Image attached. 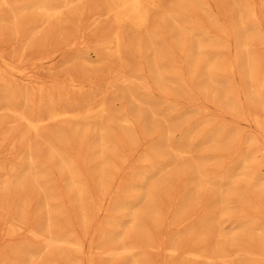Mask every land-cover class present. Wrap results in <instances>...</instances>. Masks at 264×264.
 <instances>
[{
  "label": "rangeland",
  "instance_id": "rangeland-1",
  "mask_svg": "<svg viewBox=\"0 0 264 264\" xmlns=\"http://www.w3.org/2000/svg\"><path fill=\"white\" fill-rule=\"evenodd\" d=\"M85 1H87V0H85ZM88 1H89V3L91 2V4H94V6H93V5H90V4H89V5H86V7L88 6V9H92V7H93V10H88V9H86V12H87V16H86V17H88V15H90V16L92 17V13H93V14H94V13L97 14V10H98V13L101 12V13H104V15H105V12H103L102 10H99V9H102V8H103V3L101 2V0H97V1L94 0V2H93V0H91V1L88 0ZM95 1H96V2H95ZM161 1H162V4L164 3V5H165V6H164V9H166V8H167V9H166V11L163 10L164 12H163V11H154V13H151V17H150V19L153 18V17H155V16L152 17V15H156V16H157V17H155L156 19L154 18V20H153V25H154V21H155V23L158 21V20H157V19H159L158 16L160 17V19H159V21H158L156 24H158V23H160V22L162 21V22H161V25H163V24H162V23H164V20H163V19L165 18V15L167 14V11H168V10L171 11L172 8H173L174 12H175V10H176V11L180 10L181 13L178 11V16L175 15V16H177V17H180V18H179V21H180V19H181V21H184V23L186 24V22H185L186 19H187L188 21H189V20L191 21V18H192L193 21H191V23H192L191 25H195V24L197 23V25H195V27L202 28V29L200 30V32H206V33L209 32V33H208V35H209V39L212 40V41H213V39L216 40V42L214 43V45L216 44V47H217V44H218L219 49H220V51L222 52V54H220L221 58H220V56H219V53H220L219 49H218V48L215 49L216 47H213L214 45H212V47H211L210 45H208V47H205V49H206V48H208V49H206V51H204V52H206V53H207L208 51H210V52H208L209 55H207V56H210V57L215 58V59H213V60H214V63H215V60H216V62L219 61L218 63H222V64H224V63H225L224 61H225L226 59L230 60L229 58H232L231 60L233 61V60H234L233 57H235V58H239V56H241V54H242L241 47L239 46V43L235 40V39H238V38H237V37H238V35H237V34H238V31L235 30V22L237 23V20H239V18H238L239 14L242 15V16L244 15V16L242 17L243 19L245 18L247 21L250 20V17L247 16L248 13H246V11H243V9H244V7H246V5L248 4V2H250L251 0H250V1H249V0H245L246 2H245V1H242V0H239L240 2H238V0H236V1H235V0H231V1H230V0H229V1H228V0H222L223 3H222L220 0H219L220 2H217L218 0H210V1H208V0H205V1H204V0H203L204 2H202V3H201V2H200V3L195 2L196 0H194V1H193V5H194V6H195L196 3H198V4H197V5H199L198 7H200V8L203 7L202 10H204V7H205V8H206V9H205L206 11H209V9L211 8V9H210V10H211V13L216 12V10H217V8H219V5H220V4H221V5H222V4L224 5V3H225L226 6H225V5H224V6H220V8H221L222 10L224 9V12H225V16H226V18L228 17L227 15L230 16V17H228L229 19H226L225 17L222 16V15H224V13H223L222 10H218L219 12H218V11L216 12V14L219 13L220 15H218V14L216 15V14L214 13L215 17H214L213 19L211 18V17H213V16H212V15H209L208 12H206L205 10H204V11H205V13H206V15H207V16L205 15V17H204V14H203L204 11H202V12H203V13H202V12H200L201 9L198 10V13H199V14H200V13L203 14V16H202V14H200V15L202 16V18H201V16L198 14L199 17L202 19V22H203V20H205V19L208 17V18L205 20V22H207L206 24H204V22L202 23L201 21H195V20H198L199 18L194 20V18H196L195 16H198V15H196L197 12L195 11V10L199 9V8L196 7L197 5L195 6L196 9L193 8L194 6L192 7V10H194V12H196V14L194 13L195 16L192 14V11H191V10L189 11V12L191 13V15H192V16L189 15V16H190V19H189V18H187V14H188L189 12H188V11H185V12H184V11H182L183 9H179L178 6H177L178 3H179V2L181 3L183 0H180V1H179V0H161ZM176 1H177V2H176ZM224 1H225V2H224ZM226 1H227L228 4L226 3ZM233 1H234L235 4H237V2H238V4L240 3V4L242 5V7L236 5V7L233 8V7L231 6V4H232V5L234 4ZM254 1H255V6H256L257 3L259 2L256 8L262 10V11L259 10V12H257V14H260V16L258 15V16H259V18H258V19H259L258 26L260 27V29H259V27H258V31H259V32H258V34H255L257 37H258V35H259L260 38H257L254 34L252 35L251 32L249 33L250 36H249V35H248V36H249L250 39H252L251 42H252L253 44H254V42H256L257 47L259 48V50H258L257 47H250V48H251L250 50L253 51V48H254V49L257 48V50L260 51V52H257L258 54L255 53V55L257 54L256 57H257L258 59L256 60V58H255L254 61L256 60V61L258 62V64H257V62L255 61L256 64H257V66L259 65V66L261 67V64H259L260 59H261V61L264 60V49H262V48H264V45L260 44V42H261V43H264V40H263V39H264V20H263V19H264V0H262V1H261V0H257V1L254 0ZM92 2H93V3H92ZM97 2H98V3H102V4H99V5H98ZM173 2L176 3L177 5L174 4ZM194 2H195V4H194ZM206 2L209 4V6H208V4H207L208 7L204 4V3H206ZM210 2L214 5V8L212 7V5H211ZM230 2H231V4H230ZM241 2H243V3H241ZM260 2H262V5L260 4ZM73 3H74V4H73ZM73 3L71 4V6H75V2H73ZM86 3H87V2H86ZM95 3L99 6V7H97L98 9H95ZM168 3H169V4H168ZM170 3H171V4H170ZM166 4L169 5V6H166ZM229 4H230V5H229ZM245 4H246V5H245ZM171 5H172V8H170ZM175 5H176V6H175ZM204 5H205V6H204ZM217 5H218V7H217ZM243 5H245V6H243ZM71 6H70V7H71ZM89 6H92V7H89ZM100 6H102V7H100ZM230 6H231L232 9L229 8ZM233 6H234V5H233ZM260 6H263V7H260ZM86 7H85V8H86ZM168 7H169L170 9H168ZM174 7H175V8H174ZM237 7H238V8H237ZM239 7H241L242 9L239 8ZM208 8H209V9H208ZM220 8H219V9H220ZM227 8H229V9H228V13L231 11L232 16H234V17H232V16L230 15V13H229V14L227 13ZM4 9H5V8H4ZM70 9H71L72 11H74V10H73V9H74L73 7H71ZM207 9H208V10H207ZM213 9H214V10H213ZM236 9H237V10L241 9V10L239 11L240 13H239ZM258 9H257V10H258ZM2 10H3V9H2ZM65 10H67V9H64V11H65ZM71 10H70V11L67 10L68 15L65 13L66 11L63 13V17H64V18L67 17V19H68L67 24H66V23L63 24V26H64V33H63V34H59V32H58V30H57V29H58V28H57V25H55V30L57 31V34H56V31H55V37H51V40H52V41L50 40V43H51V44H50V43H47V41L49 42V39L46 41L47 44H46V43H45V44H44V43L41 44L40 42H35V44L33 43V45L35 46V48H34V46H30L31 48L28 47L29 49L27 48L28 50L26 51V54H29V55H26V54H25L26 57H27V56H28V57L30 56V57L33 59V54H34V53H35L34 57H36L38 54H41V53L44 54V55H45V54L48 55V51H49V54H52V53H50V52L53 51V50H55V51H54V53H55V57H53V59H52L51 61L46 62V63L43 64V66L45 65V66H44L45 68H44L43 66L40 67L41 69H43L42 71H41V69L39 68V70H38V74H39V76H40V74H42V75L44 74L45 78L48 77V79H49V78H52L53 76H54V78H55V77L58 78V77L60 76L58 79H59V80H63L64 78H66L67 73H68L69 76H70L71 73H72L71 77H68V76H67V78L64 79L62 82H60V81L57 79L58 83L55 84V85H57V87L53 84L54 80H55V82H57L56 79H53V78H52V80L49 79V81H48V79H46L47 81H45L44 84H43L44 89H43V92H42L41 94H37L38 92H41V91H36L37 93H35V89H36V90H38V89L35 88V86H34L35 84H34V83H33V84H34V85H33V84L30 83V82H26V83H25L24 81H21V82L23 83V85H22V84H20V83H21L20 80H18V79H17V81L14 80V82H15V83H14L15 86H16V84L18 83V86H19V87L17 86V88H20V89H21V90H18V91H19L18 94H21L20 92H22V90H23V92L26 91L27 94H28V96H29V101H28V103H24L25 108H23L24 106H22V105L20 106V104H23L22 98H19L20 101H18V98H15V100H16V104H15V102H14V101H11L10 98H9V99H6L5 96L3 97V95H4L3 93L0 94V100L2 99V97H3L4 99H2L3 101H0V103H2V104H8V105H9V102H11V104L14 102L12 106L15 107V108H18V110H20V111H22V112H24V113L27 112L26 115H28L29 113L33 112V114H30V116H45V113H46L45 111H46L47 109H45V108L43 109V105H42V107H40V108H39V106H36V104L38 103L37 101H39V98H42V96H45V99H44V97H43L44 103H45L46 101H48L49 99H51V97H52V99H53V104L55 103V105H56V106L53 105V107H56V108H58V109H61V108H62V109H68V107H70L69 109H71V108H72V107H71L72 105L74 106L73 108H75L76 105H77L78 107H76V109H78L79 107H80V109H83V107H84L87 103H89V104L91 103V102H89V99H90L91 101L94 99L93 97L88 98V96L86 97L87 99H85V93L88 92L90 86H92V87L90 88V90L95 86V91H96V89L99 90L98 88H100V91H97V92H99V95H98V94H94V88H93V90L91 91V93L94 95V97H95V96H97V97L99 96V98L102 99V98H103L102 95H103V96H104V95H106V96H110L109 98L105 96L103 99L106 98L107 100H108V99L110 100V99L112 98V99L110 100V103L114 104V102H112L113 99H114V96H113V95H116V93H117L118 95L116 96V98L119 99V100H118L119 103H121V101H122L123 105H125V103H124V102L126 101L125 97L128 96V94H127L128 92H126V91H128V90L131 91V89H128V88H132V90L135 89V90L132 91V93L135 94V96H136V95H137L136 92H140L141 95H140V93H139V94L137 95L138 97L136 96L137 99H139V97L141 96L140 99H141V100L143 99V100H142L143 102L139 99L140 103H142L143 105H144V103H145V104H147V106L149 105V107H147V106H145V105H144L145 107H143V106L140 105V104L137 105V106L133 105L134 108H135V111H136L135 113H137V115H135V114H134V111H133V110H134L133 106H131V108H133V109H131L130 106H129L130 104L132 105V102H131L130 98L127 97V98H128V102H130V103L128 104V102L126 101V102H127L126 105H127L128 112L130 111V112H129L130 114L127 112V113H128L127 118L132 116L131 119L128 118V119H127L128 121H127V120H125L126 118H125V119L123 118V116L126 117V115H125V114H126V106H125V107L121 106V105H122V103H121V105H120L121 108L118 107V102L116 103V101H115V100H117L116 98L114 99V101H115L114 109L117 110V108H118L117 111H114L113 107L111 108V107L107 106L108 104H106L107 108L109 107V108H111V110L113 109L114 114H115V113H116V114H115V116H114L115 118H114V117H111V115L113 116V112H111V110L108 108V109L110 110L108 113H109V115H110L111 118H110V117H109V118H106V119L104 120V123H105L106 126H107V125H110V122H112V124L109 126L110 128L107 126L106 129H107L108 135H110V136H108V138H110V139H111V137H113V138H112L110 141H109V139L107 138V140H108V141L106 142L107 144L104 143L103 145L100 144V143H98V142H96V141H97L96 139H97L98 136H96L95 134H98V133L101 131V130H99L100 128L105 129L106 126H105V125H104L105 127H104V126H99L98 124H96V125H98V126H94L95 124H94V122H93L92 120H89L90 122L87 121L88 123H85V124H84L83 122L81 123L82 125H84V126H83L84 128H82V131H83L82 133H83V134H81V138H82L81 140H80V138H79V137H80V134L78 135V133H81L80 131H81V126H82V125L79 123V122H81V121L78 122V121H75V119L71 120V122L74 121L75 125L77 124V125L79 126V127H78L77 125H76V126H75V125H72V124H74V123H71V122H70V118H69V119H68V118L58 119V122H56V121H53V123L49 122L50 124L46 121L47 123L44 124V125H43V123H45V122L43 121V123H40V124L38 125L37 130H36V131H37V133H36L37 135H36V134H34L36 131L31 132L33 129L29 128V127L26 125V123H25L22 119H20L21 122H19V118H16V120H15V119H14L15 117H13L12 115L10 116V114H9L8 112H6V110H4V109L1 110V109H0V122H1V123H0V128H1V129H0V208H1V206H3V205H4V208H6V212H4V210H2V208H1V210H0V217H2V218H0V227H1V228H0V233H1V234H0V238H1V240H0V248L2 247V248L0 249V251H1V252H0V253H1V254H0V262H1V264H4V263H5V264H80V263H81V264H89L88 262H89L90 260H91L90 262H92V261L94 262V260H95V263H96V264H115L117 261H118V263L121 264V262H122V261H121V258H122V256H123L122 254L125 253L124 251H125L126 249H125L124 251H119V252H120V253L118 252L119 254H118V253H114V254H116V255L118 254V255H117V258H118V259H117L116 262L112 260L113 263H111V259H110V258H111V255L108 253V251L111 250V251H113V252H117L118 250H120V249H118L119 247L117 248V247H116L117 244L114 245L113 243H114L115 241H113L112 244H108V245H107V247H108L109 250L106 249L107 247L105 248V246H104L105 244H103V242H104V241L106 242V240H107L108 237L102 236L104 231H103V232H100V234H98L99 236H98L97 233H95L94 231H95L96 229L98 230V227H97V226L100 227L99 230H101V229L104 230L103 227L101 228V224H102V223L105 224V221H103V220H105V217H106L107 219H109V223H111V221H112V217H113V216H110V217H111V218H110L108 215H110V213H112V210L114 211V208H115L114 205L116 206V209H117V211H118V212L115 211V212H117V213L114 212L113 214H111V215H114V214H115V215H114V217H115L114 220L118 219V218L122 215V214H121V212L123 211L122 208H120V210H118V207H117V206H118V205L121 206V202H124V201H125L126 199H128L129 197L131 198L132 196H129V195L133 194V192H136V193H137L136 190L133 191V189H131V188H134V189H135V188H138L137 185H136V179L138 180L137 182H139V181H140V180H139L140 178H139L138 175L141 173V176H142L143 173H146V171H147V163H148V167H149L148 169H150L151 164L153 163L152 161H154L155 163L158 164V159H159L160 166H163V165L165 164V162H167L168 159H163V157H161V156H159V155H156L157 151H156V149H155L156 143H157L158 141H160V139H161L160 136H161V135L164 136L163 133L165 134V131H166V133H167V134H166L167 137H169V135H170V137L172 136V137L175 139V140H173L172 137H171V138L169 137V139H167V141L169 140V141H168V144H169V143H172L173 146H172L171 144H169V145H171L172 147H176V145H177V147H187V148H188L189 145H190L189 148H192V149H191V152H189V154H188L189 159H188V157H184V158H181V159H179V158L176 159V157H174V158L176 159V161L178 160V163H176V161H173V160H172L173 158H172V159L170 158V159L172 160V162H171L172 164H170V162H169V165H170V166H173V164H174V166L177 167V168H176V171H174V169H175V168H173L174 166L170 168V166L168 165V166H167V169L170 168V169H168V170L166 169V166H164V167H163V169H165V170H164V173H163V171H161L162 174H160L161 172H158V173L160 174V175H158L159 177H161V176H164V177H165V178H164V177H161V178H160L161 180L164 178V179H163V182L159 179V180L161 181V183L158 181V177L155 175V176H156V177H154V178H155V181L157 180L158 184L160 183V186H162L163 188L161 187L162 190H161V189H159V190H157V189L152 190V192H153L152 195H153L154 198L156 199V200H154V201L156 202L157 205H156L155 202L153 201L154 204H155V206H153L151 209H150V207H151V206H150L149 209H150V211L153 209V211L155 210V212H157L156 210H159L160 213H159V212L155 213V212L151 211V212L149 213L148 216L145 215V214H141V213H140V215H142V216H140V218L143 217L144 215H145L144 217L147 216V217H146V218H148L147 220H149V221L154 225L155 229H154V227H153V225H152L151 223L149 224V227H146L148 221H146L145 224H143L144 221L146 220V218H142V219H144V221H142V219H141V222H143V223H141V222L138 223L139 228H140V226H141L142 228H144V229H143L144 231L142 230V228H140V229L142 230V231H140V232H142V233L144 232V233L146 234V232L149 231V232H151V235H150V233H147L148 236H147V234H146V235L143 234V235H144V238H143V235L140 234L139 237H140L141 235H142V237H140L139 239H141V240H139V239L136 238L138 235H136V237H131L132 235L130 234V236H127L128 238L131 237L130 239H133V240H135V241L138 240L136 243L133 241V243H134V244H132L133 247L130 245V244L132 243V241L129 240V239H128L129 241H127V240L125 239V235H124L123 238H121V239H120V238H115V237L113 238V237H112L113 240H116V239H117V240H116L117 242H118V240H123V239L126 240L127 242H130V241H131L130 244L128 243V246L131 247V248H129L128 250L133 249V253H134V248H135V246L137 247V245L139 244L138 249L136 248L135 251H136V250L138 251L137 254L140 255V257H139L138 255H136V253H135V255H133V254L131 253L132 251H129V254H127V253H128V250H127V253H125L124 256H125L126 258H128V259H129V257H127V255L130 256V253L132 254V257H134V256H135V257L138 256V258H136V259L139 260V261L137 260V262H138L139 264H141V262L144 260L145 256L147 257V259L145 258V260L143 261L144 264H147V263L149 264V262H150L151 264H153L152 261L154 262V264H155L156 262H157L156 264H159L160 262H161L160 264H162L163 260H164L163 264H166L165 261L167 262V264H168L169 262H170L169 264H172V263L175 264V262H176V264H178V263H180V261H181V263H183V264H187V263H188V264H189V263H191V264H196L198 261H200V262L197 263V264H201L202 261L199 259L200 257H197V259H194V258H193V260H191L190 258H185V257L179 255V253H181V252L183 251V249H185L186 246H187L188 244H190V242H191L190 239H186V238L188 237L187 235L190 234V233H187V232L189 231L190 228H189V229H185V228H186L188 225L191 226L190 223H192V222H194V221H196V220H197V222H195V224H194L193 226H191L192 229H191L189 232L192 231L193 233H197L198 230H203V231H204V229L207 227V229H206L205 231H206V232L208 231L209 234L211 233V236H212V237H211V236L209 237V236H207L208 234L206 233V240H205V242H207L208 244L205 243V242H203V244H205V245H203V244L201 245V244H199V243H198L199 245L194 244V246L197 245L198 248H197V247H195V248L198 249L197 251H198L199 253H201V254H203V253H204V254L207 253L206 256L209 254V255H208V256H209L208 258H207V257H206V258H201V259L203 260V264H212V263H211L212 261H211L210 263H209V261H210V260H213V257H214V259H215L214 262L216 261V264H243L244 259H245L244 256L246 255V257H247L248 254L250 253V251H251V253H254L255 255H256L257 253H258L257 255H261V254H263V251H262L261 249H257L258 252L256 251L255 248H256V247L258 248V245H256V244L253 245V246H251V249H250V247H249L247 244H246V246L249 247V248L244 247L245 245L243 244V242H241V243L239 242V241H241L242 238L244 239V236H242V235H240L239 239H240V238H241V239L238 241V244H237V243H236V240L238 239V237L236 236V240H235V239H232V237H233L234 234H233V235H231V234H232L233 230H234V232H235V231L238 232L239 227L236 226V227L234 228V225H233L232 223L228 225L229 227L226 226L227 223H228V222H226V220L229 221V222H230V219L233 220V217H232L231 215H234V214H235L234 217H235V216L237 217V215H238V216H242V215L244 216L243 213H245V212H243V209H245V208L248 209V208H249V210H246V209H245V210H246V213H248V212L252 209V208H251V204L254 205V204H257V203H258V206H257V205L254 206V208H256V210H255L254 208H253L254 210H253V209H252V210L254 211V213H258L257 216L260 215L261 217H263L264 214H262V213H264V212L260 213V211H259L260 209L258 210V207H261V211H264V207L262 208V205H263V204L260 203V202H262V200H260V201H259V200L252 201L251 204H250V207H249V205L247 204L248 207L242 208V205H241L240 203L238 204V202H236V201L234 202L235 198H232V197L229 196L230 194H232V191L228 190V191L230 192V193H229L228 191L225 192L224 190H222V191L224 192V196L227 197V198H224L225 201H226V199H227V202H226L227 204H225V203H221L220 201H217V200H216V197L213 198V196H211V195H210V198H211V199L208 198V199L210 200V201H209L208 199H206V198L209 197V196H208V195H207V196H204L205 193H203V192L198 193L199 197H198V195L196 196V198H198V199H196V200H198V201L200 202V203L197 202L199 206L197 205L196 200H195V199H192V200H194V201L191 200V201L188 203V206H190V209H189V207L187 206V208H188L189 211L186 210L187 208H186L185 211H184V209H183V205L181 204V201H182V198H183L182 196L184 195L185 192H186V194H187V192L189 191L190 186L192 187V184H190V186H188L189 184L187 183V177H186V175H183V176L180 175V174H184V173H182V172H183L182 169H184V166L187 167V164L189 165L190 163H194L195 160H196L195 162H202L203 159H207V158H205V157H209V159H210L209 170L212 169V170H211L212 173L215 172V171H216V173H218L219 170H220L219 167H223V169L220 170V172H219V173H222V172L226 171V169H225V165H226V164H227L226 167H227L229 164H230V165H229L228 167H230L231 164L233 165L232 159H235V158H237V157L240 159L244 154H246V153L248 152V149H249V148H250V149H253L254 146H255V145H254V142H256L255 144H257L256 147H258V145L262 146V145L264 144V142H262V140H261V138L264 140V133H262V131H261L262 136H261V134H260V130H264V128L262 129V126H261V125L258 126L259 128H257V126L255 127V125L253 126V125L251 124V123L254 124V121L252 122V120H251V119H253V118H252V117L250 118V116L248 117V115H245V116H244V112H243V111H247V112L250 113V114L252 113V111H253V112L255 111L254 113L258 114L259 116H260V114H263V117H264V109L262 108V107H264V104H263L262 106H260L261 108H260L259 106H258V107H255L253 104H251V103L249 102V99H247V98H248V97H247V93H248L247 90L249 91V82H248L247 74H243V73H241V72L244 71V69H243V70H241L240 75H238V76H240V77L237 76V74L239 73L238 71H240V69H242V67H241L242 64L239 65L240 63H238V62H240V60H239L238 62H237L238 59L236 60V62L234 61L235 64L238 63V64H237L238 67H234V70H237L238 73L235 72V71H233V72L231 71V72H230L229 69H226V70L229 71V76H230V77L233 76L232 79H229V76H223L224 74H222V77H223V78H221V79H223V80L219 79L218 81L221 82V81H225V80H226V83H227V81H228L227 79H229L230 81L234 79V80H233V81H234V85H235V84H236L235 86L239 85V86H237V87H241L240 82H241V84L244 83L243 86L241 87V90H240V88H239L240 93H237V94H236L237 97L239 96V97H238L239 103H241V106L244 105V107L242 106V109H241L242 111L240 110L241 112H240V111H236V112H235V111H232V110L230 109L229 106H227V107L225 106V109L227 108V109H226L227 111H225V109H224V111H223V110H221V109L224 107V105H227V104H225V99H224L223 97H222V99H224V100H222L221 97H219V99H221V101L218 99V97H217V95H216V94H217L216 92H217L218 90H216V89H219V88H216V89H215V88H212V87H211L210 90H209V87H208V89H207V84L209 83V81H208V79H207L208 76H206V75L204 76V74H205V70H203V69H205V67H203V65H202V61H200L199 64L197 63V65L195 64V65H196V69L193 67V69H195V71H194L193 69H191V70H193L195 73H196V70H197L199 73H200L201 70H202V72H201L202 75L199 74V73H198V74L196 73V75H195V73H193V71H190V68L192 67V65L194 66L193 62H192V64H190V63L188 64V65H189V69H188V67H187L188 65L185 64V63H186L185 61H183V60L186 59V57H187V60H188L189 57H190V56L188 55V53H190V51H189V49H188V45H187V44L189 43V42H187V40L190 38V33H189V31H190V27H189V26H190V25L186 24V25L189 27V30H188V27L184 24V25L187 27V29L185 28V31H184V27H185V26H183V23H182V27H183L182 29H183V30H182V32H181L180 34L178 33L179 31H177V30H176V31H175V30L173 31V28H174V29H176V28H175L174 26L172 27L173 24H172L171 19H170L171 23H169L170 21H167V19L165 20L166 22H168V23H167V26H166V23H165V26L168 27V25H169V29L166 28L165 26H164V29H165V30L162 29L163 26H161L160 24H158V25H160V26H158V25H156V24H155L156 26H155V25H154V26L152 25L153 28H154V27H158L157 29L159 30V31H158L159 33L156 34L155 36H156V39H157V38L159 39V40L157 39V41L160 43V45H159V43H157V44L159 45V49H160L159 51L162 50V51H161V54H162L164 51H163V49H161L160 46H163V47H166V48L169 47V44L167 43V40H168V42H170V46H171L170 48L173 49V50L171 49V53L174 52V51L176 50V48L178 47V44H179V48H177L178 51L176 50L177 52L175 51L174 54L172 53V57H173V56L176 57V56L178 55V56H177L178 59H177V57H176V59H175L174 57H173V58H170V57H169V56H171V55H169V54H171V53H169V51H170L169 49H170V48H168V50H165V49H166V48H165V49H164V50H165V57H164V53H163V54H162V59H160L159 61H157V62L159 63V64L157 63V66H158V67H157V66H152V65L154 64L153 61H152V60H153V59H152L153 52H152L151 48H148V44H147V42L144 43V41H146V40H144L145 38L143 37V35H142V37H141V35L138 36L139 39H138V38H135V36H131L132 34L128 36V32L130 33V31L128 30V32H127V30H126L125 28L128 26L127 29H129L130 27H129V25L126 26L127 23H125V24L123 23L124 25H122V26H121V24H120V25L117 27V29H118L117 31H118V34L120 35V33H121V36H122V37H120V38H121L120 41H122L123 43L120 42V49L122 48L121 50L124 49V50H126V52L128 51L127 54H126L125 52H123V51H121V52H122L123 54L125 53V54H124L125 56H126V55H129V56L131 55V58H130V59L128 58L129 56L126 57V58L123 57V58H125V60H127V59H128V60H131V61H129V63H127L128 61L125 62L124 59H122V60L119 59L117 56H116V57H117V59H116V57L111 53V50H109L108 48H104V46H102V44H103V43L106 41V39L108 38L107 34H108V31H109V28H110L111 30H113L114 32L116 31V30L114 29V28H116V27H114V28L112 29V26H115V25H116V24L114 25V23L112 22V20H110V21L112 22V24H110V26H109V23H111V22H108L109 18H111L110 16H108V19H107V16H104V17H102V19H100L101 16L98 17V16H95V15H94L93 18H94L95 20L97 19L96 17L99 18V19H97L96 21H94L93 18H91V17L89 16V17L91 18V20H88V18H89V17H88V18H86V21H85V22H87V25H88V21H89V22L93 21V22H91V23L88 25L89 27H87V25H86V26H85L86 29H85V27L83 28L84 25L82 26V24H81V25H77V24H75V20H76L77 16L75 17L74 14L76 15L77 13L75 12L74 14H72V11H71ZM95 10H96V12H95ZM0 11H1V10H0ZM3 11H4V10H3ZM6 11H7V9H5V12H6ZM89 11H94V12H91V13H90ZM232 11H233V12H232ZM236 11H237V12H236ZM182 12H183V13H182ZM186 12H187L186 16H185V15L183 16V14H185ZM209 12H210V11H209ZM243 12H244V13H243ZM260 12H261V13H260ZM163 13H164V14H163ZM237 13H238V15H237ZM241 13H243V14H241ZM65 14H66V15H65ZM85 14H86V13H85ZM162 14H163L164 16H163ZM101 15H102V14H101ZM65 16H66V17H65ZM73 16H74V17H73ZM162 16H163V17H162ZM216 16H218L217 19H215ZM219 16H220V18H219ZM236 16H237V19H235ZM245 16H246V17H245ZM177 17H176V18H177ZM182 17H183V18H182ZM184 17H186V18H184ZM203 17H204V18H203ZM69 18L72 19V20L74 19V20H73V21H69ZM90 18H89V19H90ZM210 18H211V20L209 21L208 19H210ZM218 18H219V19H218ZM221 18H223V19H221ZM231 18L234 19V20H232ZM260 18L262 19V21L260 20ZM106 19H107V21H106ZM183 19H184V20H183ZM245 19H244V20H245ZM199 20H200V19H199ZM222 20H223V21H222ZM227 20H228V21H227ZM229 20H231L232 22L230 21V22H231V23H230ZM98 21H99L98 25H99V28H100L101 30L98 29V27H97L98 25H96ZM103 21H104V22H103ZM151 21H152V19H151ZM181 21H180V22H181ZM188 21H187V23H188ZM194 21H195V22H194ZM212 21L214 22L215 25H216V22H217V23L219 22L217 26H218L219 29H222V30H218V29H217V26L215 27V25H213V23H211V24L208 23V22H212ZM69 22H71V23H70L71 26H69ZM225 22H226V23H225ZM250 22H251V21H250ZM261 22H262V23H261ZM93 23H94V24H93ZM95 23H96V24H95ZM103 23L105 24V26H104ZM194 23H195V24H194ZM198 23H199V24H198ZM227 23H229V24H227ZM83 24H85V23H83ZM102 24H103V25H102ZM170 24H171V25H170ZM189 24H190V23H189ZM201 24H202V25H201ZM207 24H208L209 26H208ZM220 24H221V25H220ZM225 24H226V25H225ZM231 24L233 25V26H232L233 28H231ZM260 24H262V25H260ZM210 25H211V28H212L213 30L210 29ZM222 25H225L226 28H229V29H228L229 31H228L226 28H224V26L222 27ZM228 25H230V26H228ZM67 26H69V29H70V30H68V27H67ZM103 26H104V28H103ZM108 26H109V27H108ZM116 26H117V25H116ZM202 26L205 27V28H203ZM207 26H208L209 29L212 30V31H210L209 29H207V28H208ZM256 26H257V25H256ZM261 26H262V28H261ZM65 27H67V28H65ZM77 27H79V29H78ZM91 27H94V28H95L94 31H96L97 33H98V31H99V33H98L99 35L96 33V35H98L99 37H97V36L94 35V33H95V32L93 31L94 28H91ZM121 27H122V28H121ZM160 27H161V28H160ZM191 27H192V26H191ZM213 27H215V28H213ZM56 28H57V29H56ZM159 28H160L161 30H164V32H162ZM230 28H231V30H230ZM74 29H75V30H74ZM77 29H78V30H77ZM84 29L86 30V32L84 31ZM106 29H107V31H106ZM124 29H125V31H126L127 33L124 31ZM171 29H172V30H171ZM203 29H205V30H203ZM216 29H217V30H216ZM224 29H225V30H224ZM41 30L44 31V32L46 31L45 28H41ZM81 30L83 31L82 33H81ZM88 30H89V31H88ZM103 30H104V31H103ZM130 30H131V28H130ZM187 30H188V31H187ZM260 30H261V33H263V38H262V34L260 33ZM90 31H91V32L93 31V32H92L93 34H92ZM105 31H106V32H105ZM113 31H112V32H113ZM119 31H120V32H119ZM122 31H123L124 33H123ZM154 31L156 32L155 29H154ZM167 31H168V32L171 31V32H169L170 34H168ZM186 31H187L188 33H187ZM207 31H208V32H207ZM218 31H219V32H223V33H224V31H225V33H224L225 36L223 35V33H221L222 36L220 37L221 34H220ZM226 31H228V33H227ZM233 31H235V32H233ZM67 32H68V33H67ZM76 32H77V33H76ZM88 32H89V33H88ZM100 32H101V34H100ZM103 32H104L105 35L102 34ZM114 32H113V33H114ZM173 32H174L175 34H177V36L174 35ZM229 32H231L230 35H228ZM79 33H80V37H78V36H79ZM106 33H107V34H106ZM110 33H111V32L109 31V34H110ZM113 33H111V34H113ZM131 33H132V31H131ZM182 33H183V34H182ZM213 33H215V34H213ZM76 34H77V35H76ZM85 34L88 35V36L86 35V38L84 37ZM109 34H108V35H109ZM124 34H126L125 37H124ZM210 34H211V35H210ZM231 34H232V36H231ZM234 34H236V36H235ZM260 34H261V36H260ZM56 35H57L58 37H59V35H61L62 37H60V38H61L62 40H61L60 38H59L60 40H58V39H57L58 37H57ZM66 35H67V36H66ZM83 35H84V36H83ZM133 35H134V34H133ZM158 35H159V36H158ZM163 35H164V38H165V41H166V42L162 41V40H164V39H161V40H160V38H163ZM178 35H179V36H178ZM181 35H182V36H181ZM212 35H214V38L212 37ZM233 35H234L235 39L233 38ZM37 36H38V35H37ZM64 36H65L66 38H65ZM75 36H76L78 39H77V38H76V39H72V38H74ZM101 36H104V37H102V38H104V39H102ZM105 36H106V37H105ZM111 36H112V35H110V37H111ZM136 36H137V35H136ZM155 36H154V38H155ZM160 36H161V37H160ZM168 36H169V37H168ZM180 36H181V37H180ZM188 36H189V37H188ZM215 36H216V37H215ZM226 36H229V37H228L227 39H225ZM63 37H64V39H63ZM128 37H129V38H128ZM130 37H131V39H130ZM133 37H134V39H133ZM176 37H177V38H176ZM179 37H180L182 40H181ZM182 37H183V38H182ZM222 37H223L225 40H224ZM252 37L255 38L254 42H253V39H254V38H252ZM6 38H8V41H9V40H10V41H9V42H8V41H4V42H6V43H8V44H7V46H6V45H4L5 43H3L2 45H4L6 48H5L4 46H3L2 48L5 49V51H7V52H8V51L11 52V53H8L9 56H10V54H12L13 56H15V57L17 58V56L14 55V54L12 53V52H13L12 50L14 49L13 46H15V45L18 46V45L21 43L20 39L18 40L17 38H15V37H13V36H12V37H11V36H8V37L6 36ZM10 38H11V39H10ZM12 38H14V39H12ZM124 38H125V39H124ZM141 38H142V39H141ZM168 38H169V39L171 38V39L173 40V41H172L173 44H171V39L169 40ZM16 39L18 40V41H17L18 43H16ZM54 39H55V40H54ZM66 39H67V40H66ZM79 39H80V40L82 39V40L85 42V44H84L83 46L80 45V47L82 46V50H81V49H78V48H80V47H76V48H74V47H71V46H70L71 49H70V47H68V44H69V42H70L71 40H72V41H74V40L77 41V40H79ZM109 39H110V38H109ZM136 39H137L138 42L136 41V42H137V46H135V45H136V43H135V44H134V47H136L138 51L136 50V48H135V50H134V48L132 47V43H134ZM156 39H153V40L155 41ZM166 39H167V40H166ZM256 39H258V40H256ZM261 39H262V40H261ZM5 40H7V39H5ZM64 40H66V41H64ZM129 40H131V41L129 42ZM133 40H134V41H133ZM139 40H140V46L138 47ZM142 40H143V42H142ZM176 40H177V41H176ZM218 40H219V41H218ZM227 40H229V41H227ZM234 40H235V41H234ZM67 41H69V42H67ZM124 41H127L128 44L125 43ZM154 41H153V42H154ZM160 41H162V42H160ZM179 41H180V42L182 41L183 44H185V46L183 45V46H184V49H183V50H184V51L186 50L185 53H184L185 56H184V54H182L183 52H182V53L180 54V56H179V52H180V50H181V49H180V46H182V43H180ZM226 41H227V42H226ZM231 41H232V42H231ZM257 41L259 42V44L257 43ZM14 42H15V43H14ZM24 42H25V41H23L18 47L15 46V49H16V50H19ZM52 42H53V43H52ZM65 42H66V43H65ZM88 42H89V43H88ZM93 42H95V43H94L93 45H91ZM96 42H97V43H96ZM98 42H99V43H102V44H99ZM163 42H164V43H163ZM174 42H175V43H178V44L175 45ZM222 42H226V44L228 45V49L226 48L227 45L224 46V45H223L224 43H222ZM233 42H234L235 44H234ZM12 43H13V44H12ZM37 43H38V46H37ZM154 43H155V42H154ZM231 43H232V44H231ZM252 43H251V46L253 45ZM0 44H1V42H0ZM14 44H15V45H14ZM39 44L41 45V48H39V47H40ZM55 44H56V45H55ZM96 44H97V45H96ZM125 44H126V45H125ZM142 44H143V45H142ZM144 44H147V46L144 45ZM157 44L155 43V47H156ZM162 44H164L165 46L162 45ZM256 44H254V45H256ZM12 45H13V46H12ZM69 45H70V44H69ZM86 45H88L87 48L89 47V45H90V47L87 49V48H86ZM100 45H101L102 47H101ZM103 45H104V44H103ZM158 45H157V47H158ZM174 45L176 46V48H173V47H175ZM230 45H231V46H230ZM233 45H234V46H233ZM236 45H238V47H237ZM8 46H9V47L11 46V48H13V49L9 48ZM36 46H37V47H36ZM45 46H46V48H45ZM50 46H51V48H50ZM92 46H94L95 49H94ZM95 46H96V47H95ZM142 46H143V48H142ZM172 46H173V47H172ZM183 46H182L181 48H183ZM42 47H43V48H42ZM57 47H58V48H57ZM65 47H66V48L68 47L69 49H66ZM84 47H85V49H86L87 52L84 50ZM105 47H106V46H105ZM130 47H131V48H130ZM229 47H230V48H229ZM231 47L233 48V50H232ZM234 47H235V48H234ZM44 48H45V50H47V52L44 50ZM64 48H65V49H64ZM126 48H127V49H126ZM141 48H142V49H141ZM222 48L224 49V53H223V49H222ZM225 48H226V49H225ZM237 48L240 49V50H239V52H241V54L239 53L240 55H238V52H237V50H236ZM8 49H9V50H8ZM50 49H51V50H50ZM52 49H53V50H52ZM63 49H64V50H63ZM106 49H107V50H106ZM131 49H132L133 51H132ZM140 49H141V50H140ZM147 49H148V50H147ZM156 49H158V48H156ZM205 49H204V50H205ZM34 50H35V51H34ZM41 50H42V51H41ZM69 50H70V51H69ZM71 50H72V52L74 51V52H73V55H72ZM80 50H81V51H80ZM83 50H84L86 53H88V52H89V53H88V54H86L85 52L82 53ZM90 50H91V52H90ZM102 50H103V51L106 50V51L103 52ZM183 50H181V51H183ZM215 50H216V51H215ZM225 50H226V51H229V53H232V54H230V55H232V57H228L229 54H228V55L226 54L227 56L224 55L225 53H228V52H226ZM255 50H256V49H255ZM255 50H254V51H255ZM257 50H256V51H257ZM29 51H30L31 55H30ZM99 51H101V52H99ZM107 51H108V52H107ZM136 51H137V52H136ZM142 51H143V53H142ZM188 51H189V52H188ZM218 51H219V52H218ZM27 52H28V53H27ZM79 52H80V56L78 57V55H79L78 53H79ZM132 52H133V53H132ZM145 52H146V53H145ZM157 52H158V51H157ZM166 52H168L169 54H168V53L166 54ZM213 52L217 53L218 57H215V56H217V55L214 54ZM36 53H38V54L36 55ZM54 53H53V54H54ZM57 53H58V54H57ZM63 53L65 54L64 57H63V55H64ZM93 53H94V54H93ZM98 53H99L100 55H99ZM104 53H105L106 55H105ZM122 53H121V54H122ZM136 53H137L138 55H137ZM139 53H140V54H139ZM144 53H145V54H144ZM148 53L150 54V56L148 55ZM159 53H160V52H159ZM159 53H158V54H159ZM177 53H178V54H177ZM211 53H212V54H211ZM42 54H41V55H42ZM60 54H61V55H60ZM67 54H69L70 56H67ZM82 54H83V55H82ZM95 54H96V55H95ZM103 54H104L105 57L103 56ZM123 54H122V56H123ZM142 54L145 55V56H142ZM158 54H157V55H158ZM175 54H176V56H175ZM233 54H234V55H233ZM236 54L238 55L237 57H236ZM75 55H76V57H74ZM92 55H94L95 58H96V59H95L96 61L93 60V61H95V64H97V63L99 64V63H100V65L97 64L100 68H98V67L96 68V67H95V71H94V69H92V71H91V69H90L91 66H92V68H94L93 64L91 65V62H93V61H91V60L94 59V58H93L94 56H92ZM166 55H167V56H166ZM168 55H169V56H168ZM182 55H183V56H182ZM211 55H215V56H211ZM230 55H229V56H230ZM258 55H261V56H258ZM9 56H8V57H9ZM81 56H83V57H85V58H83V57H81ZM98 56L104 58V63H103V60H102V62L99 61L100 59H99ZM107 56H108V57H107ZM109 56H110V57H109ZM122 56H121V57H122ZM139 56H140V57H139ZM148 56H149V57H148ZM188 56H189V57H188ZM11 57H12V56H11ZM30 57H29V59H31ZM62 57H63V59H62L63 61L61 60ZM67 57H69V58H67ZM77 57L80 58L81 61H80V59H78ZM97 57H98V58H97ZM143 57H144V58H143ZM147 57H148V59L145 60ZM163 57H164V58H163ZM227 57H228V58H227ZM66 58H67V59H66ZM75 58H76V60H75ZM88 58H89V59H88ZM105 58H106V59H105ZM107 58H108V59H107ZM113 58H114V60H113ZM132 58L135 59V60H133ZM150 58H151V59H150ZM166 58H167L168 60H171V61L174 60L175 62H178V63H175L174 61H173L174 63L171 62L172 64H177V67H178V65H179L178 69H177L176 66H173V65H171V63H169V64H170L169 68L172 66V68H171V69H172V72H173V70H174V74H175L174 76H176V71H178V73H180V71H182V73H181L182 76H183V77H186V74L188 75V71H190V72H191L192 74H194L196 77H197V75H198V77L196 78L197 80H201V79H203L204 82H205L206 84H205L204 82H201L203 85H202L201 83H199V85H198V81L195 80V79H193L192 77H190L192 74H189L190 76L188 75L189 78H188V76L186 77L187 83H189V82H188V79L191 78V79H193V80L190 81V82H192V83H189V84H190L191 86L194 85L196 88H197V86H200V87L203 86L202 88H200V87L197 88V89H202V90H199V91L197 90V91H196V89H195V87H194L195 90L192 89V91H191L192 93H194V95H193L191 92H189V91H190L189 88H191V86L189 85L190 87H188V84L186 83V80L184 81L185 78L183 79V78L181 77V74L177 75L178 77L176 76V78H173V77L170 78V77H169V73H171V72L169 71V68H168V66H167V65H168V63H167L168 60H166ZM181 58H183V60H181ZM216 58H218V59H216ZM225 58H226V59H225ZM13 59H14V57H13ZM65 59H66V60H65ZM82 59L85 60V61H87V62L90 61V62H89V63H90V66H89V65H86V64H83V60H82ZM87 59H88L89 61H88ZM97 59H99V60H97ZM111 59H112V60H111ZM136 59H137V60H136ZM149 59H150V60H149ZM190 59H191V58H190ZM190 59H189V60H190ZM219 59H221V61H220ZM105 60H106V62H105ZM116 60H117V61H116ZM119 60H120V61H119ZM187 60H186V61H187ZM228 60H227V63H228ZM98 61H99V62H98ZM107 61H108V62H107ZM135 61H138L139 63H141V65H138V64H137L138 62L135 63ZM149 61H152V64H151V62H149ZM161 61H162V62H163V61H164V62L166 61V64H167L166 66H167L168 69L165 70V68H164V67H166V66L164 65L165 63H164V64H161ZM179 61H180V62H179ZM182 61H183V62H182ZM56 62L58 63V65L56 64ZM96 62H97V63H96ZM111 62H113V63H111ZM130 62H131V63H130ZM132 62H133V63H132ZM181 62H182V63H181ZM187 62H188V61H187ZM189 62H190V61H189ZM223 62H224V63H223ZM255 62H254V63H255ZM262 62H264V61H262ZM49 63H50V64H49ZM59 63H62V64H59ZM65 63H66V64H65ZM106 63H107V64H106ZM120 63H121V64H120ZM145 63H146V64H145ZM148 63L151 64V65H149ZM180 63H181V64H180ZM183 63H184V65H185L184 70H185L186 67H187L186 69H188V70H185V71H186V72H185V73H186L185 75H184V71L182 70L183 67H182V69L180 70L181 66H184ZM227 63H225V65H227ZM46 64H47V65H46ZM53 64H54V65H53ZM63 64H64V65H63ZM95 64H94V65H95ZM102 64H105V65H104L105 67H106V65H109V64H110L109 67H107V68H109V71H108V69L105 68ZM119 64H120L121 66H120ZM123 64H124V65H123ZM129 64H130V65H129ZM131 64H133V65H131ZM135 64H136V65H135ZM160 64H161L162 66H160ZM215 64H217V63H215ZM263 64H264V63H263ZM263 64H262V65H263ZM48 65H50V66H48ZM83 65H85V67H84ZM115 65H117V67H116ZM137 65H138V66H137ZM219 65L221 66V64H219ZM52 66H55V67H52ZM57 66H58V67H57ZM59 66H60V67H59ZM62 66H63V67H62ZM68 66H69V67H68ZM102 66L104 67L103 69H102ZM111 66H113L112 69L110 68ZM125 66H126V67H125ZM130 66H134V68L132 67L133 71H132V69L130 68ZM136 66H137V67H136ZM150 66H151V67H150ZM201 66H202V67H201ZM216 66H217V68H221V67H222V66L219 67L218 65H216ZM216 66H215L214 68H213V66H212L211 68H209V71H210V70H211V71L213 70V71L215 72V70H216ZM239 66H240V67H239ZM259 66H258V68H259ZM50 67H51L53 70L50 69ZM56 67H57V68H56ZM139 67H140L143 71H142L141 69H139ZM147 67H148V69L155 68L156 70H158V68L160 69V67H162L161 69H162V70L164 69V72H165V73L162 72V74H166V76L163 75L164 78H165V80L170 81V80L172 79L171 81H173V80L175 81V83H173L174 81H173V82H171V81L168 82V81H165V80H164L165 82L171 83L172 85L175 84L173 87H175V86L177 85L175 88H178V89L180 90V91L177 90V91H179L178 94H180V93H181V94H180L179 98H178V96L176 95V98H177L176 100H178L177 102H179L180 105H181V103H182V106L185 107V106L190 105V104H191V105H194V104H196V103L198 102L195 106H197V105L199 104L200 107H201V105H203V106H205V107L208 108V109H202L201 111H199V110H200V107H199V106H198L199 108H196V107H195L196 109H195V108L193 109L194 106H193V107L191 106V109H192V110L189 111V110H190V109H189V106H187V107L184 108V111H187V110H188V112H187V113L182 112V113H184V114H186V115L184 116V114H181V115L179 116L178 114H180L181 110H183V109H182L183 107L181 106V107H182V108H181L180 106H178V105H179L178 103L175 104L176 101H175V102L172 101L173 99L175 100L174 95L177 94V92H176V93L174 92V95H173V88L171 89L172 85H171V84L167 85L168 83H164V81L161 79V81L163 82V83H162V84H163L162 86H164V85L166 84L165 86L168 87V88L162 87V86H161V82L159 83L158 78H157L158 81H157V80H155V81H156L157 83H159L160 86L158 87V86L156 85V86H157V87H156V90H157V89H158V90L155 91V84H154V81H153V83L150 82V79L153 80L152 76H154L155 73H151V72H150L151 70H150V71L147 70ZM156 67H157V68H156ZM173 67H176V68H175L176 71H175V69H173ZM223 67L225 68V66H223ZM58 68H60V69H58ZM117 68H118V73L115 72V73H117V74H115V73H113V72L111 73L110 70L115 71V69H117ZM129 68H130L131 70H130ZM137 68H138L139 73H140V71L143 72V73H142V74H143V77H142V75H141L142 79H140V78H141V77H140V74H141V73L138 74L139 77H138V75L135 73V76L138 77V78H137V81H136V78H134L135 76H134L133 74H134V70H136V72H137ZM236 68H237V69H236ZM239 68H240V69H239ZM261 68L263 69L264 66H262ZM54 69H55V70H54ZM100 69L103 70L102 72H105V71L107 70L108 72L106 71L105 73H107V74H109V75H110V74H113V75H111L112 79H111V77H109L107 74L105 75V73H101V70H100ZM119 69H120V70H119ZM171 69H170V70H171ZM198 69H200V71H199ZM262 69H258V72H259L260 70H262ZM64 70H65V71H64ZM121 70H122V71H121ZM146 70L149 71V73L151 74L150 77H146V75H148V76L150 75V74L147 73ZM152 70H153V69H152ZM156 70H153L152 72H156V73H157ZM162 70H161V71H162ZM179 70H180V71H179ZM219 70H220V69H219ZM221 70H222V71H221L222 73H223V72L226 73L225 71H223V68H222ZM232 70H233V69H232ZM40 71H41V72H40ZM98 71H99L100 73H98ZM116 71H117V70H116ZM166 71H168V72H167L168 74L166 73ZM211 71H210V73H214V72H211ZM217 71H218V69H217ZM228 71H227V72H228ZM262 71H263L262 73L264 74V70H262ZM78 72H79L80 74H79ZM81 72H82V73H81ZM120 72H121V73H120ZM125 72H126L127 74H126ZM129 72H130L131 74H130ZM132 72H133V73H132ZM190 72H189V73H190ZM203 72H204V74H203ZM244 72H245V71H244ZM45 73H47V74L45 75ZM50 73H51V74H50ZM59 73H60V74H59ZM76 73H77V74H76ZM123 73H124V74H123ZM219 73H220V71H219ZM231 73H232V75H230ZM235 73H236V76H237V77H235ZM101 74H102V75H101ZM118 74H122V77H123V78H120V79H119L118 77H121V76L118 75ZM125 74H126V75H125ZM128 74H129V76H128L127 79L125 80V78H126V76H127ZM171 74H172V73H171ZM214 74H215L214 76L216 77V79H218V78L221 77V76H218L216 73H214ZM220 74H221V73H220ZM220 74H219V75H220ZM227 74H228V73H226L225 75H227ZM241 74H242V75H241ZM42 75H41V76H42ZM51 75H52V76H51ZM62 75H63V79H62ZM90 75H91V76H90ZM104 75H105V77H103ZM114 75H115V77H116L117 79L114 77ZM124 75H125V76H124ZM130 75H131L132 77L134 76V77H133L134 79H132V77L129 79ZM194 75H193V77H194ZM199 75H201V79H200ZM243 75H244V76H243ZM245 75H246V78H245ZM41 76H40V77H41ZM75 76L78 77V79H77ZM171 76H173V75H171ZM179 76H180V78H182L181 80H180ZM202 76H204V77H202ZM241 76H242V77H241ZM154 77H157V74H156V76H154ZM43 78H44V77H43ZM43 78H42V79H43ZM45 78H44V79H45ZM60 78H61V79H60ZM82 78H83V80H82ZM86 78H87V80H86ZM90 78H91V79H90ZM105 78L109 79V83L106 81L107 79H105ZM143 78H145V79L147 80V82H146V80L144 81ZM148 78H150L149 81H148ZM178 78H179V79H178ZM194 78H195V77H194ZM198 78H199V79H198ZM236 78H237L238 81H239L238 84H237L238 81H237ZM239 78H242L243 80H242V79H239ZM69 79H70V80H71V79H72V80H75L77 83H82L81 81H83V83L86 82L87 84H90L89 82H90L91 80H94V81L91 82L90 86H88L86 83H85V85L82 83V84H81V85L83 86V88L81 89V90H82V93H80L81 90H80V92H79L78 90H77V91H76V90H72L73 92L75 91L76 93H75V94H72V96H71L70 94L72 93V91H71L70 88H69V89H68V87L66 88V89H68V90L66 91L67 93H64L65 90L63 89V90H64V92H63L64 94L62 93V89L60 88L61 86H62V88H63L64 86H67L68 82L70 81ZM80 79H81V80H80ZM115 79H116V80H115ZM131 79L133 80V81H132L133 83H134V80H135L136 82H139L140 80H142V81H140V83H138V84H140V85H137V83H135V84H134L135 86H133V85H132L133 83H132V82H129V80L131 81ZM154 79H156V78H154ZM176 79H178V80H176ZM65 80H66V81L69 80V81H68V82H65ZM79 80H80V82H78ZM84 80H85V82H84ZM88 80H89V82H88ZM102 80H104V81H102ZM112 80H113V81H112ZM120 80H121L122 82H120ZM152 80H151V81H152ZM182 80H183V81H182ZM194 80H195V81H194ZM203 80H201V81H203ZM240 80H241V81H240ZM114 81H115L117 84H121V85L124 83L123 81H128L127 83L125 82L124 84L127 86L128 84L131 83V84H130L131 86L129 85V87L127 86L128 88H126V86L122 85V86H124L125 89H128V90H125L123 87H121V86L119 87V85H118V87H119L121 90H123V91H121V92H123V93H120V92L118 91L119 89H118L117 85L114 83ZM143 81H144V82H143ZM181 81H182V83H181ZM206 81H207V82H206ZM230 81H228V82L231 83ZM233 81H232V83H233ZM242 81H243V82H242ZM244 81H245L246 83H245ZM16 82H17V83H16ZM19 82H20V83H19ZM50 82H52L53 87H50V86H51V83H50ZM63 82H64V84H62ZM102 82H103L104 84H105V82H107V83H106V86L108 85L110 89H108L106 86H104V84H103ZM145 82H146V83H145ZM156 82H155V83H156ZM196 82H197V83H196ZM28 83H29L28 86L31 87V88L29 87V90H28V88L26 87ZM141 83H143L144 85H145V84H148V85L150 84L149 86H148V85H145V86H146V87H147V86L150 87L149 92L154 96V97H152L153 99H152L151 102L155 101V100H156L155 98H157V100H158V99H159V100H163V101H162V102H163V106H164V104H166V106L168 105V104L165 102L166 99H167L166 101H168V103H169V102H173V104L171 103V105H168V107H169L168 109L166 108V109H167V112H166V111H162V110H166V109L162 107V103H161V101H160V103H158V105L160 104V109L162 108V110H160V112L158 111V108H159V107H157V103H155L154 106L152 105L154 102H153L151 105H150V102L147 103V100L149 101V98L151 99V96H150L149 98H147L148 93H146V92H147L148 90L146 91V89H147L148 87L144 89L145 86H143V90H142V89L139 90V89H140L139 86H141ZM151 83L154 84V85L152 86ZM157 83H156V84H157ZM183 83L186 84V86L188 87L187 89H185V88H186L185 85H181V84H183ZM3 84H4V83H0V89H1V90H0V93H1V91L3 92V90H4V86H3ZM24 84H25V85H24ZM31 84H32L34 87H33ZM46 84H48V85H46ZM49 84H50V85H49ZM179 84H180V86H179ZM192 84H193V85H192ZM195 84H196V85H195ZM227 84H228V83H227ZM246 84H248V89L245 88V86L247 87ZM21 85L24 86V87H22ZM45 85H46V86H45ZM93 85H94V86H93ZM244 85H245V86H244ZM47 86H48V87H47ZM54 86H55V87H54ZM59 86H60V87H59ZM87 86H88V90H87V91H83V89H84V90L87 89ZM132 86H133V87H132ZM170 86H171V87H170ZM182 86H183V88H181ZM46 87H47L48 89H47ZM97 87H98V88H97ZM103 87H104V89H105L106 92L103 90ZM105 87H106V88H105ZM112 87H113V88H112ZM136 87H138L139 89H138V88L136 89ZM151 87H153L155 93L152 91L153 89H152ZM161 87H162V88H161ZM204 87H205V88H204ZM2 88H3V90H2ZM22 88H24L25 90L22 89ZM49 88H50V89H49ZM51 88H53V89H51ZM55 88H56V89H55ZM85 88H86V89H85ZM122 88H123V89H122ZM141 88H142V87H141ZM159 88H160V89H159ZM163 88H165V89H163ZM175 88H174V89H175ZM26 89H27L28 91H27ZM30 89H31V90H30ZM46 89H47V90H46ZM60 89H61V91H60ZM101 89H102V91H104V92H102ZM114 89H115L116 93H115V94H111L112 91H113V93H114ZM148 89H149V88H148ZM151 89H152V90H151ZM167 89H170V91L172 90V93H171L172 96L170 95V96L173 98L172 100L170 99V97H169V98H166V95H164V94H166L167 92H169V90H167ZM184 89H185V90H184ZM213 89H215L216 92L213 91ZM32 90H33V94H32ZM48 90H49V91H48ZM107 90H109L110 92L107 91ZM124 90H125V92H126V95H125ZM144 90H145V93H146L147 95H146V94L144 95ZM159 90H160V91L162 90V92L166 90V91L164 92V94L161 93V94H163L165 97H164L163 95H161V94L159 95V93H157ZM181 90H182V92H181ZM183 90H184V92H183ZM206 90H208L209 92H208V93L205 92ZM242 90H243V92H242ZM45 91H46V92H45ZM50 91H51L52 94L49 93ZM54 91H55V92H54ZM135 91H136V92H135ZM160 91H159V92H160ZM175 91H176V89H175ZM186 91H188V93H186ZM224 91H225V90H224ZM226 91H227V90H226ZM226 91H225V92H226ZM28 92H29V93H28ZM30 92H31V93H30ZM47 92H48V93H47ZM56 92H57V93L60 92V95H58ZM84 92H85V93H84ZM200 92H201V93H200ZM246 92H247V93H246ZM43 93L46 94V95H43ZM53 93L55 94V99L53 98V97H54V94H53ZM78 93H79V95L81 94L80 97L78 96ZM83 93H84V96H82ZM91 93H90V94H91ZM95 93H96V92H95ZM101 93H103V94L100 95ZM107 93H108V95H107ZM156 93H157V94H156ZM184 93H185V94H184ZM202 93H203V94H202ZM206 93H207V94H206ZM226 93H227V92H226ZM241 93H243V94H241ZM18 94H17V95H18ZM31 94H32V95H31ZM34 94H35V97H33ZM49 94H51V97H50ZM66 94H67V100H66L65 97H64ZM87 94H89V92L86 93V95H87ZM120 94H121L122 96H125V97L120 96ZM142 94H143V95H142ZM151 94H150V95H151ZM169 94H170V92H169ZM182 94H184V97H182ZM187 94L189 95L188 98L193 96V97L195 98V100H194V98L192 97V98H190V99H193V101H191V100L188 101V98H186V95H187ZM214 94H215V97H213ZM240 94L242 95V97L240 96ZM1 95H2V96H1ZM41 95H42V96H41ZM76 95H77V96H76ZM139 95H140V96H139ZM167 95H168V93H167ZM190 95H191V96H190ZM203 95H205L207 98H206L205 96H203ZM236 95H232V96H236ZM245 95H246V96H245ZM38 96H40V97H38ZM46 96H48V97H50V98H48V97L46 98ZM75 96L77 97L76 99H79V101H78L79 103H78V104L76 103L77 100H75L76 102H75L74 100H71V99H73V98L75 99ZM90 96H92V95H89V97H90ZM112 96H113V97H112ZM145 96H146V98H145ZM161 96H163V97H161ZM168 96H169V95H168ZM168 96H167V97H168ZM61 97H62V98H61ZM72 97H73V98H72ZM97 97H95V100H94L95 102H97V101L99 100V98H97ZM196 97H197V98H196ZM208 97H209V99H208ZM243 97H244V98H243ZM31 98H32V100H31ZM35 98H38V99H35ZM81 98H84L85 100H87V103L85 104V102H84L85 100H83V99H82L83 102H81V100H80ZM96 98H97V100H96ZM123 98H124L125 100H124ZM144 98L147 99L146 102H144ZM200 98L203 99V100H201ZM210 98H211V100H210ZM214 98H217L216 101H213V100H212V99H214ZM241 98L244 99V101H247V105H248V106L246 105V102L242 104L241 101H243V100H242ZM47 99H48V100H47ZM52 99H51V102H52ZM62 99H63V100H62ZM122 99H123L124 101H123ZM154 99H155V100H154ZM184 99H185V100H184ZM8 100H9V102H8ZM45 100H46V101H45ZM68 100H69V101H68ZM70 100H71V103H70ZM107 100H105L106 102H105V101H104V102H105V103H109V100H108V102H107ZM120 100H121V101H120ZM159 100H158L157 102H159ZM197 100H198V101H197ZM208 100H210V101H208ZM17 101H18V102H17ZM35 101H36L37 103H36ZM54 101H55V102H54ZM72 101L75 102L76 104L73 103ZM183 101H185V102H183ZM190 101L193 102V103H191ZM204 101H206V102H208V103H206V102H204ZM211 101H213V102L211 103ZM223 101H224V102H223ZM3 102H5V103H3ZM7 102H8V103H7ZM19 102H20V104H19ZM30 102H31L32 104H30ZM80 102H81V103H80ZM92 102H93V101H92ZM155 102H156V101H155ZM189 102H190V103H189ZM215 102H216V103H215ZM35 103H36V104H35ZM68 103H69L70 105H68ZM72 103H73V104H72ZM82 103H83V104H82ZM219 103H223L224 105H223V104H219ZM11 104H10V105H11ZM17 104H19V105H17ZM26 104H27V107H26ZM80 104H82V105H81L82 107L80 106ZM92 104H93V103H92ZM112 104H111V105H112ZM210 104H211L212 106H211ZM214 104H215V105H214ZM15 105H16V106H15ZM28 105H29V106H28ZM31 105H32V106H31ZM67 105H68V106H67ZM219 105H220V106H219ZM17 106H18V107H17ZM30 106H31V107H30ZM34 106H35V107H34ZM58 106H60L61 108L58 107ZM112 106H113V105H112ZM128 106H129V107H128ZM150 106H152L153 108L155 107V110L152 109V107L150 108ZM166 106H165V107H166ZM173 106H175V107H173ZM177 106H178V107H177ZM214 106H215V107H214ZM217 106H218V108H217ZM245 106H246V107H245ZM19 107H20L21 109H19ZM28 107H29V109H27ZM136 107H137V108H136ZM139 107H140V109H138ZM156 107H157V110H156ZM179 107L181 108V110H179V109H180ZM221 107H222V108H221ZM247 107H249L248 110H247ZM38 108H39V109H38ZM142 108H143V109L146 108L145 111H143ZM170 108H171V109H170ZM186 108H187V110H186ZM202 108H203V107H202ZM244 108H246V110H244ZM40 109H41V110H40ZM108 109H107V110H108ZM121 109H123V111H121ZM148 109H149V110H148ZM173 109H174V111H173ZM35 110H36L37 113H35ZM124 110H125V111H124ZM139 110H141V111H139ZM147 110H148V111H147ZM153 110H154V111H153ZM170 110H172V113H171ZM176 110H179L180 112H178V111H176ZM208 110H210L211 112L209 113ZM219 110H220V111H219ZM3 111H5V112H3ZM29 111H30V112H29ZM38 111H40V113H39ZM119 111H120L121 113H119ZM132 111H133V112H132ZM142 111H143V112H142ZM150 111H151V113H149ZM161 111H162V113H161ZM168 111H169L171 114H170ZM193 111H194V113H193ZM221 111H223V112H221ZM250 111H251V112H250ZM256 111H258V112H256ZM261 111H262L263 113H262ZM28 112H29V113H28ZM41 112H43V113H41ZM110 112H111V113H110ZM122 112H123V114H122ZM124 112H125V113H124ZM147 112H148L149 114H148ZM189 112H190V114H188ZM217 112H218V113H221V114H218V116L215 117V114H217ZM227 112H228V113H227ZM232 112H234V113H232ZM239 112H240V113H243V115H241ZM247 112H246L245 114H247ZM2 113H3V114H2ZM118 113H119V114H118ZM131 113H132V115H131ZM143 113L145 114V115H144V116H145L144 119H143ZM168 113H169V114H168ZM198 113H199L200 115L197 117ZM202 113H204V114H205V113H206V114L208 113V114H207V115H206V114L204 115V114H202ZM230 113H232L233 116H232ZM236 113H237V114H236ZM259 113H260V114H259ZM8 114H9V115H8ZM133 114H134V115H133ZM138 114H139V115H138ZM141 114H142V116H141ZM150 114H152L154 118L152 117L153 120H152V122H151V126L149 127V125H148L144 120H146V119H148V118H150V120H151V116H152V115H150ZM164 114H165V115L167 114V116L169 117V119H168L167 116H166V117H163V116H165ZM172 114H173V116H172ZM174 114H175V115L177 114V115L175 116ZM187 114H188V115H187ZM191 114H193V115H191ZM209 114H211L212 116H210ZM7 115H8V116H7ZM116 115H120V116H119L120 118H121V115H122L123 120L121 119L120 124H119V122H118V121H119V120H118L119 117L117 118ZM146 115H149V117L147 116V117H148V118H147ZM219 115H221V116H219ZM223 115H225V116H223ZM228 115H229L230 117H229ZM240 115H241V117H242V116L245 117V120H244L243 117L241 118ZM28 116H29V115H28ZM136 116H138V117H136ZM156 116H157L158 118H157ZM174 116H175L176 118H177V117H178V118L176 119ZM181 116H182V118H179V117H181ZM189 116H191L190 118H192L193 116H195L193 120H196L197 123H198V121L200 122L201 119H203L204 121H201V123H198V124H197L196 121H193L192 119H190ZM203 116H204V117H203ZM205 116H206V117H205ZM236 116H238V120H237ZM246 116H247V117H246ZM261 116H262V115H261ZM261 116H260V118H262ZM173 117H174V118H173ZM212 117H213V118H212ZM239 117H240V118H239ZM11 118H12V119H11ZM132 118H134L135 121H132V120H134V119H132ZM137 118H138V119H137ZM140 118H142V119L139 120ZM166 118H167V119H166ZM185 118H187V119L185 120ZM200 118H201V119H200ZM214 118H215V119H214ZM246 118H249V119L246 120ZM260 118H259V119H260ZM136 119H137V120H136ZM172 119H173V120H172ZM197 119H198V120H197ZM199 119H200V120H199ZM206 119H208L209 122L211 121V124H210L208 121H206V123H207V122L209 123V125H208V123H207L208 126L204 124ZM216 119H217V120H216ZM219 119H222V120H224V121H222V123H221V121H219ZM239 119H241V120H239ZM242 119L244 120V122H246V124L243 122ZM259 119H258V120H259ZM106 120H107V121H106ZM110 120H111V121H110ZM113 120H115V121L113 122ZM124 120L126 121V123L124 122ZM164 120H165V122H164ZM166 120H167V122H166ZM168 120H169V121H168ZM179 120H181V121H179ZM187 120H188L189 122H188ZM226 120H228V121H226ZM249 120L251 121V123H250ZM260 120H262V119H260ZM260 120H259V121H260ZM109 121H110V122H109ZM122 121H123V122H122ZM140 121H143V123L145 122L146 124L144 123V124L142 125V122H140ZM159 121L161 122V124H162L163 126L160 125ZM178 121H179V122H178ZM225 121H226V123L223 124V122H225ZM229 121H230V122H229ZM232 121H233V122H232ZM236 121H237V122H236ZM263 121H264V118H263V120H262L261 122H263ZM4 122H5V123H4ZM18 122H19V123H18ZM22 122H24L25 124L22 123ZM66 122H67V123H66ZM117 122H118V124H117ZM128 122H129L130 124H129ZM133 122H134V123H133ZM163 122H164V123H163ZM168 122H169V123H168ZM173 122H174V123H173ZM182 122H185V125H184V123L182 124V126H183V130H182V126H180V123H182ZM60 123H61V124H60ZM107 123H109V124H107ZM113 123H114V125H113ZM121 123H122V124L124 123V124L122 125L123 128H121ZM127 123H128L130 126L133 127V128L131 127L133 130L130 129L129 126H127V125H128ZM135 123H136V127H135ZM138 123H140V124H138ZM175 123H176V124H175ZM177 123H179L178 126L181 128V132H179V129H177V128H179V127H177ZM187 123L189 124L190 129H187V127H188ZM194 123H195V124H194ZM227 123H228V124H227ZM230 123H231V125H230ZM234 123H235V124H234ZM53 124H54V125H53ZM67 124H68V125H67ZM69 124H71L72 126L69 125ZM92 124H93L94 127H96L95 129L92 128ZM125 124H126V126L128 127V129L124 127ZM132 124H134V125H132ZM158 124H159L161 127H164L165 129L162 128V130H161V127L158 126ZM191 124H193V125H191ZM202 124H204V125H202ZM217 124H218L219 128H221V127H223V128H225V127H226V128H230V127H231L230 129H231L233 132H235V133L238 132V133H237V136L241 133V137H242V139L239 138L240 136H239V137L236 136V137L239 138V140H240V144H241V141L244 139V141H243V142H244V146H245V147L248 146L249 148H248V147H246V148L243 147V148H242L241 145H243V144L240 145L239 142H237V141H239L238 139H237V141L235 142V144H234L233 147H231V148H230V147H229V148H225L224 150H223V149H220V150H218V151L213 150V149H212L213 147L210 148V147H209L210 144H207V145L205 144L206 146H205L204 144H203V145L200 144V143L198 142L199 138L197 137L198 134H197L196 132H199L200 128H201V131H202L204 128H205V129H206V128H210L211 125H212L211 128H217ZM233 124H234V126L236 125V128H234ZM255 124H256V123H255ZM261 124H262V123H261ZM40 125H42L43 127L40 126ZM46 125H47V126H46ZM80 125H81V126H80ZM88 125H89L90 128L88 127ZM112 125H113V126H112ZM116 125H117V128H118V126H120L119 129L121 128V129L118 131L119 134H121L120 136H122V131H121V130L124 131L125 134H124V136H122V138H123V137H124V139L126 138L125 140H124V139H121V137H120L119 134L117 133ZM139 125H140V126H139ZM141 125H142V127H144V129L146 128L147 131H145L143 128H142L143 130H139V128L141 129ZM147 125H148V127H147ZM175 125H176V131H173V130L175 129V127H174ZM186 125H187V126H186ZM213 125H214V127H213ZM225 125H226V126H225ZM237 125H238V126H237ZM1 126L3 127V129H2ZM26 126H27V127H26ZM57 126H58V128H59L60 130L57 128ZM64 126H65L66 128H65ZM70 126H71V127H70ZM74 126L77 127L76 130L79 129V130H78L79 132L77 131L78 133L76 132L75 129H74V130H73V129H70V128H73ZM166 126H167V127H166ZM184 126H185V129H187L188 131H186V130L184 129ZM192 126H194L195 128L197 127L199 130H198L197 128L194 129V127H193V129H192ZM205 126H206V127H205ZM224 126H225V127H224ZM25 127H26V128H25ZM62 127L65 128V129H64V128L62 129L63 133H64V132L66 133V132H67V128H68V131H69V129L72 131V132H70V134H71L73 137H74V136H75L76 138H77V136H79V137H78L77 139L74 138L75 140H74V139H71L72 136H70V135L68 134L69 132H67L66 136H65V133H64V135H63V134H62V131H61V128H62ZM157 127H159V130H157V129H158ZM170 127H171V128H170ZM237 127H238V128H237ZM28 128H29V129H28ZM39 128H40V129H39ZM55 128H57V129L55 130ZM97 128H98V129H97ZM112 128H113V129H112ZM115 128H116V129H115ZM137 128H138V129H137ZM149 128H151L152 133H151V131L149 130ZM152 128H153V129H152ZM166 128L169 129L168 132H167V129H166ZM173 128H174V129H173ZM260 128H261V129H260ZM38 129H39V130H38ZM108 129H109V130H108ZM114 129H115V130H114ZM124 129H125V130H124ZM234 129H235V130H234ZM238 129H239V130H238ZM14 130H15V131H14ZM29 130H31V131H29ZM44 130H45V131H44ZM113 130H114V132H113ZM137 130H138V131H141L142 133H141V132H138ZM160 130H161V133L159 132ZM189 130H190V131H189ZM194 130H195V135H196V136L194 135ZM196 130H197V131H196ZM1 131H3L4 133L2 134ZM27 131H29V132H27ZM42 131H43V132H42ZM46 131H47L48 133H45ZM49 131H50V132H49ZM59 131H60V132H59ZM95 131H97V132H95ZM129 131H131V132L134 133V134L130 133ZM156 131H157V132H156ZM169 131H170V132H169ZM192 131H193V133H192ZM239 131H240V132H239ZM57 132H59V133H57ZM73 132H76V133L73 134ZM85 132H87V133H86L87 136L85 135ZM144 132H145V133H144ZM153 132H154V133H153ZM158 132H159L160 134L157 135ZM171 132H172V135H171ZM5 133H6V134H5ZM11 133H12V134H11ZM18 133H20V134H18ZM31 133H32V134H31ZM38 133H39V134H38ZM44 133H45V134H44ZM52 133H53V134H52ZM54 133H56V134H54ZM60 133H61V136L59 135ZM93 133H94V134H93ZM109 133H110V134H109ZM112 133H113V136H111ZM116 133H117V134H116ZM128 133H129L130 135H129ZM137 133H138V134H137ZM140 133H141V134H140ZM147 133H148V134H147ZM169 133H170V134H169ZM174 133H175V134H174ZM178 133H179V134H178ZM180 133L182 134V136L180 135ZM184 133H185V134L187 133L188 135H189V133H190V134H191V137H192V135H193V137L190 138V140H189L187 134L185 135ZM201 133H202V132H201ZM242 133H243V134H242ZM21 134H22V135H21ZM29 134H30V135H29ZM40 134H41L42 138H41V139H38ZM46 134H47V135H46ZM126 134H128L129 137H131V139H133V142H134V136H135V134H136V136H135V138H136L135 141H136V142H134V145H133V143L131 142L132 140H131V141L129 140L130 143H132L131 145H130V144H129V145L127 144V143H129V142H128L129 137H127L128 135H126ZM139 134H140V135H139ZM142 134H143V135H142ZM152 134H154V136H152ZM199 134H200V133H199ZM258 134H259V135H258ZM14 135H15V136H14ZM25 135L27 136V138H26ZM33 135H34V136H33ZM44 135H46L47 137L44 136ZM53 135H54V136L56 135V138H57V136H58V137L60 136V137H59V138H60V142H59V140H58L59 138L57 139V141H58L59 143L56 141L55 137H54V138L52 137ZM67 135H68L69 137H67ZM83 135L86 136L87 138H86V137L83 138ZM88 135H89V136H88ZM94 135H95V137H94ZM117 135H118L119 137H117ZM138 135H139V136H138ZM156 135L158 136L159 139H158V138H156V139L154 138V139H153V137H156ZM159 135H160V136H159ZM184 135H185V136H184ZM245 135H247V136L245 137ZM11 136H12V137H11ZM41 136H40V137H41ZM48 136H49V137H48ZM64 136L67 138V141H68L67 143H69V140L72 141V142L70 141V144H71L72 146H71L70 144H64V143H66V142H64V143L62 144V142L64 141V139H65V141H66V138H65ZM146 136H147V137H146ZM256 136H257V137H256ZM259 136H260V138H259ZM13 137H14V138H13ZM20 137H21V138H20ZM24 137H25V138H24ZM35 137H37V138H35ZM43 137H44V138H43ZM63 137H64V138H63ZM115 137L117 138V140H116ZM176 137H177V139H176ZM195 137H196V138H195ZM254 137H255V138H254ZM9 138H12V139L10 140ZM45 138H46V140H45ZM69 138H70V139H69ZM141 138H142V139H141ZM143 138H144V139H143ZM187 138H188V141H187ZM194 138H195V139H194ZM251 138H253V139H251ZM42 139H43V140H42ZM48 139H49V141H48ZM54 139H55V140H54ZM78 139H79V140H78ZM84 139H85V140H84ZM89 139H90V140H89ZM192 139H194V140L192 141ZM245 139H246L247 141H245ZM259 139H260V140H259ZM5 140H7V141H5ZM8 140H9V141H8ZM12 140H13V141H12ZM27 140H28V141H27ZM31 140H32V141H31ZM38 140H39V141H38ZM51 140H52V141H51ZM94 140H95L96 144L98 143V145H99V144H100V145H99V146H98V145H95ZM115 140H116V141H115ZM119 140H120V141H119ZM123 140H124V141H123ZM143 140H144V141H143ZM145 140H147V141L145 142ZM154 140H155V141H154ZM170 140H172L174 143L171 142ZM251 140H253V141H251ZM11 141H12V142H11ZM26 141H27V142H26ZM29 141H30V142H29ZM45 141H46L47 143H45ZM74 141H76V142H74ZM88 141H89V143H86V142H88ZM114 141H115V143L117 142V143H116V146H114L115 144H113ZM125 141H126V142H125ZM138 141H139V142H138ZM149 141H150V142H149ZM152 141L155 142V146H154V147H152V145L154 144V143H151ZM167 141H166V143H167ZM248 141L250 142V144L247 143ZM260 141H261V144H259ZM17 142H18V143H17ZM22 142H23V143H22ZM54 142H55L57 145L54 144ZM77 142H78V143L80 142V143H79L80 146L83 145V147L81 146V147H82V149H81L82 151H81V152H79V151H80V150H79V147H80V146H76V149L79 150V151H77L76 149H74V148H75L74 146L76 145L75 143H77ZM142 142H143L144 144H143ZM185 142H186L187 145H185ZM25 143H26V144H25ZM49 143H50L51 145H50ZM72 143H73L74 145H73ZM78 143H77V145H78ZM84 143L87 144L85 148H86V150H88L89 152L85 150V148H84V145H85V144H84ZM123 143L127 144V145H128V148H127V145H125V144L122 145ZM145 143H146V144H145ZM194 143H196L195 146H197V147L194 146ZM251 143H252V144H251ZM21 144H22V145H21ZM29 144H30V145H29ZM35 144H36V145H35ZM52 144H53V145H52ZM120 144H121V145H120ZM135 144H136V145H135ZM138 144H140V145H138ZM151 144H152V145H151ZM9 145H10V146H9ZM14 145H15V146H14ZM26 145H27V146L29 145L28 148H30V150H29L28 148H26V147H27ZM66 145H67V146H66ZM69 145H70V146H69ZM93 145H94V146H93ZM119 145H120V146H119ZM198 145H199V146H198ZM201 145H202V146H201ZM239 145H240V147H239ZM250 145H252V147H251ZM7 146H9V147H7ZM59 146H61V148H63V149H61ZM89 146H90L91 148H90ZM101 146H103V148H104L106 151L109 150L110 148H111L112 150H113V149H116V150H117V155L115 156V160H116V161H115L114 159L111 160L114 156L112 155V158H111V155H110V161H109V163L111 162L112 165H113V166L111 167V163H110V167H111V169H113V170H112L113 172H115V171H117V170H118V171L115 172V174H116V177H115V174L112 173L111 170L108 171V169H107V176L105 177V180H106V178H107V181L105 182V180H104V183H103V185L105 186V187H103V189H104L105 192L103 191V189H101V186H102V185H101V181H100L101 179H98V180L100 181V186H96V185H98V184L96 183V182H98L97 178H99V176H100V174H101L100 172H102V169H100L101 167L98 166V164H97V162H99V161H97V160H99V159L96 160V158H98V157H97L98 155L96 156L95 152H97V151H98L97 149H99V148H100V150H101ZM106 146H108V148H107ZM113 146H114V147H113ZM121 146H122V150H121V151L123 152V150H124V152H123V153L121 152V154H120V153H119V152H120V148H119V149H117V148H118V147H121ZM129 146H130V147H129ZM136 146H137V147H136ZM143 146H144V147L146 146V147L144 148ZM150 146H151V148H149V149H150V150H149L147 147H150ZM207 146H208L210 149L207 148V149H208V150H207V149H206ZM16 147H17V148H16ZM23 147H24V148H23ZM32 147H33L34 149H33ZM55 147L58 148V149H60V151H62V152H63L64 149L66 148L64 153H65V154L67 153L70 157H71L72 155H74L72 158H75V160H77V159H79V158L82 160L83 158H85V157L87 158V156H88V158H87L86 160L83 159L82 162H83L84 160H85V162L88 160L89 163H88V161H87L86 163L84 162V163H83V164H84L83 166H82V163H81V160H80V159H79L78 161H76V162L79 163V164L77 163V165H75L76 163L74 164V166H76V167H74V173H76L77 175L75 174L74 177H73L74 180H76V181H77V178H79L78 181L81 182V183H80L81 187H82L84 190H86L84 196H85V197L87 196V197H86V198L83 197V199H84L83 202L86 203V204H85V205H86L85 208H86V209L89 208V209H87L88 212H89L88 214H89L90 216H91V214H93L92 217H90L88 214L86 215V217H89V220H88V218H86V219H87V222H85V221H86V220L84 219L85 217H84V218H83V217H80L82 212H81V210H80V205H79V203H78V204H77V203H76V204H73V202H74V198L76 199V197H74V196H76V194L73 192V188L70 189L69 187H68V188L66 187V186H68V185H67V184H68L67 181H69V178H68V176H67V175H68V174H67V171H66L65 169H60L59 167L56 168L57 166H56V165L54 166V163H53V165H52V166H53V167H52V170H53V171H52V170H51V165H48L49 162L47 161V158H48V160H51V162H54V159L52 158V156H50L51 159H49V156H48V155H52L51 152H52L54 149H56ZM67 147H69V149H71V150H68ZM70 147H71V148H70ZM72 147H73V148H72ZM94 147H95V149H94ZM112 147H113V148H112ZM115 147H116V148H115ZM124 147H125V148H124ZM200 147H201V148H200ZM227 147H228V146H227ZM13 148H14V149H13ZM25 148H26V149H25ZM53 148H54V149H53ZM83 148H84V149H83ZM123 148H124V149H123ZM129 148H130V150H131V148H132V151H133L134 153H133V152L131 153V152L128 150ZM136 148H137V149H136ZM146 148H147V149H146ZM153 148H154V149H153ZM9 149H10V150H9ZM17 149H18V150H17ZM20 149H21V150H20ZM24 149H25V150H24ZM31 149H33V150H31ZM58 149H57V150H58ZM125 149H127V150L131 153V155L127 154V156H126V159L129 158L128 155H129V156H132L131 158H129L130 160H127V161H126V162H128V163H131V165H129L128 163L126 164L125 162H123V161H125V159H123V158H125V156H123L124 153H125V154H126V152L128 153V151H125ZM141 149H142V151H141ZM145 149H146V150H145ZM151 149H152L153 151H152V153H151V155H150V151H151ZM195 149L198 150L199 155H198V152H197ZM226 149H227V150H228V149H229V150L231 149V150H230V152H229V151H227ZM243 149H244V150H243ZM19 150H20V151H24V152L21 153ZM27 150H28V152H29L31 155H32V153H34L35 155H37V154L39 153V155H37L38 158H37V156H35L34 154H33V156H34L35 158L32 156V158H34V159L37 158L36 160H33V161H34V162H33L34 165H36L35 168L37 167V168H36L37 173L34 171L35 175H34V173H33V175H34L35 177L32 175V176H29V177H30L29 179H28V177H27V178H25V179L20 180V179H19V178H20V169H22V168H21V167H22L21 165L25 166V165L28 164V162H27V164L24 165V163H26L25 161H26L27 158H28V157L26 156L27 153H28ZM43 150H44V152H43ZM45 150H46V151H45ZM50 150H51V151H50ZM72 150L74 151L73 153H75V151H76V156L78 155L79 158H77L78 156L75 157V154H72ZM83 150H85V151L83 152ZM95 150H96V151H95ZM147 150H149V152H148ZM202 150H204V151L202 152ZM206 150H207V151H206ZM221 150H222V151H221ZM234 150H235L236 152H238V153H236V152L234 153ZM238 150H241V151H238ZM8 151H9V152H8ZM15 151H16V152H15ZM18 151L23 155V158H22L21 156H19ZM25 151H26V154H25ZM30 151H31L32 153H31ZM49 151H50V152H49ZM69 151H70L71 153H69ZM92 151H93V154H92ZM118 151H119V152H118ZM143 151L146 152V153H147V152L149 153V154H148V153H147V154H148V156H149V155L151 156V157H149V159H150L151 161H149V159L147 158L146 154H145ZM232 151H233V153L231 154ZM12 152H13V153H12ZM48 152H49V153H48ZM87 152H88V154H86ZM138 152H141V153H139L140 155L138 154V156H137V153H138ZM155 152H156V153H155ZM204 152H205V153H204ZM207 152H208V153H207ZM227 152H228V154H227ZM241 152H242V153H241ZM17 153H18V154H17ZM43 153H44V154H43ZM47 153H48V155H47V157L44 159L43 157H45V156H46L45 154H47ZM84 153H85V154H84ZM153 153H154L155 155H154ZM209 153H210V154H209ZM229 153H230V154H229ZM239 153H241V154H239ZM5 154H7V155H5ZM14 154H16V156H14ZM81 154H83V155H81ZM90 154H92V155L90 156ZM94 154H95V155H94ZM97 154H98V153H97ZM144 154H145V155H144ZM201 154H202V155H201ZM206 154H209V155H206ZM215 154H216V155H220V156H217V157H216ZM233 154H235V155H234V157L232 158ZM236 154L238 155L237 157H236ZM40 155H42V156H40ZM80 155H81V156H80ZM84 155H85V156H84ZM86 155H87V156H86ZM119 155H121L122 157L119 156ZM189 155H190V156H189ZM194 155H195V157H194ZM204 155H205V156H204ZM228 155H230V157H229ZM17 156H18V157H17ZM83 156H84V157H83ZM117 156H119V157L117 158ZM142 156L145 157V159H147V160H146L147 163L145 162L146 165H145V163H143L144 161H142V160H145ZM157 156H158V157H157ZM168 156H172V155L169 154ZM168 156H164V157H165V158H166V157L168 158ZM255 156H256V157H257V156L259 157V155L256 154V153H255ZM11 157H12V158H11ZM19 157H20V158H19ZM40 157H42V158L39 159ZM82 157H83V158H82ZM92 157H95V159H93ZM107 157H108V155H107ZM127 157H128V158H127ZM155 157H157V158L155 159ZM258 157H257V158H258ZM21 158H22V159H21ZM134 158H135L136 160H134ZM137 158H138V159H137ZM152 158H153L154 160H152ZM194 158H195V159H194ZM216 158H218L219 160H220L221 158H224L225 160L223 159L222 162H221V160H220V161H219L220 164H218V163H217V162H218V161H217L218 159H216ZM231 158H232V159H231ZM5 159H6V161H5ZM10 159H12V160L14 159V160H13L14 162H11L12 160H10ZM24 159H26V160L23 161ZM42 159H44V160H42ZM52 159H53V160H52ZM117 159H118V160H119V159H120V160L123 159L122 163L125 164V165L121 167V164H122V163H121V162L119 163V161H117ZM160 159H161V161H162V160L165 161V162H163V165H162V162L160 161ZM192 159H193V160H192ZM200 159H201V160H200ZM226 159H227V160H226ZM229 159H230V160H229ZM45 160L47 161V164L45 163ZM93 160H95V161H93ZM156 160H157V161H156ZM180 160H182V161H180ZM183 160H184V161H183ZM212 160H213V161H212ZM214 160H215V161H214ZM235 160H236V159H235ZM3 161H4V162H3ZM8 161H10V163H12L13 165H11ZM15 161H16V162H15ZM18 161H19V162H18ZM27 161H29V159H28ZM35 161H36V162H35ZM38 161H39L40 164H41V166H40L41 168H40L39 166H37V164L40 165L39 163H37ZM43 161H44V162H43ZM90 161H91V162H90ZM134 161H135V162H134ZM141 161H142V162H141ZM216 161H217V162H216ZM224 161H225V162H224ZM226 161H227L228 163H226ZM229 161H230V163H229ZM237 161H238V160H236V162H237ZM6 162H7V164H6ZM21 162H22V163H21ZM23 162H24V163H23ZM51 162H50V163H51ZM92 162H93V163H92ZM117 162L120 164L119 167H117L118 169H117V168H113L114 166L116 167V165H114V164H115V163L117 164ZM173 162H175L176 165H175V163H173ZM183 162L185 163V165H183V164H184ZM223 162H224L225 164H224ZM234 162H235V161H234ZM15 163H16V164H15ZM43 163H45V164H43ZM87 163H88V164H87ZM150 163H151V164H150ZM155 163H154V164H155ZM167 163H168V162H167ZM180 163H181V164H180ZM221 163H222V164H221ZM9 164H10V165H9ZM51 164H52V163H51ZM80 164H81V165H80ZM92 164H93V165H92ZM96 164H97L98 167L96 166ZM133 164H134V165H133ZM178 164H179V167L181 166L180 168H182V169L178 168ZM15 165H16V167L19 168V169L16 168V169H17V170H16L15 167H14ZM42 165H44V166L46 165V166H45L46 168L43 166V167L45 168V170H44V168L42 167ZM79 165L81 166V170H80V168H79ZM85 165H86V166H85ZM89 165H90V166H89ZM132 165H133V167H135L136 169L138 168V169H137L138 171H137L135 168H134L135 170H134V169H133V170H134L135 172H140L139 174L136 175L135 173H133L134 171L132 172L131 168L129 169V167L132 166ZM142 165H143V166H142ZM144 165H145V166H144ZM214 165H216V166H214ZM9 166H11L12 169H11ZM20 166H21V167H20ZM48 166H49V167H48ZM218 166H219V167H218ZM3 167H4V169H3ZM5 167H6V168H5ZM38 167H39L40 169H38ZM89 167H90V168H89ZM91 167H93V169H96V168H97V171L91 169ZM105 167L107 168L108 166L106 165ZM133 167H132V168H133ZM143 167H145V168H143ZM228 167H227V168H228ZM42 168H43V169H42ZM47 168H48V170L51 171V172H49V171L47 170ZM49 168H50V169H49ZM9 169H10V170H9ZM41 169H42L43 171H42ZM56 169H57V170H56ZM58 169H59V170H58ZM76 169H77V170L79 169V170H78V171H75ZM116 169H117V170H116ZM119 169H121V170H119ZM126 169H127V170H126ZM128 169H129L130 171H129ZM142 169H143V170H142ZM224 169H225V170H224ZM15 170H16L17 175L15 174V172L13 173V171H15ZM34 170H35V169H34ZM39 170H41L40 173L38 172ZM61 170H62L64 173H63ZM83 170H84V171H83ZM85 170H86V171H85ZM87 170H89V171H87ZM92 170H93V172H91ZM98 170H99V171H98ZM103 170H105V168H103ZM125 170L128 171V172H130V173L126 172ZM139 170H140V171H139ZM46 171H48V172H46ZM57 171H58V172H57ZM65 171H66V172H65ZM80 171H81V172L83 171V173H81ZM105 171H106V170H105ZM119 171H120V172H119ZM122 171H123V172H122ZM165 171L168 172L166 176H165ZM172 171L176 172V173H175L176 175H175ZM44 172H45L46 174H45ZM60 172H61V174L64 175V180H65V181L67 180L66 182L63 180V178H62V180L60 179V177L62 176V175L60 174ZM94 172H96V173H95L96 175L94 174ZM108 172H110L109 175H108ZM169 172H170V173H169ZM171 172L174 174L173 177H175L176 179L178 178V179H177V180H178L177 182L174 181V180H176V179L171 178V177H172L171 175H173V174H171ZM260 172H261L262 174H264V169H263L262 167H261V169H260ZM80 173H81V174H80ZM122 173L125 174V177H126V180H127V181H128V179H129L127 176H130V177H131L130 179H132V181L129 180L130 183H129V181L126 182L125 177H124V174H122ZM131 173H132V175H131ZM178 173H179L180 176H179V177H176V176H178V175H177ZM14 174H15V175H14ZM40 174H41L42 176H41ZM44 174H45V175H44ZM51 174H52V175H51ZM59 174H60V176H59ZM65 174H66V177H67L68 179L65 177ZM82 174H83V175H82ZM88 174H89V175H88ZM126 174H127V175H126ZM128 174H129V175H128ZM163 174H164V175H163ZM168 174H169V175L171 174V175L169 176ZM5 175H6V176H5ZM7 175L9 176V178H8ZM39 175H40V176H39ZM56 175H58V178H57ZM90 175H91V176H90ZM92 175L95 176V177H93ZM113 175H114V177H115L114 182H113V180L111 179L112 177H110V176H113ZM133 175H135V176L137 177V178H136V177L134 178L135 181H134L133 178H132V177H134ZM239 175H240V176H239ZM14 176H15V179H14ZM37 176H38L39 178H38ZM43 176L46 177V178H44ZM76 176H77V177H76ZM82 176H83V177H82ZM87 176H88V177H87ZM96 176H97V177H96ZM141 176H140V177H141ZM184 176H185V177H184ZM31 177H32V179H31ZM33 177H34L35 179H33ZM41 177H42V178H41ZM47 177H49V178H47ZM51 177H52V178H51ZM62 177H63V176H62ZM84 177H85V178H84ZM90 177H91V178H90ZM100 177H101V176H100ZM109 177H110V178H109ZM120 177H121L122 179H120ZM169 177H170V179H171V182L169 181V180H170ZM180 177H181V178H180ZM182 177H183L184 179H182ZM238 177H239V178H238ZM242 177H243V176H242L241 174H238V175L234 176L233 178H234L235 180H238V179H240V178H242ZM40 178H41V180H39ZM54 178H57L58 181H59V179H60L59 183H61V181H63V183H61L63 186H61V184H60V186L57 184V185H58L57 188H59V187H60V188H61V187L63 188V187H64L63 190H62V188H61V189H59V190L57 191V189H56V185H55V190L57 191V192L55 191L56 193H54V191H53V189H54V185H53V184H54V183H57V179H56V182H54V181H55ZM75 178H76V179H75ZM82 178H83V179H82ZM87 178H88V179H87ZM89 178H90V179H89ZM117 178H118V179H117ZM127 178H128V179H127ZM138 178H139V179H138ZM179 178L182 179V180L179 181ZM48 179H49V180L51 179L50 182H48V183H50V184L45 183L46 181H49ZM95 179L97 180L96 182H95ZM165 179H167V182H165V181H166ZM15 180L17 181V183H16ZM28 180H30V182H29ZM31 180H32L33 182H32ZM38 180L40 181V182H38L39 184L36 183ZM45 180H46V181H45ZM52 180H53V182H51ZM111 180H112V181H111ZM120 180H122L123 183H122V181H120ZM183 180H185V181H183ZM3 181H6V182H4L5 185L3 184ZM24 181H25V182H24ZM88 181H89V182H88ZM108 181H109V183H108ZM110 181H111L113 184H112ZM117 181H119V183H117ZM133 181H134L135 184L132 183ZM168 181L170 182L169 184H171L172 181H174V182L171 184V185H173V186L169 185V184H168ZM9 182H10L11 185L9 184ZM31 182H32L33 184L30 185ZM157 182H155V183L157 184ZM181 182H182V183L184 182L183 185H179V187H177L176 184H179V183H181ZM1 183H2V186H1ZM19 183H20V185H21L22 187L19 185ZM22 183H25V184H22ZM41 183H42L43 186L47 185V186H45V187H50V186L52 185V186H53V189H52V186H51V189L49 190V192H48V189H49V188H46L47 191H45L46 189H44L45 187L42 188L43 186L40 185ZM44 183H45V185H44ZM51 183H53V184H51ZM89 183H90V184H89ZM92 183H93V186L90 187ZM95 183H96V185H95ZM106 183H107V185H106ZM128 183H129V184L132 183L133 185H131V187L129 188L130 185H129ZM166 183H167V184H166ZM182 183H181V184H182ZM185 183H186V184H185ZM64 184H66V185H64ZM108 184H109V186H108ZM110 184H112V185H110ZM127 184H128V185H127ZM137 184H138V183H137ZM139 184H140V183H139ZM164 184H165V185H164ZM174 184H175V185H174ZM184 184H185V186H184ZM14 185H15L16 187H14ZM27 185H29V186H28L29 188L27 187ZM37 185H40L39 188L37 187ZM48 185H50V186H48ZM82 185H83V186H82ZM86 185H88L89 188L84 187V186H86ZM125 185H126V187H124ZM134 185H135V186H134ZM163 185H164V186H163ZM166 185L169 186L168 188H166V189H168V191L164 190L165 187H166ZM18 186H20L21 188L18 187ZM25 186H26L27 190H26ZM116 186H117V188L121 187V188H119V190H118L119 192L116 191V193H114V196L117 194L116 196H118V197H114V196H113V192H114V190L117 189V188H114V187H116ZM118 186H119V187H118ZM132 186H133V187H132ZM139 186H140V185H139ZM174 186H175V187H174ZM180 186H181V187H180ZM183 186L185 187V189H184ZM10 187H11V188H10ZM13 187H14V188H13ZM17 187H18V188H17ZM35 187H37V188H36L37 190L35 189ZM40 187H41V188H40ZM95 187H97V189L99 188V190H100V194L102 195V197H101V195L97 192V189H96ZM108 187H109V188H108ZM127 187H128L129 189H128ZM176 187H177V190H175ZM187 187H188V188H187ZM5 188H6V189H5ZM15 188L18 190L17 193H16L17 190H15ZM23 188H24V189H23ZM66 188H67L68 190H67ZM90 188H91L93 191H92ZM105 188H106V189H105ZM124 188H125L126 191H127V189H128V190L131 189L132 193H131L130 191H127L126 193H128V192H130V193H128L129 195H128V194L126 195V193H124V192H125ZM126 188H127V189H126ZM169 188H170V190H173L172 188H174V190H173L172 192H170V191H169ZM178 188H179V189L181 188L180 190H182V191L184 190L185 192L182 193ZM182 188H183V189H182ZM186 188L188 189V191H186V190H187ZM4 189H5L6 191H8V190H9V191H8V192H5ZM7 189H8V190H7ZM10 189L13 190V191H11ZM20 189H21V190H20ZM22 189H23V190H22ZM32 189H33V190H32ZM39 189H40V190H39ZM122 189H123V190H122ZM190 189H191V188H190ZM38 190H39L40 192L37 193ZM51 190H52V192H53L54 195H53V194H50ZM65 190H67V191H69V192H67V191L65 192ZM88 190H89V192H88ZM94 190H95L96 192H95ZM109 190H110V191H109ZM121 190H122V191H121ZM234 190H235V189H234ZM20 191H23V192H20ZM26 191H27V193H28V197H27V195H26L27 193H25ZM31 191H32V192H31ZM59 191H60V193H61V191L63 192V193H62V197H61ZM161 191H162V192H161ZM163 191H164V192H163ZM177 191H178V193H179V194L177 193L178 195H180V192H181V195H182V196L180 195V196H181V200H179V202H178V200H177L175 197H177V198L179 197V199H180V196H178V195H176V194H173V193H175V192H177ZM43 192L45 193V195H44ZM52 192H51V193H52ZM64 192L66 193V195H67L68 197L70 196V198H69L70 200H67L68 197H67L66 195H64ZM71 192H73L72 194H74V196H73L72 194L70 195ZM87 192H88V194H87ZM92 192H93V194L96 193V194H94L95 197L93 196V194H92V195L90 194V193H92ZM110 192H111V194H110ZM120 192H121V193H120ZM122 192H123V193H122ZM157 192H158V193H157ZM159 192H161V194L163 193L164 195H163V194L160 195ZM165 192H166V193H165ZM167 192H168V195H169V196H170V193H171L172 195L169 197L168 195H166ZM223 192H222V194H223ZM23 193H24V195H23ZM33 193L35 194L34 196H36V198H34ZM42 193H43V194H42ZM57 193H59V194H57ZM67 193H68V194H67ZM104 193H106V194H104ZM202 193H203V194H202ZM17 194H19V196H18ZM37 194H38V195L40 194V195L37 196ZM47 194H49L51 197L49 198ZM55 194H56V196H55ZM97 194H98L99 196H97ZM120 194H123V195L120 196ZM154 194H155V195H154ZM226 194H227V195H226ZM6 195H7V196H6ZM10 195H11V196H10ZM30 195L33 196V197H31L33 200L30 198ZM43 195H44V196H43ZM88 195H89V196H88ZM125 195H126L127 197H126ZM133 195H135V194H133ZM165 195H166V196H165ZM9 196H10V198H9ZM14 196H17L18 200H16V197H14ZM22 196H23V199H22ZM24 196H26L27 198L25 197V199H24ZM46 196H47L48 198H45ZM72 196H73V197H72ZM105 196H106V197H105ZM109 196H110V197H109ZM112 196H113V197H112ZM153 196H152V197H153ZM160 196H161V197H160ZM164 196H165V197H164ZM167 196H168V197H167ZM173 196H175V197H173ZM184 196H185V195H184ZM202 196H203V197H202ZM228 196H229V198H228ZM7 197H8V198H7ZM40 197H42V198H40ZM56 197H60V198H59L60 200L57 198V199H58V202L56 201ZM63 197H65L67 201H66V200H63V201H62ZM92 197H94L93 199L97 198V200L95 199V203H96V204H95V203H92V202H94V201L92 200ZM104 197H105V198H104ZM108 197H109V198H108ZM121 197H122V198H121ZM123 197L126 198V199H124V201H123ZM159 197H160V198H159ZM166 197H167V198H166ZM171 197H173V198H171ZM28 198H29V199H28ZM43 198H44V200H45V199H46V200H47V199H50V201H49V200H47V201H48V203L51 204V205L49 204V205L51 206V212H47V210H45V209H46L45 205L43 206L45 209H43V207H42V204H44V200L42 201ZM65 198H64V199H65ZM71 198H72V199H71ZM100 198H102V200H104V201H102L103 204H102ZM107 198H108V199H107ZM112 198H113L114 200H115V198H119V199H116V200H115L116 202L113 200V201H114V203H113ZM154 198H153V199H154ZM161 198H162V199H161ZM212 198H213L214 200H216V201L212 200ZM13 199H14V200H13ZM27 199L30 200L34 205L31 203V204H32V207L30 206V204H28V206H26V207L23 205L22 207H24V208L20 207L19 204H20V203L23 204L22 201H26ZM36 199H38V200H36ZM54 199H55V200H54ZM87 199H90V200H92V201L89 200V203H88ZM98 199H99L100 202H98ZM121 199H122V200H121ZM175 199H176V200H175ZM202 199H204V200H202ZM230 199H231V200L233 199V200L231 201ZM8 200H9V201H8ZM34 200H36V201H34ZM72 200H73V201H72ZM157 200H159V201H157ZM170 200H171L172 202H171ZM174 200H175V201H174ZM200 200L203 202V204H202V202H201ZM12 201H13V202H12ZM15 201H16V202H15ZM18 201H19V202H18ZM30 201H29V203H30ZM40 201H42L43 203L40 202ZM60 201H61V202H60ZM68 201H69V202H68ZM106 201H107V202H111V201H112V202H111V207L109 206L110 203H107ZM160 201H161V203H160ZM204 201H205V202H204ZM211 201L214 202V206H215V207L213 206V202H211ZM225 201H224V202H225ZM34 202H37V203H34ZM55 202H56V203H55ZM62 202H63V204H62ZM71 202H72V203H71ZM76 202H78V201H76ZM118 202H119V203H118ZM194 202H195V205H196V206H195V205L193 206ZM207 202H208V203H207ZM209 202H210V203H209ZM215 202H216L217 205H215ZM218 202L221 203V204L219 205ZM228 202H229V203H228ZM231 202H233V203H232L233 205H231ZM263 202H264V201H263ZM263 202H262V203H263ZM1 203H2V204H1ZM6 203H7L8 205H7ZM15 203H16V205L19 203L17 206H19L20 208H22V209H21L22 211L20 210L19 207L17 208V210L19 209L18 211H19L20 213H19L17 210H15V208H16V207H15ZM40 203H41V204H40ZM54 203H55V204H54ZM57 203H59L60 205L57 204ZM68 203H69V204H68ZM87 203H88V204H87ZM90 203H91V206H90L91 208L89 207ZM97 203H98V204H97ZM100 203H101V204H100ZM106 203H107V206H105ZM112 203H113V204H112ZM162 203H163V204L165 203V205L163 206ZM173 203H174V204H173ZM190 203H191V204H190ZM38 204H40V206H39ZM65 204H66L67 206H66ZM166 204H168V205H166ZM170 204H173V205H171L172 207L169 206ZM180 204H181V205H180ZM200 204H202L203 206L200 205ZM206 204H207V205L209 204V205L211 206V208H213V209H210V206L207 207ZM222 204H224V205H222ZM229 204H230L231 206H229ZM37 205H38V207H37ZM54 205H55V206L57 205L58 207L60 206L59 209H58V207H56L55 211H53L54 208H55ZM61 205H64L63 208H61V207H62ZM72 205H74V206H72ZM75 205H79V206H75ZM95 205H97L98 207H99L100 205H102L101 207H99V208H101V209L94 208V209H96L97 212L99 211V213H97V212L94 213V212H93V210H94L93 207H96ZM112 205H113V206H112ZM174 205H176L177 208H176ZM179 205L181 206L180 209L182 208L181 211H180V209H178V208H179V207H178ZM221 205H222V207L226 205V208H228L229 211L232 210L233 212H234V209H235V207H236L235 212H234V213L232 212L233 214H232L231 212H230V213H229V212H226V214L229 213L228 215L231 214V215H230V217H231L230 219H229V217H228V216L225 214V212H224V211H226V210H228V209H226V208L224 207L225 209L222 210L223 208L221 207ZM247 205H245V206H247ZM7 206H8V207H7ZM29 206H30L31 208H29ZM35 206H36V207H35ZM65 206H66V207H65ZM69 206H70V209H71V210L73 209L72 211L69 210ZM71 206H72V208H71ZM87 206H88V207H87ZM104 206H105L106 208H104ZM156 206L158 207V209H157ZM161 206H163V207L168 206V207H167L168 210H169V209H172V210H177V209H178L177 212H179V213H177V214L179 215V217L175 214L174 211L169 210V214H167V215H166L167 217L164 218V216H165L164 214L167 213V212L164 213V211H167V209H166V207L163 208V207H161ZM191 206H192V207H191ZM204 206H205L206 208H205ZM219 206H220L221 208H220ZM227 206H229V207H227ZM234 206H235V207H234ZM239 206H240L241 208H239ZM243 206H244V205H243ZM256 206H257V207H256ZM263 206H264V205H263ZM33 207H35V210H33V209H34ZM41 207H42L43 210L41 209ZM52 207H54V208L52 209ZM75 207H76V208L78 207V208L76 209ZM108 207H109V208H112V209H110L111 211L108 209L110 212H108L109 214L107 213V214H108V215H107V214H106V212H107L106 209H107ZM194 207H195V208H194ZM199 207H202V208L200 209ZM217 207H219L220 210H219ZM25 208H26V209L29 208V209H32V210H33V211H32V210H28V211H30V212H28V214H32V217H34V216H33L34 214L37 215L36 213L39 214V217L36 216V217H34V219H32V217H30V215L27 214ZM65 208H66L67 210H66ZM74 208H75V209H74ZM154 208H155V209H154ZM173 208H174V209H173ZM198 208H199V210H198ZM204 208H205V209H204ZM237 208H238V209H237ZM36 209H37V212H36ZM57 209H58V210H57ZM62 209H63V211H62ZM102 209H104V210L106 211V212L104 211L105 214H106V216H104V214H103V212H102ZM138 209H139V208H138ZM138 209H137V210H138ZM140 209H141V210H140ZM140 209H139V210H140L141 212L144 211V210L142 211V208H140ZM164 209H166V210H164ZM202 209H204V210H202ZM206 209H207V210H206ZM14 210H15V212L17 211L16 213L18 214V217H17V215L14 214ZM44 210H45V213H44ZM64 210H65V212L68 211V212H67L68 214H69V211H71L70 213H71L73 216H72L71 214H69V215H71V217H72L73 219H72V218H69V219H71V220H69L68 217H67V219H68V221H67V219L65 218L67 215H66V213H64ZM75 210H77V211H75ZM89 210H92V211H91V214H90V211H89ZM137 210H136V211H137ZM139 210H138V211H139ZM160 210H161V211L163 210L162 213H161ZM197 210H198V211H197ZM212 210H213L214 212H213ZM238 210H239L240 212H239ZM245 210H244V211H245ZM257 210H258V211H257ZM8 211H9L10 213H9ZM58 211H59V212H58ZM78 211H80V212H78ZM120 211H121V212H120ZM138 211H137V212H138ZM140 211H139V212H140ZM146 211H147V212H145V213H148V210H146ZM170 211H171L172 213L174 212L175 215L172 214V213H170ZM190 211H191V212H190ZM204 211H205V213L208 214V216H206V221H207V222L204 220V218H205L204 215H207V214L204 213ZM207 211H208V212H207ZM237 211H238V214H237ZM253 211H252V214H254ZM2 212H4V214L7 216V219H6V218H3L5 215H4V214H3L4 216L1 215ZM21 212L24 213V214H22ZM25 212H26V214H25ZM35 212H36V213H35ZM53 212H54V213H53ZM76 212H78V213H76ZM86 212H87V211H86ZM119 212H120L121 215L118 214ZM123 212H125V211H123ZM137 212H136V213H137ZM139 212H138V213H139ZM152 212H153V214H152ZM182 212H184L185 214L182 213ZM187 212H188L189 214H188ZM201 212H202V213H201ZM217 212H218V213H217ZM250 212H251V211H250ZM6 213H8V214H6ZM46 213H47V214H46ZM48 213H49L50 215H49ZM73 213H74V214H73ZM79 213H80V214H79ZM214 213H215V215H214ZM216 213H217V216L219 215L218 218H217V216H216ZM44 214H45V215H44ZM51 214H52V215H51ZM61 214H64V216H61ZM77 214L80 215L79 218L77 217ZM97 214H98V216H97ZM102 214H103V215H102ZM116 214H118V215H120V216L118 217V216H116ZM151 214H152L154 217H153ZM154 214H155V215H154ZM159 214H160V215H159ZM170 214H171L172 216H174V218H173ZM190 214H192V217H193V218H191V219H190V217H191ZM203 214H204V215H203ZM236 214H237V215H236ZM240 214H242V215H240ZM248 214H250V215L252 216L251 213H248ZM14 215H15L16 217H15ZM22 215H23L24 217H22ZM26 215H28L29 217L26 216ZM46 215L49 216V217H47ZM69 215H68V216H69ZM156 215L159 216V218L156 217ZM163 215H164V216H163ZM169 215H170V217H169ZM198 215H199V216H198ZM225 215H226V216H225ZM250 215H249V216H250ZM25 216H26V217H25ZM122 216H123V215H122ZM122 216H121V218H122ZM182 216H183V218H182ZM186 216H188V218H185ZM194 216H195V218H194ZM209 216H211V218H210ZM249 216H248V217H249ZM257 216H254L255 219L257 218ZM260 216H259V218H260ZM13 217H14V219H13ZM50 217H51V219H50ZM75 217H76V218H75ZM95 217H96V218H95ZM102 217H104V219H103ZM108 217H109V218H108ZM150 217L158 219L159 222H156V221H158V220L153 221L154 219H152V218H150ZM171 217H172V218H171ZM200 217H201V218H200ZM207 217H209V218H207ZM225 217H226V219H225ZM227 217H228V219H227ZM236 217H235V219H236ZM254 217H253V218H254ZM16 218H18V219H16ZM23 218H24V219H23ZM29 218H30V219H29ZM35 218H36V219H35ZM64 218H65L66 220H62V219H64ZM80 218H81V219H80ZM91 218H92V219H91ZM100 218H101V219H100ZM121 218H120V219H121ZM123 218H124V217H123ZM125 218H126V217H125ZM125 218H124V219H125ZM149 218H150V219H149ZM163 218H164V219H163ZM168 218L171 219V220H168ZM175 218H176L177 220H179V219L181 218V221L179 220L180 222H178V221H176ZM199 218H200V219H199ZM221 218H222L223 221L225 220V222H226L225 224H223L224 222L221 220ZM242 218L244 219V217H242ZM10 219H11V220H10ZM15 219H16V220H15ZM38 219H39V220H38ZM45 219H46V220H45ZM48 219H50V220L48 221ZM74 219H75V220H74ZM90 219H91V221H90ZM182 219H183V220H182ZM188 219H189V220H188ZM193 219H194V220H193ZM207 219L212 220V221H213V224H212V221L207 220ZM215 219H216V222H214ZM218 219H219V220H218ZM237 219H239V218H237ZM240 219H241V218H240ZM240 219H239V220H240ZM2 220H4L5 222H4V221L2 222ZM14 220H15V221H14ZM35 220H36L37 222H36ZM51 220L53 221V223H52ZM72 220H73V221H72ZM78 220H79V221H78ZM82 220H83V221H82ZM93 220H94V221H93ZM114 220H113V221H114ZM151 220H152V221H151ZM164 220L169 221V223H168L167 221H166V223H165ZM174 220H175V223H174ZM186 220H187V221H186ZM191 220H193V221H191ZM199 220H201V221H199ZM6 221H7V222H6ZM11 221H12V222H11ZM26 221H27V222H26ZM31 221H32V222H31ZM34 221H35V222H34ZM46 221L49 222V224H48ZM61 221H62V223H60ZM96 221H98V222H96ZM106 221H108V220H106ZM170 221H171V222H170ZM172 221H173V222H172ZM184 221H185V224H186V225L183 224ZM188 221H189V223H186V222H188ZM1 222H2V225H1ZM10 222H11V223H10ZM13 222H14V223H13ZM29 222H30V223H29ZM45 222H46L47 225H48L47 228H46V223H45ZM56 222H57V223H56ZM63 222H64V223H63ZM74 222H76V223H74ZM81 222H82V224H81ZM93 222H94V223H93ZM114 222H115V221H114ZM137 222H138V221H137ZM199 222H200V223H199ZM203 222H204V223L206 222V223L204 224ZM5 223H6V225H3V224H5ZM12 223H13V224H12ZM26 223H27V224H26ZM31 223H32V224H31ZM51 223H52V225H51ZM69 223H70L71 227H72V225L74 226V224H75V226L72 227V230H71V231H70L71 227L67 229V226H70ZM86 223H87V224H86ZM98 223H99L100 225H97V226H96V224H98ZM148 223H149V222H148ZM157 223H159V224H158L159 227H156ZM173 223H174V224H173ZM176 223H177V224H176ZM178 223H180V224H182V225H180V224H178ZM207 223H210L211 225L209 224V227H208V225H206ZM234 223H235V222H234ZM23 224H24V225H23ZM30 224H31V225H30ZM54 224H55V225H54ZM78 224H79L80 227H79V226L77 227ZM104 224H103V225H104ZM106 224L108 225V222H106ZM113 224H115V223H112V224H111V227H109V226H110V225H109V226H108L109 228H108L107 225H106V227H107L106 229H108V230L112 229V231H113V229H114V231H115L116 229H115V228H112V226H115V225H113ZM139 224H141V225H139ZM169 224H170V226H169ZM192 224H193V223H192ZM197 224H201V228H200V226L197 225ZM203 224H204V225H203ZM217 224H219L218 226H220V228H219L218 226H216ZM25 225H26V226H25ZM43 225H45V228H43V227H44ZM50 225H51L52 227H50ZM62 225H63V227H62ZM66 225H67V226H66ZM81 225H82V227H81ZM103 225H102V226H103ZM144 225H145V226H144ZM151 225H152V226H151ZM176 225H177V226H176ZM184 225H185V226H184ZM202 225L204 226V229H203V226H202ZM223 225H225L226 228H225V226H223ZM230 225H231L232 227H231ZM235 225H237V224L235 223ZM11 226H12V227L15 226L14 228H16V229H14V230H17V231H16L17 233L20 232L19 235H16L17 233H16V234L14 233V234L12 235L13 238L11 237V239H10L9 236H8L7 238L5 237L6 239L2 238L1 236H2V234H3V232H4V230H10V229L13 230V228H12ZM17 226H18V227H17ZM29 226L34 227V228H31V227H30V229H31V231H30V233H29L30 235L28 234L29 231L26 232V229H27V228L29 229ZM57 226H58V227H57ZM147 226H148V225H147ZM161 226H163V227H161ZM194 226L196 227V229H198L197 232H196V230L194 229V228H195ZM205 226H206V227H205ZM210 226H211V227H210ZM6 227H8V228L10 227V229H8V228H6ZM60 227H61V228H60ZM86 227H87V228H86ZM95 227H97V228L95 229ZM104 227H105V226H104ZM145 227H146V228H145ZM150 227H151V228L153 227L154 231L149 230ZM160 227H161V228H160ZM227 227H228V228H227ZM18 228H20V229H18ZM37 228H38V229H37ZM50 228H51V230H50ZM62 228H63V229H62ZM75 228H76L77 230H76ZM90 228H91V229H90ZM147 228H148V230H147ZM151 228H150V229H151ZM177 228H178V229H177ZM182 228H183V229H182ZM187 228H188V227H187ZM209 228L211 229V231H210ZM213 228H214V229H213ZM222 228H223V229H222ZM224 228H225V232L223 233L222 231L224 230ZM229 228H230V229H229ZM2 229H3V230H2ZM28 229H27V230H28ZM30 229H29V230H30ZM33 229H34V231H36V233L33 232ZM88 229H90V230H88ZM153 229H152V230H153ZM157 229H159V230H157ZM164 229H165V230H164ZM166 229H167V230H166ZM208 229H209V230H208ZM221 229H222V230H221ZM235 229H236V230H235ZM19 230H21V231H19ZM47 230H48V231H47ZM62 230H63V231H62ZM66 230H69L68 233H67L68 235L66 234L67 237L70 235L71 238H68L69 240L67 239V237H66V239H65V237H63V236L65 235V234H63V232L66 233V232H67ZM73 230H74V232H73ZM99 230H98V231H99ZM102 230H101V231H102ZM108 230H105V232H104L105 234H104V235H106V236H110V235H111V234L109 235V233L106 232V231H108ZM145 230H147V231H145ZM162 230H164V231H162ZM180 230H182V232H181ZM183 230H186V231L183 232ZM220 230H221V231H220ZM229 230L231 231V234H230ZM52 231H53V232H52ZM55 231H56V232H55ZM80 231H81V232H80ZM85 231L87 232V234H89V235L91 234V236L88 235L91 239H90L88 236H86L87 234L85 235V239L83 238V237H84L83 235L86 233ZM89 231H90V232H89ZM98 231H96V232H98ZM110 231H111V230H110ZM156 231H157V232H156ZM209 231H210V232H209ZM215 231H218V232H216V234H217L218 236H216V234L214 235V232H215ZM13 232H15V231H13ZM24 232H25V233H24ZM31 232H32V235H31ZM44 232H45V233H44ZM138 232H139V231H138ZM140 232H139V233H140ZM153 232H155V233H153ZM158 232H159V233H158ZM33 233H34V234H33ZM49 233H50V236L52 237L53 242H52V240H50V238H48V237H49V236H48ZM55 233H56L57 235H56ZM59 233H62L63 235H62V234H59ZM70 233H71V234H70ZM79 233H81L82 235L79 234ZM98 233H99V232H98ZM101 233H102V234H101ZM106 233H108V234H106ZM185 233H187V235H185ZM20 234H21V235H20ZM53 234H54V235H53ZM75 234H76V235H75ZM112 234H113V232H112ZM219 234H220V236H219ZM22 235H24V236H22ZM26 235H27V236H26ZM61 235H62V236H61ZM71 235H72V236H71ZM74 235H75L76 237H75ZM133 235H135V234H133ZM173 235H174V236H173ZM177 235H178V236H177ZM179 235H180L181 237H180ZM227 235H228V236H227ZM230 235H231L232 237H231ZM237 235L239 236V234H237ZM31 236H33V237L31 238ZM34 236H35L36 238H35ZM39 236H40V237H39ZM47 236H48V237H47ZM60 236H61V237H60ZM79 236H80V237H79ZM111 236H112V235H111ZM145 236L147 237V239L149 238V239H148L149 241L145 239V238H146ZM163 236H164V237H163ZM213 236L215 237V239L213 238ZM222 236H223V237H222ZM234 236H235V235H234ZM15 237H16V238H15ZM17 237H18V238H17ZM41 237H42V238H41ZM46 237H47V238H46ZM53 237L55 238V240H54ZM56 237H58V238H57V242H55V241H56ZM62 237H63V238H62ZM81 237H82L83 240L81 239ZM127 237H126V238H127ZM158 237H159V238H158ZM178 237H180V239H179ZM207 237H208L211 241H210L209 239L207 240ZM8 238H9V239H8ZM72 238H74V239L77 238L76 240H78V238H79L80 241H82V244H81V243L78 244V243L76 242V240H74V239H72ZM87 238H88V239H87ZM100 238H101V239H100ZM151 238H152L153 241L150 240ZM162 238H163V239H162ZM172 238H173V240L175 239V243L173 242V244H172V241H171ZM221 238H224V239H223L224 242H223V240H222ZM233 238H234V237H233ZM2 239H3V240H2ZM33 239L35 240V242L33 241ZM44 239H46V240L49 239V240H48V241L45 240L46 242H44V241L42 242V240H44ZM59 239H61V241H60ZM71 239L73 240V241H72V242H73L72 244L68 243V241L71 242ZM144 239H145V240H144ZM169 239H170V240H169ZM219 239H221V241H218ZM231 239L234 240L235 242L232 241ZM30 240H32V241H30ZM37 240H39V241L36 242ZM58 240H59L60 243L58 242ZM62 240L64 241V243H63ZM67 240H68V241H67ZM92 240H93V241H92ZM180 240H181V241H180ZM186 240H188V241H186ZM215 240H217V242H216ZM7 241H8V242H7ZM10 241H11V243H10ZM29 241H30L31 243H33V244H36V245L38 246V249H39V252H37V251H38L37 246H34V247H36L35 249L37 250V251L35 250L34 253H33V250H34L33 246H32L33 250H32V249H29V252H30L32 255L34 254V257H32V258L29 257V255L27 254V253H29L28 250H27V253L24 252V251H26V248H27V247H28V248L31 247L30 245H28V246L26 245V244H27L26 242H28V244H30ZM50 241H51V242H50ZM65 241H66V242H65ZM74 241H75V242H74ZM88 241H90V242H95V244L93 243V245H91V243H90V242L88 243ZM108 241H109V238H108ZM111 241H112V240H111ZM147 241L149 242V244L152 242V245H151V246H153L152 249L149 248L150 245L147 243ZM157 241H158V242H157ZM214 241H215L216 243H215ZM230 241H231V243H229ZM242 241H243V240H242ZM3 242H4V243L6 242L5 244H7V243H8V244L5 245ZM14 242H16L17 244L14 243ZM23 242H24V243H23ZM101 242H102V243H101ZM105 242H104V243H105ZM124 242H125V241H124ZM153 242H154V245H153ZM167 242H170V243L167 244ZM212 242H213V243H212ZM219 242H221V243L223 242V243H222L223 246L221 245L223 248H221V246H219V245L221 244V243H219ZM12 243H13V244H12ZM40 243H41V244H40ZM42 243H44V245H42ZM74 243H75V244H74ZM108 243H111V242L109 241ZM210 243H212V244L214 245V247L211 246L212 244H210ZM214 243H215V244H214ZM232 243H234V245L237 244L238 246H241L242 249H240V247H239L240 250H244L245 248H247L246 250L248 251V250L250 249V250L248 251L249 253L246 251L247 254L244 253V256H243L242 254H243V252H244L245 250H244V251H240V250L238 249V247H236L237 245H235V246L233 247V246H232V245H233ZM14 244H15V245H14ZM48 244H49V245H48ZM56 244H57V245H56ZM58 244H59V245H58ZM64 244H66V245H64ZM106 244H107V243H106ZM119 244H121L122 250L124 249L123 247H125V246L127 245V244H126V245H123V246H122V243H120V241H119L118 245H119ZM124 244H125V243H124ZM136 244H137V245H136ZM160 244L162 245V247L159 246ZM169 244H170V245H169ZM171 244L174 246V247H173V250L175 249L174 251H173V250H172V251L175 252V253L177 252V255H179V256L176 257V254L172 253L171 250H170V251H169V250H166L168 247H169V248H172V245H171ZM176 244L178 245V248H177V245H176ZM206 244H207V246H206ZM209 244H210V245H209ZM227 244H228V247H233V249H235V251L238 249V251H240V252L236 251V255L238 254L239 256H235V255H233L234 258L232 257V255L229 256V250H230V249L232 250V248H228V247H227ZM231 244H232V245H231ZM239 244H240V245H239ZM241 244H242V245H241ZM22 245H25L26 248L23 249ZM31 245H32V244H31ZM52 245H53V246H52ZM63 245H64V246H63ZM68 245H70V246H68ZM75 245H76L77 248L75 247ZM78 245H79V246H78ZM86 245H87V246H86ZM88 245H89V246H92V247H89ZM111 245H114V246H111ZM148 245H149V246H148ZM155 245L159 247V250H157L158 247H154ZM164 245H165V247H164V249H163V246H164ZM179 245H181V246H179ZM185 245H186V246H185ZM229 245H231V246H229ZM8 246H9V247H8ZM15 246H16V247H15ZM43 246L48 247V249L45 248V247H43ZM65 246H66V247H65ZM73 246H74L76 249H75ZM80 246H83V248L80 247ZM170 246H171V247H170ZM200 246H202L201 248H202L203 250L200 249ZM203 246H206L207 248L210 246V247H211V248L209 247V248H210V251L207 252V248H206V247L204 248ZM215 246L219 247V249H218V248L216 249ZM242 246H243L244 248H243ZM254 246H256V247H254ZM3 247H4V248H3ZM18 247H19V249H18ZM39 247H40V248H39ZM50 247H51V248H50ZM67 247H70V248H67ZM72 247H73L74 249H72ZM79 247H80V249H79ZM88 247H89V250H90V248H91L93 251L91 250V251L88 253L89 250L86 249V248H88ZM103 247H104L106 250L103 249ZM113 247L116 248V249L114 248L115 251L113 250ZM121 247H120V248H121ZM179 247H180V248H179ZM21 248H22L23 250H21ZM62 248H63V249H62ZM126 248H127V246H126ZM142 248H143V249H142ZM154 248H156V249H154ZM169 248H168V249H169ZM236 248H237V249H236ZM2 249L7 250V251H4V250H3V251L5 252V253H4V256H2V255H3V251H2ZM16 249H18V250H16ZM45 249H47V250H45ZM50 249H51V251H49ZM55 249H56V250H55ZM67 249H69V251H68ZM77 249H78V250H77ZM81 249H82V251H81ZM101 249H102V250H101ZM160 249H161V250H160ZM162 249H163V250H162ZM199 249H200V250H199ZM204 249H205V250H204ZM215 249H216V250H215ZM221 249H222V250H221ZM228 249H229V250H228ZM8 250H9V251H8ZM15 250H16L17 252H16ZM30 250H31V251H30ZM44 250H45V252H44ZM142 250H143V251H142ZM176 250H177V251H176ZM253 250H255V251H253ZM18 251H20L21 255H22V251H23V252L25 253V255H24V253H23V256H21L20 253H19ZM48 251H49V253H48ZM53 251H54V254H53ZM57 251H58V252H57ZM80 251H81V252H80ZM104 251H105V252H104ZM156 251H157L158 253H157ZM159 251H160V252H159ZM167 251H169V253H168ZM203 251H205V252H203ZM221 251L224 253V256H223L222 254H220V253H222ZM259 251H260V252H259ZM8 252H9L10 254H9ZM15 252H16V253H15ZM35 252L39 253V254H38V255H39L38 257H35V256L37 255ZM40 252H41V254H40ZM42 252H43V254H42ZM71 252H72V253H71ZM74 252H75V253H74ZM93 252H94V254H92ZM98 252H99V253H98ZM121 252H122V253H121ZM142 252H144V253H142ZM154 252H155V253H154ZM163 252L165 253V255H163V254H164ZM17 253H18V255H17ZM63 253H64V254H63ZM86 253H87V254H86ZM95 253H96L97 257L95 256ZM102 253H103V254H102ZM161 253H162V254H161ZM6 254H7V256H6ZM11 254H12V255H11ZM13 254H14V255H13ZM44 254H46V256H45ZM51 254H52V255H51ZM126 254H127V255H126ZM147 254H148V255H147ZM150 254H151V256H150ZM154 254H155V257L153 256ZM156 254L158 255V257H157ZM170 254L172 255L171 257H170ZM210 254H211V255H210ZM214 254H215V255H214ZM230 254H231V252H230ZM232 254H235L233 250H232ZM8 255H9V257H8ZM26 255H27V256H26ZM77 255H78V256H77ZM80 255H81V257H79ZM89 255H91V256L89 257ZM92 255H94L95 257L92 256ZM99 255H100V256H99ZM213 255H214V256H213ZM249 255H250V254H249ZM257 255H256V256H257ZM263 255H264V254H263ZM1 256H2V257H1ZM107 256H109V260H108ZM118 256H120V257H118ZM124 256H123V258H124ZM161 256H162V257H161ZM252 256H253V255H252ZM252 256L250 255V256H248L246 259L249 260V257H252ZM11 257H12V258H11ZM17 257H18V259H16ZM19 257H20V258H19ZM26 257H27V258L29 257L28 260H27ZM88 257H89L90 259H89ZM141 257H142V258H141ZM172 257H174V258H172ZM210 257H211V258H210ZM219 257H220V258H219ZM223 257H225V259H224ZM22 258H23V259H22ZM33 258H34V259H33ZM35 258H36V259H35ZM62 258H63L64 260H63ZM72 258H73V259H72ZM119 258H120V260H119ZM123 258H122V260H123ZM150 258H151L152 260H150ZM217 258L222 259V260L224 259L225 261H226V260H227V261L225 262L224 260H223V261L220 260L219 263H218V260H219V259H217ZM236 258H237V260H236ZM243 258H244V259H243ZM252 258H254V257H252ZM252 258H250V260H249L250 262L253 261ZM5 259H7V260H5ZM15 259H16V261H15ZM20 259H21L23 262H22ZM29 259H31L32 262H31ZM32 259H33V260H32ZM46 259H47V260H46ZM54 259H55V261L53 262ZM75 259H76V260H75ZM80 259H81L82 261H81ZM88 259H89V261H88ZM189 259H190V260H189ZM206 259H207V260L209 259V260L206 261ZM229 259H230V260H229ZM232 259H233V260H232ZM234 259H235V260H234ZM246 259H245V263H244V264H246V263L248 264V262H249V261H247ZM17 260H18V261H17ZM19 260H20V263H19ZM42 260H43V261H42ZM59 260H60V261H59ZM147 260H148V261L150 260V261L147 262ZM172 260H174V261L171 262ZM188 260H189L190 262H189ZM197 260H198V261H197ZM2 261H3V263H2ZM28 261H30V262H28ZM33 261H34V262H33ZM66 261H67V262H66ZM85 261H86V262H85ZM101 261H103V262H101ZM119 261H120V262H119ZM182 261H183V262H182ZM193 261H195V262H193ZM228 261H230V262H228ZM246 261H247V262H246ZM6 262H10V263H6ZM13 262H14V263H13ZM41 262H42V263H41ZM46 262H48V263H46ZM51 262H52V263H51ZM65 262H66V263H65ZM93 262H92V263H93ZM235 262H237V263H235ZM250 262H249V264H250ZM92 263H90V264H92ZM118 263H117V264H118ZM181 263H180V264H181Z\"/></svg>",
  "mask_w": 264,
  "mask_h": 264
},
{
  "label": "bare ground",
  "instance_id": "bare-ground-1",
  "mask_svg": "<svg viewBox=\"0 0 264 264\" xmlns=\"http://www.w3.org/2000/svg\"><path fill=\"white\" fill-rule=\"evenodd\" d=\"M91 1V0H90ZM97 1V0H96ZM95 1V2H96ZM180 1V0H179ZM193 1L194 0H183L181 3L179 2L178 3V5L176 4V3H174V4H176L177 6H178V8L179 9H183L182 11H192V14L194 15V13L196 14V12H197V14L196 15H198L199 13H198V10H200L201 9V11L200 12H202V11H204L206 8L204 7V10H202V8L203 7H198L199 5H197L198 3H202V2H204L203 0H196L195 2H198V3H196L195 4V2H194V4H195V6L197 7V8H199V9H197V10H195L196 12H194V10H192V7L194 6L193 5ZM208 1H210V0H208ZM221 2H222V0H220ZM219 0L217 1V2H220ZM229 1V0H228ZM231 1V0H230ZM236 1V0H235ZM242 1H245V0H242ZM250 1V0H249ZM257 1V0H256ZM262 1V0H261ZM73 2H75V6H71V4L73 3ZM87 2V3H86ZM93 2H94V0H93ZM92 2V3H93ZM101 2L103 3V8L102 9H99V10H102L103 12H105V15H104V13H101V12H99L98 13V10H97V14L96 13H92V17L90 16V15H88V17L90 16L91 18H93V16L95 15V16H101L100 17V19H102V17H104V16H107V19H108V16H110L111 18H109V20H108V22H111L110 20H112V22L114 23V25L115 26H112V29L114 28V27H116V28H114L116 31L114 32L113 30H111L110 28H109V31L111 32V33H113V34H109V31H108V34H107V36H108V38L106 39V41L102 44V43H99V44H102V46H104V48H108L109 50H111V53L116 57H118L119 59H124V61L125 62H127V63H129V61H131V60H125V58L126 57H128L129 55H124L125 53L127 54L128 53V51L126 52V50H121L120 49V42H122V41H120V37H122L121 36V33H120V35L118 34V29H117V27L121 24V26L122 25H124L125 23H127L126 24V26L127 25H129V27L131 28V30H130V28L129 29H127L128 28V26L125 28L126 30H127V32H128V30L130 31V33L128 32V36L129 35H131V36H135V38H138L139 39V37L138 36H140L141 35V37H142V35H143V37L145 38L144 40H146V41H144V43L145 42H147V44H148V48H151V50H152V52H153V55H152V61H153V65L152 66H157V61H159L160 59H162V54L164 53V57H165V50H168V48H170L171 46H170V42H168V40H167V43L169 44V47L168 48H166V47H163V46H160L161 47V49H163V53L161 54V51H159L160 49H159V45H160V43L157 41V39H156V34H158L159 32V30L157 29L158 27H154L153 28V26L159 21V19H160V17L158 16V18L159 19H157L158 21L155 23V21H154V25H153V20H154V18L155 17H157L156 15H152V17L153 16H155V17H153V18H151L152 19V21H151V19H150V17H151V13H154V11H163V10H165L166 11V9H164V3L162 4V1L161 0H101ZM177 2V1H176ZM225 2V1H224ZM238 2H240L239 0H238ZM238 2H237V4H235L234 3V1H233V5L231 4V2H230V4H231V6L233 7V8H235L236 7V5H238V6H241L242 7V5L239 3L238 4ZM246 2V1H245ZM98 3V2H97ZM102 3H98V5L99 4H102ZM211 3V2H210ZM223 3V2H222ZM226 3H227V1H226ZM241 3H243V2H241ZM259 3V2H258ZM258 3H257V5H258ZM74 4V3H73ZM93 5L94 6V4H91V2L89 3V1L87 0V1H85V0H0V42H1V44H0V83H4L3 84V86H4V90H3V88H2V90H3V92L1 91V93L0 94H4L3 95V97L5 96V98L6 99H11V101H14L15 102V104H16V100H15V98H18V101H20V99L19 98H22V101H23V104H20V102H19V104H20V106L22 105V106H24V103H28V101H29V96H28V94H27V92L25 91V92H23V90H22V92H20L21 94H18V90H21L20 88H17V86H18V83L16 84V86H15V82H14V80H16L17 81V79L18 80H20V82L21 81H24L25 83L26 82H30V83H34L33 85L35 86V88H37L38 90H36L35 89V93H37L36 91H41V92H38L37 94H41L42 92H43V89H44V87H43V84H44V82L45 81H47L46 79H48V77L47 78H45V76H44V74L42 75V74H40V76H39V74H38V70H39V68L41 67V66H43V64L44 63H46V62H49V61H51L52 59H53V57H55V53H54V51L55 50H53V51H51L50 53H52V54H49V51H48V55L47 54H38V53H36V57H34V55H35V53L33 54V59L31 58V59H29V57L27 56L26 57V55H29V54H26V51L29 49V48H31L30 46H34L33 45V43L35 44V42H40L41 44L42 43H46V41L49 39V42L47 41V43H50V40H51V37H55V25H57V30H58V32H59V34H63L64 33V26H63V24H67V22H68V19H67V17L66 18H64L63 17V13L65 12L67 15H68V13H67V10H71L70 8L71 7H73L74 9V11H72V14H74L75 12L77 13L76 15L74 14V16L76 17L77 16V18H76V20H75V24H77V25H81L82 24V26H83V28L87 25V22H85L86 21V18H88V17H86L87 16V12H86V9H88V6L86 7V5ZM169 4V3H168ZM171 4V3H170ZM206 6H207V2L206 3H204ZM228 4V3H227ZM229 4V5H230ZM260 4L262 5V2H260ZM96 3H95V9H98L97 7H99ZM175 5V6H176ZM204 5V6H205ZM211 5H212V7L214 8V5L211 3ZM224 5H225V3H224ZM223 4L221 5H219V8H220V6H224ZM246 5V4H245ZM245 5H243V6H245ZM257 5L255 6V1L254 0H251L250 2H248V4L246 5V7H244V9H243V11H246V13H248V15L247 16H249L250 17V20H246L245 18V20L242 18L243 16L242 15H240L239 14V16H238V18H239V20H237V23L235 22V30L236 31H238V39H235V37H234V35L236 36V34H234L233 35V38L239 43V46L241 47V50H242V54H241V52H239V48H237L236 50H237V52H238V55H240L241 54V56H239V58H235V57H233V61L231 60L232 58H229L230 60H228V59H226L224 62L225 63H227V60H228V63H227V65H225V63L224 64H222V63H218L219 61H217L216 62V60H215V63H217V64H215L214 63V60L213 59H215V58H213V57H210V56H207V55H209V53L208 52H210V51H208L207 53L206 52H204V51H206V49H208V48H206L205 49V47H208V45H210L211 47H212V45H214V43L216 42V40H214L213 39V41L212 40H210L209 39V35H208V33H206V32H200V30L202 29V28H199V27H195V25H197V23L195 24V25H191L192 23H191V21H193V19L191 18V21L189 20H187L186 19V24H188V25H190L189 27H190V31H189V33H190V38L187 40V42H189L187 45H188V49H189V51H190V53H188V55L190 56H188L189 57V59L187 60V57H186V59L185 60H183V58H181V60H183V61H185L186 63L185 64H192V62H193V64H194V66L192 65V67L190 68V71H195V69H196V65H197V63L199 64L200 63V61H202V65H203V67H205V69H203V70H205V74H204V72H203V74H204V76L206 75V76H208L207 77V79H208V81H209V83L207 84V89H208V87H209V90H210V88L212 87V88H219V89H216V90H218L217 92H216V90L215 89H213V91H215L217 94V97H218V99H219V97H221V99H222V97L225 99V104H227V105H224L223 103H219V104H223L224 105V107L221 109V110H223L224 111V109H225V106L227 107V106H229L230 107V109L232 110V111H240L241 109H242V106L244 107V105H242L241 106V103H239V100H238V97H237V93H240V91H239V88H240V90H241V87L243 86V84H241V82H240V85H241V87H237V86H239V85H237V86H235L234 85V79L233 80H229V79H232L233 78V76H229V71L231 72H233V71H235V72H237V70H234V67H238L237 66V64L238 63H240L239 65H241L242 64V69H240V71H238L237 73V76L238 75H240V72H241V70H243L244 69V71L243 72H241V73H243V74H247V77H248V82H249V91L247 90V99H249V102L251 103V104H253L255 107H260V106H262L263 104H264V74L262 73L263 71L262 70H264V68L262 69L261 67L262 66H264V62H262V61H264V60H262L261 61V59H260V62H259V64H261V67L259 66V68H258V66H257V64H258V62L256 61L258 58L256 57V55L258 54L257 52H260V51H258L259 50V48L257 47V44H256V42H254V40H255V38L254 37H252V38H254L253 39V42H254V44H256V45H254L251 41H252V39H250L249 38V33L251 32L252 33V35L254 34H258V22H259V16H260V14H257V12H259V10H261V9H258V8H256L257 7ZM71 6V7H70ZM166 6H169V5H167L166 4ZM193 7V8H195L196 9V7ZM208 6H209V4H208ZM207 6V7H208ZM226 6V5H225ZM231 6L229 7V8H231ZM86 7V8H85ZM89 7H92V6H89ZM100 7H102V6H100ZM217 7H218V5H217ZM241 7H239V8H241ZM260 7H263V6H260ZM7 9V11L5 12V9ZM170 8H172V5H171V7ZM169 7H168V9H170ZM175 8V7H174ZM219 8H217V10H216V12L218 11V10H222L221 8L219 9ZM229 8H227V13H228V9ZM238 8V7H237ZM4 11H3V10ZM64 9H67V10H65L64 11ZM209 9V8H208ZM207 9V10H208ZM211 9V8H210ZM209 9V11H206V12H208V14L209 15H212L213 17H211L212 19L215 17V15H214V13L216 14V12H214V13H211V10ZM232 9V8H231ZM242 9V8H241ZM241 9H239V10H237L238 12L241 10ZM258 9V10H257ZM88 10H93V7H92V9H88ZM214 10V9H213ZM179 12H180V10H178ZM178 11H176L175 10V12H174V10H173V8H172V10L171 11H167V14L165 15V18L163 19L164 20V23H162L163 25H161V22L160 23H158V24H160L161 26H163L162 27V29H164V26H165V23H166V26H167V23L168 22H166L165 20L167 19V21H170V19H171V21H172V27L174 26L176 29H174L173 28V31L175 30H177V31H179L178 33L180 34L181 32H182V23H183V26H185L186 24L184 23V21H181V19H180V21H179V18L180 17H177L178 16ZM205 11H204V17H205V15H206V13H205ZM223 11V13H224V15H222L223 17H225L226 18V16H225V12H224V9L222 10ZM236 11V12H237ZM262 11V10H261ZM90 13L91 12H94V11H89ZM95 12H96V10H95ZM164 12V11H163ZM219 12V11H218ZM233 12V11H232ZM86 13V14H85ZM181 13V12H180ZM183 13V12H182ZM202 13H200V14H202ZM230 13V15L232 16V13H231V11L229 12ZM228 13V14H229ZM240 13V12H239ZM244 13V12H243ZM243 13H241V14H243ZM261 13V12H260ZM65 14V15H66ZM102 14V15H101ZM164 14V13H163ZM162 14V15H163ZM186 14H187V12L185 13V14H183V16L185 15L186 16ZM199 14V15H200ZM203 14H202V16H203ZM218 15H220L219 13H217ZM216 14V15H217ZM175 15H177V16H175ZM189 15H191V13L189 12L188 14H187V18H189L190 19V16ZM199 15L198 16H195L196 18H194V20L195 19H198V20H195V21H201L202 22V16H201V18L199 17ZM237 15H238V13H237ZM259 15V16H258ZM73 16V17H74ZM164 16V15H163ZM162 16V17H163ZM192 16V15H191ZM207 16V15H206ZM228 17H230L229 15H227ZM89 17V18H90ZM98 17H96L97 19H99ZM177 17V18H176ZM203 17V18H204ZM217 17L218 16H216V18L215 19H217ZM226 18V19H229V18ZM232 17H234V16H232ZM246 17V16H245ZM88 18V20H91V18L89 19ZM183 18V17H182ZM184 18H186V17H184ZM208 18V17H207ZM206 18V19H207ZM211 18L210 19H208L209 21L211 20ZM219 18H220V16H219ZM218 18V19H219ZM96 19V20H97ZM107 19H106V21H107ZM156 19V18H155ZM205 19V20H206ZM221 19H223V18H221ZM232 19V18H231ZM235 19H237V16L235 17ZM74 20V19H73ZM72 19H70L69 18V21H73ZM93 20L94 21H96L94 18H93ZM184 20V19H183ZM205 20H203V22H204V24H206L207 22H205ZM232 20H234V19H232ZM260 20L262 21V19L260 18ZM264 20V19H263ZM171 21L169 22V23H171ZM187 21H188V23H187ZM194 21V22H195ZM223 21V20H222ZM228 21V20H227ZM231 20H229V22H230ZM251 21V22H250ZM91 22H93V21H91ZM91 22H89L88 21V25L91 23ZM104 22V21H103ZM112 22L111 23H109V26H110V24H112ZM202 22V23H203ZM232 22V21H231ZM230 22V23H231ZM70 23L71 22H69V26H71L70 25ZM83 23H85V24H83ZM98 23H99V21L97 22V24L96 25H98ZM124 23V24H123ZM190 23V24H189ZM209 24H211V23H213V25H215L214 24V22L212 21V22H208ZM219 23V22H218ZM218 23L216 22V25H215V27L218 25ZM226 23V22H225ZM262 23V22H261ZM94 24V23H93ZM104 24V23H103ZM102 24V25H103ZM158 24H156V25H158ZM185 24V25H184ZM199 24V23H198ZM227 24H229V23H227ZM87 25V27H89ZM153 25V26H152ZM155 25V26H156ZM160 25H158V26H160ZM171 25V24H170ZM202 25V24H201ZM208 25V24H207ZM221 25V24H220ZM226 25V24H225ZM225 25H222V27L224 26V28H226L225 27ZM257 25V26H256ZM260 25H262V24H260ZM69 26H67L68 27V30H70L69 29ZM104 26H105V24H104ZM104 26H103V28H104ZM108 26V27H109ZM165 26V27H166ZM187 26V25H186ZM184 27V31H185V28L187 29V27ZM192 26V27H191ZM209 26V25H208ZM207 26V27H208ZM228 26H230V25H228ZM233 25L231 24V28H233L232 27ZM67 27H65V28H67ZM98 27V29H100L99 28V25L97 26ZM189 27H188V30H189ZM203 27V26H202ZM215 27H213V28H215ZM41 28H45L46 29V31L44 32V31H42L41 30ZM78 29H79V27H77ZM91 28H94V27H91ZM122 28V27H121ZM161 28V27H160ZM159 28V29H160ZM166 28H168L169 29V25H168V27H166ZM203 28H205V27H203ZM231 28H230V30H231ZM261 28H262V26H261ZM77 29V30H78ZM85 29H86V27H85ZM84 29V31L86 32V30ZM125 29H124V31H125ZM154 29L156 30V32L154 31ZM207 29H209V27L207 28ZM210 29H212L211 28V25H210ZM209 29V30H210ZM217 29L218 30H222V29H219L218 28V26H217ZM216 29V30H217ZM227 30L229 29V28H226ZM259 29H260V27H259ZM75 30V29H74ZM95 30V28L93 29V31ZM101 30V29H100ZM161 30V29H160ZM165 30V29H164ZM164 30H161L162 32H164ZM172 30V29H171ZM187 30V31H188ZM203 30H205V29H203ZM213 30V29H212ZM212 30H210V31H212ZM225 30V29H224ZM89 31V30H88ZM92 31V32H93ZM104 31V30H103ZM106 31H107V29H106ZM105 31V32H106ZM113 31V32H112ZM131 31H132V33H131ZM186 31V32H187ZM229 31V30H228ZM228 31H226L227 33H228ZM83 31L81 30V33H82ZM91 32V31H90ZM91 32V33H92ZM95 33H94V35L95 36H97V37H99L98 35V33H99V31H98V33L96 32V31H94ZM120 32V31H119ZM123 32V31H122ZM126 32V31H125ZM126 32V33H127ZM168 32V31H167ZM169 32H171V31H169ZM168 32V34H170ZM219 32V31H218ZM233 32H235V31H233ZM68 33V32H67ZM77 33V32H76ZM89 33V32H88ZM96 33L98 34V35H96ZM124 33V32H123ZM188 33V32H187ZM220 34L221 33H223V32H219ZM224 33H225V31H224ZM224 33H223V35H224ZM230 33L231 32H229V34L228 35H230ZM260 33H261V30H260ZM56 34H57V31H56ZM93 34V33H92ZM100 34H101V32H100ZM103 35H105L104 34V32L102 33ZM134 34V35H133ZM173 34L174 35H176L177 36V34H175L174 32H173ZM183 34V33H182ZM213 34H215V33H213ZM262 34V38H263V33H261ZM261 34H260V36H261ZM38 35V36H37ZM77 35V34H76ZM86 35L87 34H85V38H86ZM110 35H112L111 37H110ZM137 35V36H136ZM211 35V34H210ZM249 35V36H248ZM6 36L8 37V36H13V37H15V38H17L18 40L20 39V41H21V43L23 42V41H25L23 44H22V46H21V48L19 49V50H16L15 49V46H17V45H15V46H13L14 47V49L13 48H11V46L9 47V48H11V49H13L12 51V53L14 54V55H16L17 56V58L15 57V56H13L12 54H10V56L8 55V53H11V52H7V51H5V49H3L2 47L4 46V45H6L7 46V44L8 43H6V42H4V41H8V38H6ZM57 36V35H56ZM67 36V35H66ZM88 36V35H87ZM126 36V34H124V37ZM154 36H155V38H154ZM159 36V35H158ZM179 36V35H178ZM182 36V35H181ZM180 36V37H181ZM222 36V34L220 35V37ZM225 36V35H224ZM231 36H232V34H231ZM256 36V35H255ZM58 37V36H57ZM60 37H62L61 35H59V37L57 38L58 40H60L61 38ZM65 37V36H64ZM64 37H63V39H64ZM78 37H80V33H79V36ZM102 37H104V36H101V38ZM106 37V36H105ZM161 37V36H160ZM169 37V36H168ZM179 37V38H180ZM189 37V36H188ZM212 37L214 38V35H212ZM216 37V36H215ZM229 36H226V38L225 39H227ZM257 37V36H256ZM60 38V39H59ZM66 38V37H65ZM77 37L75 36L74 38H72V39H76ZM110 38V39H109ZM129 38V37H128ZM177 38V37H176ZM183 38V37H182ZM223 38V37H222ZM257 38H260L259 37V35H258V37ZM5 39H7V40H5ZM11 39V38H10ZM12 39H14V38H12ZM16 39V43H18L17 40ZM78 39V38H77ZM102 39H104V38H102ZM125 39V38H124ZM130 39H131V37H130ZM133 39H134V37H133ZM142 39V38H141ZM153 39H156L155 41L153 40ZM161 39H164V40H162V41H164V42H166L165 41V38H164V35H163V38H160V40ZM169 39V38H168ZM171 39V38H170ZM169 39V40H170ZM181 39V38H180ZM224 39V38H223ZM224 39V40H225ZM55 40V39H54ZM62 40V39H61ZM67 40V39H66ZM66 40H64V41H66ZM159 40V39H158ZM182 40V39H181ZM234 40V41H235ZM256 40H258V39H256ZM262 40V39H261ZM264 40V39H263ZM10 41V40H9ZM8 41V42H9ZM52 41V40H51ZM131 40H129V42H130ZM134 41V40H133ZM137 39L135 40V42L134 43H132V47L134 48V50H135V48L136 47H134V44L136 43V45L135 46H137ZM157 44V43H159V45H158V47H157V45H156V47H155V43ZM162 41H160V42H162ZM172 39H171V44H173L172 43ZM177 41V40H176ZM219 41V40H218ZM227 41H229V40H227ZM226 41V42H227ZM67 42H69V41H67ZM125 43H127V41H124ZM142 42H143V40H142ZM163 42V43H164ZM180 42V41H179ZM226 42H222V43H224L223 45L225 46V45H227L226 44ZM232 42V41H231ZM3 43H5L4 45H2ZM15 43V42H14ZM20 43V44H21ZM46 43V44H47ZM53 43V42H52ZM66 43V42H65ZM89 43V42H88ZM95 42H93L91 45H93ZM97 43V42H96ZM123 43V42H122ZM180 43H182V46L184 45L185 46V44H183V42L181 41ZM234 43V42H233ZM251 43L253 44L252 46H251ZM257 43L259 44V42L257 41ZM13 44V43H12ZM19 44V45H20ZM51 44V43H50ZM70 44V45H69ZM69 44H68V47H74V48H76V47H80V45H84L85 44V42L81 39H79V40H74V41H70L69 42ZM128 44V43H127ZM147 44H144V45H146L147 46ZM174 44L176 45V44H178V43H175L174 42ZM232 44V43H231ZM235 44V43H234ZM260 44H262V45H264V43H261L260 42ZM18 45V46H19ZM56 45V44H55ZM97 45V44H96ZM126 45V44H125ZM143 45V44H142ZM162 45H164V44H162ZM174 45V46H175ZM17 46V47H18ZM37 46H38V43H37ZM36 46V47H37ZM39 48H41V45L39 44ZM82 46L80 47V48H78V49H81L82 50ZM87 46L88 45H86V48H87ZM101 46V45H100ZM101 46V47H102ZM106 46V47H105ZM140 46V40H139V44H138V47ZM165 46V45H164ZM182 46H180V49L181 50H183L184 49V46H183V48H181ZM231 46V45H230ZM234 46V45H233ZM237 47H238V45H236ZM5 47V46H4ZM29 47V48H28ZM66 48V49H69V48ZM71 47H70V49H71ZM89 47H90V45H89ZM88 47V48H89ZM93 48H94V46H92ZM96 47V46H95ZM173 47V46H172ZM213 47H216V44L213 46ZM250 47H257L258 48V50H257V48H253V51L252 50H250L251 48ZM6 48V47H5ZM28 48V49H27ZM34 48H35V46H34ZM43 48V47H42ZM45 48H46V46H45ZM45 48H44V50H45ZM50 48H51V46H50ZM58 48V47H57ZM64 48V49H65ZM87 48V49H88ZM131 48V47H130ZM142 48H143V46H142ZM141 48V49H142ZM156 48H158V49H156ZM166 48V49H165ZM173 48H176V46L175 47H173ZM177 48H179V44H178V47ZM177 48H176V50H177ZM219 49V46H218V44H217V47L215 48V49ZM226 48L228 49V45L226 46ZM225 48V49H226ZM230 48V47H229ZM232 48V47H231ZM235 48V47H234ZM63 49V50H64ZM95 49V48H94ZM127 49V48H126ZM140 49V50H141ZM165 49V50H164ZM171 49L172 48H170L169 50V53H171ZM205 49V50H204ZM223 49V48H222ZM262 49H264V48H262ZM9 50V49H8ZM51 50V49H50ZM80 50V51H81ZM84 50L86 51V49H85V47H84ZM82 51V53L83 52H85V51ZM107 50V49H106ZM106 50H102L103 52H105ZM132 50V49H131ZM136 50H137V48H136ZM148 50V49H147ZM173 50V49H172ZM175 50V51H176ZM180 50V52H179V56H180V54L182 53V54H184L185 53V51L183 50V51H181ZM232 50H233V48H232ZM255 50V51H254ZM35 51V50H34ZM42 51V50H41ZM46 52H47V50H45ZM70 51V50H69ZM121 51H123V52H125L124 54L121 52ZM133 51V50H132ZM138 51V50H137ZM136 51V52H137ZM158 51V52H157ZM174 51V52H175ZM178 51V50H177ZM176 51V52H177ZM188 51V52H189ZM216 51V50H215ZM219 51H220V49H219ZM218 51V52H219ZM226 51V50H225ZM71 52H72V50H71ZM74 52V51H73ZM73 52H72V55H73ZM87 52V51H86ZM85 52V53H86ZM90 52H91V50H90ZM99 52H101V51H99ZM108 52V51H107ZM160 52V53H159ZM174 52H172L173 54H174ZM226 52H228V53H225L224 55H230V54H232V53H229V51H226ZM28 53V52H27ZM29 53H30V51H29ZM54 53V54H53ZM89 53V52H88ZM88 53H86V54H88ZM123 54V56H122V54ZM133 53V52H132ZM142 53H143V51H142ZM146 53V52H145ZM144 53V54H145ZM159 53V54H158ZM168 52H166V54H167ZM168 53V54H169ZM172 53L171 54H169V55H171V56H169L170 58H173L172 57ZM214 54H216L217 55V53H215V52H213ZM223 53H224V49H223ZM240 53V54H239ZM255 53H257L256 55H255ZM26 54V55H25ZM58 54V53H57ZM64 54V53H63ZM79 55H78V57L80 56V52L78 53ZM94 54V53H93ZM99 54V53H98ZM105 54V53H104ZM104 54H103V56H104ZM137 54V53H136ZM140 54V53H139ZM158 54V55H157ZM178 54V53H177ZM212 54V53H211ZM220 54H222V52L220 51V53H219V56H220ZM30 55H31V53H30ZM61 55V54H60ZM83 55V54H82ZM96 55V54H95ZM100 55V54H99ZM106 55V54H105ZM138 55V54H137ZM148 55L150 56V54L148 53ZM226 55V56H227ZM228 55V57H232V55H230L229 56ZM234 55V54H233ZM237 54H236V57L238 56ZM9 56V57H8ZM12 56V57H11ZM65 56V54L63 55V57ZM67 56H70L69 54H67ZM92 56H94V55H92ZM122 56V57H121ZM142 56H145V55H143L142 54ZM148 56V57H149ZM167 56V55H166ZM175 56H176V54H175ZM178 56V55H177ZM176 56V57H177ZM183 56V55H182ZM184 56H185V54H184ZM211 56H215V55H211ZM258 56H261V55H258ZM13 57H14V59H13ZM63 57L61 58V60L63 59ZM74 57H76V55L74 56ZM77 57V58H78ZM81 57H83V56H81ZM99 57V59H97V60H99V61H101L102 62V60H103V63H104V58H102V57H100V56H98ZM97 57V58H98ZM105 57V56H104ZM108 57V56H107ZM110 57V56H109ZM117 57H116V59H117ZM123 57H125V58H123ZM140 57V56H139ZM148 57L145 59V60H147L148 59ZM163 57V58H164ZM176 57H174L175 59H176ZM215 57H218V55L217 56H215ZM227 57V58H228ZM67 58H69V57H67ZM66 58V59H67ZM83 58H85V57H83ZM94 59H92L91 61H93V60H95L96 58H95V56L93 57ZM129 59L131 58V55L128 57ZM144 58V57H143ZM220 58H221V56H220ZM256 58V62H257V64H256V62L254 61V59ZM65 59V60H66ZM78 59H80V58H78ZM89 59V58H88ZM87 59V60H88ZM106 59V58H105ZM108 59V58H107ZM133 59V58H132ZM151 59V58H150ZM149 59V60H150ZM177 59H178V57H177ZM216 59H218V58H216ZM238 59V60H237ZM75 60H76V58H75ZM83 60V59H82ZM112 60V59H111ZM113 60H114V58H113ZM133 60H135V59H133ZM137 60V59H136ZM166 60H168L167 58H166ZM188 62H187V61ZM220 61H221V59H219ZM236 60H237V62L240 60V62H238V63H234V61L236 62ZM63 61V60H62ZM80 61H81V59H80ZM89 61V60H88ZM96 61V60H95ZM95 61H93V62H91V65L93 64V66H94V68H92V66H91V71H92V69H94V71H95V67L97 68H100L98 65H100V63L98 64L97 62V64H95ZM98 61V62H99ZM117 61V60H116ZM120 61V60H119ZM152 61H149V62H151V64H152ZM174 61V60H173ZM173 61H171V60H168V65L166 64V61L164 62H162L161 61V64H164L165 66L167 65L168 66V68H169V66H170V64L169 63H174ZM182 61V62H183ZM190 61V62H189ZM90 62V61H89ZM89 62H87V61H85V60H83V64H86V65H89L90 66V63ZM105 62H106V60H105ZM108 62V61H107ZM136 62H138V61H135V63ZM180 62V61H179ZM181 62V63H182ZM255 62V63H254ZM111 63H113V62H111ZM131 63V62H130ZM133 63V62H132ZM171 63V65H173V66H176L177 67V64H172ZM175 63H178V62H175ZM180 63V64H181ZM50 64V63H49ZM56 64L58 65V63L56 62ZM59 64H62V63H59ZM66 64V63H65ZM95 64V65H94ZM107 64V63H106ZM121 64V63H120ZM119 64V65H120ZM138 65H141V63H137ZM146 64V63H145ZM149 64V63H148ZM151 64H149V65H151ZM159 64V63H158ZM160 64V66H162ZM196 64V65H195ZM219 64H221V66L219 65ZM263 64V65H262ZM47 65V64H46ZM54 65V64H53ZM64 65V64H63ZM103 66L105 65V64H102ZM110 65V64H109ZM109 65H106V67L105 68H107V67H109ZM124 65V64H123ZM130 65V64H129ZM131 65H133V64H131ZM136 65V64H135ZM137 65V66H138ZM183 65H184V63H183ZM216 65H218L219 67H221V68H217V66ZM45 66V65H44ZM43 66V67H44ZM48 66H50V65H48ZM84 67H85V65H83ZM102 66V69L104 68ZM116 67H117V65H115ZM121 66V65H120ZM136 66V67H137ZM167 66L166 67H164L165 68V70L166 69H168L167 68ZM213 66V68L216 66V70H215V72L212 70H210L211 72H214V73H216L218 76H221L220 78H218V79H216V77L214 76L215 74L214 73H210V71H209V68H211ZM223 66H225V68L223 67ZM52 67H55V66H52ZM58 67V66H57ZM56 67V68H57ZM60 67V66H59ZM63 67V66H62ZM69 67V66H68ZM112 67L113 66H111L110 68L112 69ZM126 67V66H125ZM132 67L134 68V66H130V68L132 69ZM151 67V66H150ZM158 67V66H157ZM156 67V68H157ZM176 67H173V69H175ZM178 67H179V65H178ZM178 67H177V69H178ZM182 67H183V69H182ZM184 67H185V65L184 66H181V68H180V70L182 69L183 71H184V75L186 74L185 72V70H188L189 69V65L187 66L188 67V69H186L185 68V70H184ZM193 67L195 68V69H193ZM202 67V66H201ZM240 67V66H239ZM45 68V67H44ZM129 68V69H130ZM162 67H160V69L158 68V70H156L155 68H152L153 70H156L157 71V73L156 72H152L153 70L152 69H148V67H147V70H151L150 72L151 73H155L154 74V76H156V74H157V77H154V76H152V78H153V80L152 79H150V78H148V81H149V79H150V82H152L153 83V81H154V84H155V91H157L156 90V87L158 86H160L159 85V83L161 82V86L163 85L162 83V81H161V79L164 81L165 80V78H164V76H166V74H162V72H164V69L162 70L161 69ZM172 66L169 68V71L172 73H169V77L171 78V77H173V78H176V76L177 75H179V74H181L182 73V71H180V73H178V71H176V69H175V71H176V76H174L175 74H174V70H173V72H172ZM223 68V71H225L226 73H228L227 75H225L226 73H222L221 71V69ZM41 69V68H40ZM50 69H52L51 67H50ZM58 69H60V68H58ZM102 69H100L101 70V73H105V72H102L103 70ZM108 69V71H109V68H107ZM130 69V70H131ZM139 69H141L140 67H139ZM171 69V70H170ZM191 69H193V70H191ZM217 69H218V71H217ZM220 69V70H219ZM226 69H229V71L228 70H226ZM233 69V70H232ZM237 69V68H236ZM258 69H262V70H260L259 72H258ZM43 69H41V71H42ZM53 70V69H52ZM55 70V69H54ZM117 70V71H116ZM120 70V69H119ZM142 70V69H141ZM146 70V71H147ZM162 70V71H161ZM199 71H200V69H198ZM40 71V72H41ZM65 71V70H64ZM107 71V72H108ZM111 71V73L113 72V73H115V72H117L118 73V68L117 69H115V71H112V70H110ZM122 71V70H121ZM132 71H133V69H132ZM143 71V70H142ZM149 71H147V73L148 74H150L149 73ZM190 71H188V75L189 74H192ZM193 71V73H195ZM219 71H220V73H219ZM228 71V72H227ZM168 71H166V73H167ZM190 72V73H189ZM201 72H202V70H201ZM199 73L197 70H196V73L198 74H201L202 75V73ZM79 73V72H78ZM82 73V72H81ZM98 73H100L99 71H98ZM117 73H115V74H117ZM121 73V72H120ZM126 73V72H125ZM130 73V72H129ZM133 73V72H132ZM135 73L138 75V74H140V77H141V75H142V77H143V72H141L140 71V73H139V71H138V68H137V72H136V70H134V76H135ZM165 73V72H164ZM196 73H195V75H196ZM47 73H45V75H46ZM51 74V73H50ZM60 74V73H59ZM77 74V73H76ZM80 74V73H79ZM107 73H105V75H106ZM124 74V73H123ZM127 74V73H126ZM125 74V75H126ZM131 74V73H130ZM168 74V73H167ZM220 74V75H219ZM222 74H224L223 76H229V79H227L228 81H230L231 83H229L228 81H227V83H226V80L225 81H221V82H219L218 80L219 79H221V78H223L222 77ZM71 75H72V73H71ZM71 75L69 76L68 75V73H67V75H66V78H67V76L68 77H71ZM102 75V74H101ZM105 75L103 76V77H105ZM109 77H111V75H113V74H107ZM118 75H120L121 77H118L119 79L120 78H123L122 77V74H118ZM124 75V76H125ZM164 75V76H163ZM171 75H173V76H171ZM187 74H186V77L188 76ZM193 75L194 74H192L190 77H192L193 79H195V80H197L196 78L198 77V75H197V77L194 75V77H193ZM201 75H199V77H200V79H201ZM230 75H232V73L230 74ZM242 75V74H241ZM52 76V75H51ZM91 76V75H90ZM129 76V74L126 76V78H125V80L127 79V77ZM133 76V77H134ZM151 76V74L148 76V75H146V77H150ZM189 76H188V78H189ZM204 76H202V77H204ZM236 76V73H235V77H237ZM244 76V75H243ZM45 79H44V78ZM60 77V76H59ZM58 77V78H59ZM76 77V76H75ZM114 77H115V75H114ZM132 76L130 75V77H129V79L131 78ZM132 77V79H134V78H136V81H137V78L139 77V75H138V77H134L133 78ZM142 77L140 78V79H142ZM178 77V76H177ZM181 77L184 79V81L186 80V77H183L182 76V74H181ZM238 77H240V76H238ZM242 77V76H241ZM43 78V79H42ZM53 79H56V81H57V79L58 78H54V76L52 77ZM52 78H49V79H51L52 80ZM66 78H64V79H66ZM77 79H78V77H76ZM116 78V77H115ZM154 78H156V79H154ZM157 78H158V80H159V83H157L155 80H157ZM179 78H180V76H179ZM178 78V79H179ZM182 78H180V80L182 79ZM245 78H246V75H245ZM49 79H48V81H49ZM61 79V78H60ZM62 79H63V75H62ZM63 79V80H64ZM91 79V78H90ZM105 79H107V78H105ZM111 79H112V77H111ZM117 79V78H116ZM115 79V80H116ZM131 79V81L129 80V82H132L133 80ZM144 79V81L146 80L145 78H143ZM178 79H176V80H178ZM193 79H188V82L189 83H192V82H190V81H192ZM199 79V78H198ZM237 79V78H236ZM239 79H242V78H239ZM59 80V79H58ZM63 80H59L60 82H62ZM70 80V79H69ZM68 80V81H69ZM81 80V79H80ZM80 80L78 81V82H80ZM82 80H83V78H82ZM86 80H87V78H86ZM152 80V81H151ZM157 80V81H158ZM172 80V79H171ZM170 80V81H171ZM194 80V81H195ZM201 80H203V79H201ZM201 80H197L198 81V85H199V83H201V82H204V80L203 81H201ZM221 80H223V79H221ZM243 80V79H242ZM68 81H66L65 80V82H68ZM92 81H94V80H91L90 82H89V80H88V82L91 84V82ZM102 81H104V80H102ZM108 83H109V79H107L106 80ZM113 81V80H112ZM135 80H134V83L132 84L133 86H135L134 84L135 83H137V85H140V84H138V83H140V81H142V80H140L139 82H136ZM143 81V82H144ZM165 81H168V80H165ZM164 81V83H168V82H170V81H168V82H165ZM174 81V80H173ZM173 81H171V82H173ZM183 81V80H182ZM182 81H181V83H182ZM232 81H233V83H232ZM237 81H238V79H237ZM241 81V80H240ZM19 82V83H20ZM82 83H83V81H81ZM84 82H85V80H84ZM107 82H105V84H104V86H106V83ZM120 82H122L121 80H120ZM124 83L126 82H128V81H123ZM146 82H147V80H146ZM145 82V83H146ZM157 84H156V83ZM207 82V81H206ZM243 82V81H242ZM245 82V81H244ZM51 83V86L50 87H53V85H52V82H50ZM58 83V81L57 82H55V80H54V82H53V84L55 85V84H57ZM82 83H77L75 80H70L69 82H68V84H67V86H64L63 88H62V86L60 87L61 89H62V93L64 92V90H65V92L64 93H67L66 91L70 88L71 89V91L72 90H78L79 92H80V90L83 88V86L81 85ZM86 83V82H85ZM85 83H83L84 85H85ZM114 83L117 85V87H118V85H119V87L121 86V87H123L124 88V86H126L124 83L122 84V85H124V86H122L121 84H117L115 81H114ZM151 83V85L153 86L154 84H152ZM173 83H175V81L173 82ZM186 83H187V80H186ZM189 83H187L188 84V87H190L191 85L189 84ZM197 83V82H196ZM205 83V82H204ZM239 83V81L237 82V84ZM246 83V82H245ZM20 84H22L23 85V83L21 82ZM31 84V85H32ZM62 84H64V82L62 83ZM87 84V83H86ZM90 84H87L88 86H90ZM131 84V83H130ZM130 84H128L127 86L129 87V85ZM169 84H171V83H168L167 85H169ZM202 84V83H201ZM206 84V83H205ZM21 85V86H22ZM25 85V84H24ZM29 85V83L27 84V88H28V90H29V87L30 86H28ZM32 85V86H33ZM46 85H48V84H46ZM45 85V86H46ZM50 85V84H49ZM145 85H148V84H145ZM143 83H141V86H139V88L138 87H136V89L138 88L139 90H143V86H145ZM150 85V84H149ZM148 85V86H149ZM157 85V86H156ZM166 85V84H165ZM162 86V87H165V88H168V87H166V86ZM172 85V84H171ZM175 84H173L172 85V87H171V89L173 88V95H174V92L176 93L177 92V94H175L174 95V98H175V100L171 97L172 96V90L170 91V89H167V90H169V92H170V94H169V92H167L168 93V95H167V93L166 94H164V92L166 91H163L162 92V90L159 92H157V93H159V95L161 94V93H163L164 95H166V98H169L170 97V99L172 100V101H176L175 102V104L176 103H178L179 104V102H177L178 100H176L177 98H176V95L178 96V98H179V96H180V94H178V92L180 91L178 88H175V87H173ZM181 85H185L186 86V84L185 83H183V84H181ZM190 85V86H189ZM193 85V84H192ZM196 85V84H195ZM203 85V84H202ZM247 85V87L245 86V88H247L248 89V84H246ZM33 86V87H34ZM56 87H57V85H55ZM54 86V87H55ZM88 86H87V89L86 90H84L83 89V91H87L88 90ZM94 86V85H93ZM126 86V88H128ZM131 86V85H130ZM132 86V87H133ZM147 86V87H148ZM179 86H180V84H179ZM19 87V86H18ZM22 87H24V86H22ZM48 87V86H47ZM46 87V88H47ZM68 87V89H66ZM92 86H90L89 87V90H88V92H89V94H87L86 95V93H88V92H84L85 93V99H87L86 97L88 96V98H91V97H93L94 99L91 101L90 99H89V102H91L90 104L89 103H87V100H85L84 98H81L80 100H81V102H83L82 101V99L83 100H85L84 102H85V106L83 107V109H80V107L78 108V109H76V107H78L77 105H76V107L75 108H73L74 106L72 105L71 107V109H69L70 107H68V109H62L60 106H58V107H60L61 109H58V108H56V107H53V105H55V103L53 104V99H52V97H51V91L49 92V93H51V94H49L50 95V97H51V99H52V102H51V99H47L48 101H46L45 103H44V100H43V97H44V99H45V96H42V98H39V101H35L36 103V106H39V108L40 107H42V105H43V109L45 108V109H47L45 112V116H30V114H33V112H31V113H29L28 115H26V113H24V112H22V111H20V110H18V108H15V107H13L12 105H13V103L11 104V102H9V100H8V102H9V105L8 104H2V103H0V109L1 110H6V112H8L9 114H10V116L12 115L13 117H15L14 119L16 120V118H19V122H21L20 121V119H22L25 123H26V125L29 127V128H31V129H33L32 131L31 130H29V131H31V132H34V131H36L37 130V127H38V125L40 124V123H43V121L45 122V123H43V125L44 124H46L47 122L49 123V122H51V123H53V121H56V122H58V119H64V118H70V122H71V120H73V119H75V121H81V122H79L80 124L83 122L84 124L85 123H88L87 121H89V120H92L93 122H94V126H106V124L104 123V120L106 119V118H109L110 117V115H109V111L111 110V108L113 107V109H114V106H115V101H116V103L118 102V100L119 99H117L116 98V96L118 95L117 93H116V91H115V89H114V93H113V91H112V93L111 94H115L116 93V95H113L114 96V99L116 98L117 100H115L114 101V99H113V101L112 102H114V104H112V103H110V100L112 99H108L109 100V103H105L106 101L105 100H107L106 98L105 99H103L106 95H102L103 93H101L100 95H102V99H100L99 98V96L97 97V96H95V97H97V98H99V100L97 101V102H95L94 100H95V97H94V95L91 93V91L93 90V88H94V94H98L99 95V92H97V91H100V88H98L99 90H97L96 89V91H95V86L90 90V88H91ZM108 89H110L109 88V86L107 85L106 86ZM105 87V88H106ZM118 87V91L120 92V93H123V92H121V91H123V90H121L120 88ZM142 87V88H141ZM146 86L144 87V89L145 88H147ZM161 87V88H162ZM187 86H186V88L185 89H187L188 88ZM194 85L193 86H191V88H189L190 89V91L189 92H191L192 91V89L193 90H195L196 89V91L198 90H202V89H197L198 87H200V86H197V88L195 87V89H194ZM203 87V86H202ZM202 87H200V88H202ZM31 88V87H30ZM113 88V87H112ZM122 88V89H123ZM149 88V89H148ZM147 89H146V93H148V96H147V98H149L150 96H151V99L149 98V101L147 100V99H145L146 98V96H145V98H144V102H146V100H147V103L148 102H150V105L152 104L153 106L155 105V103H157V107H159L158 108V111L160 112V110H162V108L160 109V104L158 105V103H160V101H161V103H162V107L163 108H169L168 107V105H171V103L173 104V102H169L168 103V101H166L165 100V102L168 104L167 106H166V104H164V106H163V100H159V102H157L158 100H157V98H155L154 100L156 101H153V102H151L152 101V97H154L150 92H149V90H150V87H148ZM152 89H153V87H151ZM165 88H163V89H165ZM176 89V91H175V89ZM181 88H183V86L181 87ZM205 88V87H204ZM22 89H24V88H22ZM48 89V88H47ZM46 89V90H47ZM50 89V88H49ZM51 89H53V88H51ZM56 89V88H55ZM61 89H60V91H61ZM64 89V90H63ZM125 89V88H124ZM128 89H131V91L130 90H128ZM128 89H125V90H128V91H126V92H128L127 94H128V96L127 97H129L130 98V100H131V102H132V105L130 104L129 106H130V108H131V106H133V105H135V106H137V105H142L143 107H145V106H147V104H145L144 103V105L142 104V103H140V101H139V99H140V95H141V93L140 92H136L137 93V95L140 93V97H139V99H137V97L135 96V94H133L132 93V91L133 90H135V89H133L132 90V88H128ZM151 89V90H152ZM160 89V88H159ZM184 89V90H185ZM1 90V89H0ZM25 90V89H24ZM27 90V89H26ZM27 90V91H28ZM31 90V89H30ZM103 90L105 91V89H104V87H103ZM125 90H124V92H125ZM177 90H179V91H177ZM184 90H183V92H184ZM227 92H225V91ZM49 91V90H48ZM101 91H102V89H101ZM104 91H102V92H104ZM107 91H109V90H107ZM153 92H154V89L152 90ZM46 92V91H45ZM55 92V91H54ZM96 92V93H95ZM106 92V91H105ZM110 92V91H109ZM126 92H125V95H126ZM181 92H182V90H181ZM205 92H209L208 90H206ZM242 92H243V90H242ZM29 93V92H28ZM31 93V92H30ZM48 93V92H47ZM57 93V92H56ZM63 93V94H64ZM76 92L74 91H72V93L70 94L71 96H72V94H75ZM80 93H82V90H81V92ZM84 93H83V95L82 96H84ZM91 93V94H90ZM145 93V90H144V95L146 94ZM155 93V92H154ZM156 93V94H157ZM186 93H188V91H186ZM192 93V92H191ZM201 93V92H200ZM206 93V94H207ZM18 94V95H17ZM32 94H33V90H32ZM31 94V95H32ZM54 94V93H53ZM58 95H60V92L59 93H57ZM151 94V95H150ZM163 94H161V95H163ZM185 94V93H184ZM184 94H182V97H184ZM193 95H194V93H192ZM203 94V93H202ZM241 94H243V93H241ZM240 94V96L242 97V95ZM43 95H46V94H44L43 93ZM81 95V94H80ZM80 95H79V93H78V96L80 97ZM89 95H92V96H90L89 97ZM107 95H108V93H107ZM143 95V94H142ZM147 95V94H146ZM163 95V96H164ZM171 95V96H170ZM232 95H236V96H232ZM2 96V95H1ZM77 96V95H76ZM75 96V99L73 98V99H71V100H77V104L79 103L78 101H79V99H76L77 97ZM112 96V97H113ZM120 96H122L121 94H120ZM163 96H161V97H163ZM168 96V97H167ZM188 94L186 95V98H188ZM191 96V95H190ZM203 96H205V95H203ZM246 96V95H245ZM2 97V99H4ZM33 97H35V94L33 95ZM38 97H40V96H38ZM48 96H46V98H47ZM50 97H48V98H50ZM65 97V99L67 100V94L64 96ZM106 97H110V96H106ZM122 97H125V96H122ZM127 97H125V99H126V101L128 102V98ZM165 97V96H164ZM193 97V96H192ZM192 97H189L188 98V101L189 100H191V101H193V99H190V98H192ZM206 97V96H205ZM213 97H215V94H214V96ZM54 99H55V94H54V97H53ZM62 98V97H61ZM97 98H96V100H97ZM194 98V97H193ZM197 98V97H196ZM207 98V97H206ZM244 98V97H243ZM0 100V101H3V100ZM35 99H38V98H35ZM124 99V98H123ZM122 99V100H123ZM124 99V100H125ZM201 99V98H200ZM208 99H209V97H208ZM216 99L217 98H214V99H212L213 101H216ZM221 99H219L220 101H221ZM224 99H222V100H224ZM242 99V98H241ZM31 100H32V98H31ZM63 100V99H62ZM71 100H70V103H71ZM108 100H107V102H108ZM123 100V101H124ZM141 100V99H140ZM143 100V99H142ZM141 100V101H142ZM185 100V99H184ZM194 100H195V98H194ZM201 100H203V99H201ZM210 100H211V98H210ZM210 100H208V101H210ZM243 101H241L242 102V104L243 103H245L246 102V105H247V101H244V99H242ZM17 101V102H18ZM69 101V100H68ZM105 101V102H104ZM121 101V100H120ZM124 102L125 103V105H123V103H122V101H121V103H122V105H121V103H119L118 102V107H120L121 108V106H123V107H125L126 106V117H124L123 116V118L125 119V120H127L128 118H130L131 119V117H128L127 118V116H128V113L130 112H128V109H127V105H126V103L127 102ZM190 101V102H191ZM198 101V100H197ZM213 101H211V103L213 102ZM7 102V103H8ZM55 102V101H54ZM73 102V101H72ZM75 102H73V103H75ZM80 102V103H81ZM143 102V101H142ZM183 102H185V101H183ZM189 102V103H190ZM204 102H206V101H204ZM224 102V101H223ZM3 103H5V102H3ZM72 103V104H73ZM75 103V104H76ZM93 103V104H92ZM130 102H128V104H129ZM191 103H193V102H191ZM198 103V102H197ZM196 103V104H197ZM206 103H208V102H206ZM216 103V102H215ZM11 104V105H10ZM19 104H17V105H19ZM30 104H32L31 102H30ZM83 104V103H82ZM82 104H80V106L82 105ZM106 104H108L107 106H109V107H111V108H107V106H106ZM113 106H112V105ZM196 104H194V105H187V106H189V111H191L192 109H191V106L193 107V109L196 107V108H199L200 106H199V104L197 105V106H195ZM68 105H70L69 103H68ZM67 105V106H68ZM121 105V106H120ZM211 105V104H210ZM215 105V104H214ZM16 106V105H15ZM29 106V105H28ZM32 106V105H31ZM30 106V107H31ZM56 106V105H55ZM128 106V107H129ZM166 106V107H165ZM178 106H182V103H181V105L179 104ZM177 106V107H178ZM187 106H185V107H187ZM199 106V107H198ZM212 106V105H211ZM220 106V105H219ZM248 106V105H247ZM18 107V106H17ZM26 107H27V104H26ZM35 107V106H34ZM82 107V106H81ZM147 107H149V105L147 106ZM152 106H150V108H151ZM157 107H156V110H157ZM173 107H175V106H173ZM179 107V108H180ZM183 107V108H182ZM181 108L183 109V110H181V108L179 109V110H181V112L179 111V110H176V111H178V112H180V114H178L179 116L181 115V114H184V113H187L188 112V110H187V108H186V110L187 111H184V106H182ZM203 107V108H202ZM215 107V106H214ZM246 107V106H245ZM23 108H25V106L23 107ZM38 108V109H39ZM133 108H134V106H133ZM133 108H131V109H133ZM137 108V107H136ZM195 108V109H196ZM217 108H218V106H217ZM248 108L249 107H247V110H248ZM261 108V107H260ZM263 109H264V107H262ZM19 109H21L20 107H19ZM27 109H29V107L27 108ZM108 109V110H107ZM113 109L111 110V112H113V116L111 115V117H114L115 116V114H114V111H117L118 110V108H117V110H115L114 109V111H113ZM138 109H140V107L138 108ZM143 109V108H142ZM146 109V108H145ZM145 109H143V111H145ZM152 109H154L155 110V107L153 108L152 107ZM167 109L166 110H162V111H166L167 112ZM171 109V108H170ZM202 109H208V108H206L205 106H203V105H201V107H200V110L199 111H201ZM227 109V108H226ZM225 109V111H227ZM41 110V109H40ZM149 110V109H148ZM147 110V111H148ZM153 110V111H154ZM244 110H246V108H244ZM121 111H123V109H121ZM125 111V110H124ZM134 114L135 115H137V113H135L136 111H135V108H134ZM132 111V112H133ZM139 111H141V110H139ZM142 111V112H143ZM162 111H161V113H162ZM171 111V113H172V110H170ZM173 111H174V109H173ZM220 111V110H219ZM223 111H221V112H223ZM242 111V110H241ZM240 111V112H241ZM3 112H5V111H3ZM39 113H40V111H38ZM110 112V113H111ZM128 112V113H127ZM169 112V111H168ZM182 112H184V113H182ZM208 112L210 113L211 111L210 110H208ZM239 112V113H240ZM244 112V116L245 115H248V117L250 116V118L252 117L253 119H251L252 120V122L254 121V124L253 123H251V121H250V123L254 126L255 125V127L257 126V128H259L258 126H262V129L264 128V121L263 122H261L262 120H263V114H260V116L262 117V118H260V116L258 115V114H256V113H254L253 111H252V113L250 114V113H248L247 111H243ZM247 112V114H245ZM251 112V111H250ZM256 112H258V111H256ZM262 112V111H261ZM35 113H37L36 112V110H35ZM41 113H43V112H41ZM119 113H121L120 111H119ZM118 113V114H119ZM125 113V112H124ZM148 113V112H147ZM149 113H151V111L149 112ZM148 113V114H149ZM170 113V112H169ZM168 113V114H169ZM170 113V114H171ZM193 113H194V111H193ZM228 113V112H227ZM232 113H234V112H232ZM232 113H230L231 115H232ZM263 113V112H262ZM3 114V113H2ZM8 114V115H9ZM122 114H123V112H122ZM130 114V113H129ZM133 114V115H134ZM188 114H190V112L188 113ZM187 114V115H188ZM202 114H204V113H202ZM206 114V113H205ZM204 114V115H205ZM208 114V113H207ZM206 114V115H207ZM218 114H221V113H218L217 112V114H215V117H217L218 116ZM237 114V113H236ZM241 115H243V113H240ZM7 115V116H8ZM131 115H132V113H131ZM139 115V114H138ZM145 114L143 113V119H144V116ZM150 115H152V114H150ZM165 115V114H164ZM175 115V114H174ZM177 115V114H176ZM175 115V116H176ZM186 114H184V116H185ZM191 115H193V114H191ZM200 114L198 113V115H197V117L199 116ZM210 116H212L211 114H209ZM241 115H240V117H241ZM117 116V118L120 116V115H116ZM141 116H142V114H141ZM149 117V115H146V117ZM167 116V114L165 115V116H163V117H166ZM172 116H173V114H172ZM174 116V117H175ZM219 116H221V115H219ZM223 116H225V115H223ZM229 116V115H228ZM233 116V115H232ZM110 117V118H111ZM136 117H138V116H136ZM147 117V118H148ZM153 115L151 116V120H150V118H148V119H146V120H144L148 125H149V127L151 126V122H152V120H153ZM157 117V116H156ZM168 117V116H167ZM173 117V118H174ZM191 116H189V118H190ZM194 117L195 116H193L192 118H190V119H194ZM204 117V116H203ZM206 117V116H205ZM230 117V116H229ZM239 117V118H240ZM243 117V116H242ZM241 117V118H242ZM247 117V116H246ZM115 118V117H114ZM123 118H122V115H121V118L119 117L118 118V122H119V124H120V121H121V119L123 120ZM158 118V117H157ZM176 118V117H175ZM178 118V117H177ZM176 118V119H177ZM179 118H182V116L181 117H179ZM213 118V117H212ZM236 118H237V120H238V116H236ZM244 118V120H245V117H243ZM262 119V120H260V119ZM12 119V118H11ZM132 119H134V118H132ZM138 119V118H137ZM136 119V120H137ZM142 118H140L139 120H141ZM167 119V118H166ZM168 119H169V117H168ZM187 118H185V120H186ZM201 119V118H200ZM199 119V120H200ZM215 119V118H214ZM249 118H246V120H248ZM260 121H259V120ZM124 120V122L126 123V121ZM173 120V119H172ZM198 120V119H197ZM217 120V119H216ZM239 120H241V119H239ZM243 120V119H242ZM244 120H243V122H244ZM47 121V122H46ZM107 121V120H106ZM111 121V120H110ZM109 121V122H110ZM115 120H113V122H114ZM128 121V120H127ZM132 121H135V119L134 120H132ZM169 121V120H168ZM179 121H181V120H179ZM178 121V122H179ZM188 121V120H187ZM193 121H196V120H193ZM201 121H204L203 119H201ZM201 121L199 122L198 121V123H201ZM206 121H208L209 122V120L208 119H206L205 120V125H207V123H206ZM219 121H221V123H222V121H224V120H222V119H219ZM226 121H228V120H226ZM226 121L225 122H223V124H225L226 123ZM18 122V123H19ZM24 122H22V123H24ZM90 122V121H89ZM118 122H117V124H118ZM123 122V121H122ZM140 122H142V125L145 123H143V121H140ZM164 122H165V120H164ZM163 122V123H164ZM166 122H167V120H166ZM189 122V121H188ZM230 122V121H229ZM233 122V121H232ZM237 122V121H236ZM1 123V122H0ZM5 123V122H4ZM24 123V124H25ZM67 123V122H66ZM71 123H74V121L73 122H71ZM129 123V122H128ZM127 123V124H128ZM134 123V122H133ZM145 123V124H146ZM159 123H160V125H162L161 124V122L159 121ZM169 123V122H168ZM174 123V122H173ZM184 123V125H185V122H182V123H180V126H182V124ZM196 123H197V121H196ZM197 123V124H198ZM210 124H211V121L209 122ZM209 123H208V125H209ZM245 124H246V122H244ZM256 123V124H255ZM262 123V124H261ZM50 124V123H49ZM61 124V123H60ZM96 124H98V125H96ZM107 124H109V123H107ZM112 124V122H110V125ZM124 124V123H123ZM122 123H121V128H123V125ZM130 124V123H129ZM127 125V126H129L130 127V129H132L133 127L132 126H130V125ZM138 124H140V123H138ZM176 124V123H175ZM178 124L179 123H177V127H179L178 126ZM195 124V123H194ZM204 124H202V125H204ZM228 124V123H227ZM235 124V123H234ZM234 124H233V126H234ZM54 125V124H53ZM68 125V124H67ZM69 125H71V124H69ZM72 125H75V123L74 124H72ZM71 125V126H72ZM77 125V124H76ZM75 125V126H76ZM82 125V124H81ZM80 125V126H81ZM110 125H107L108 127L110 126ZM113 125H114V123H113ZM112 125V126H113ZM132 125H134V124H132ZM142 125H141V129L139 128V130H143L144 129V127H142ZM148 125H147V127H148ZM159 124H158V126H160ZM187 125H188V127H187V129H190V127H189V124L187 123ZM186 125V126H187ZM191 125H193V124H191ZM207 125V126H208ZM230 125H231V123H230ZM26 126V127H27ZM40 126H42V125H40ZM47 126V125H46ZM70 126V127H71ZM73 127V128H70V129H77V127ZM78 126V125H77ZM84 125H82L81 126V133H78L79 131V129L78 130H76V132L78 133V135L80 134V137L79 136H77V138L79 137L80 138V140L82 139L81 138V134H83L82 132V128H84L83 127ZM93 126V124H92V128H96V127H94ZM104 126V127H105ZM107 126L105 127V129H102V128H100L99 130H101L98 134H95L96 136H98L97 137V141L96 142H98V143H100V144H104V143H106L108 140H107V138H108V136H110V135H108V132H107ZM126 126V124L124 125V127L125 128H127L128 129V127ZM140 126V125H139ZM163 126V125H162ZM226 126V125H225ZM224 126V127H225ZM238 126V125H237ZM2 127V126H1ZM25 127V128H26ZM43 127V126H42ZM65 127V126H64ZM64 127H62L61 128V131H62V129L64 128ZM79 127V126H78ZM88 127H89V125H88ZM119 127L120 126H118V128H117V125H116V128H117V133L119 134V130L121 129H119ZM132 127V128H131ZM135 127H136V123H135ZM161 127V126H160ZM167 127V126H166ZM175 127V129L173 130V131H176V125L174 126ZM193 127L194 126H192V129H193ZM206 127V126H205ZM211 127H212V125H211ZM204 128L202 131H201V128H200V130H199V132H196L197 134H198V138H199V140H198V142L200 143V144H210L209 145V147L211 148V147H213L212 149L213 150H215V151H218V150H220V149H225V148H231V147H233L234 146V144H235V142L237 141V139L239 140V138H241L242 139V137H241V133L237 136V133H235V132H233L230 128H223V127H221V128H219V126H218V124H217V128ZM213 127H214V125H213ZM28 128V129H29ZM57 128H58V126H57ZM57 128H55V130L57 129ZM66 128V127H65ZM64 128V129H65ZM90 128V127H89ZM110 128V127H109ZM115 128V129H116ZM143 128V129H142ZM158 129L157 130H159V127H157ZM162 128L163 129H165L164 127H161V130H162ZM171 128V127H170ZM195 127H194V129H196ZM234 128H236V125L234 126ZM238 128V127H237ZM1 129V128H0ZM2 129H3V127H2ZM40 129V128H39ZM38 129V130H39ZM59 129V128H58ZM69 129V131H68V128H67V132H69L68 134L70 135V136H72L71 134H70V132H72L71 130ZM98 129V128H97ZM113 129V128H112ZM114 129V130H115ZM138 129V128H137ZM153 129V128H152ZM167 129V128H166ZM177 129H179V132H181V128L179 127V128H177ZM184 129H185V126H184ZM187 129H185L186 131H188ZM261 129V128H260ZM60 130V129H59ZM109 130V129H108ZM114 130H113V132H114ZM125 130V129H124ZM133 130V129H132ZM145 131H147V129L145 128L144 129ZM149 130L151 131V133H152V130H151V128H149ZM161 130L159 131L160 133H161ZM168 130L169 129H167V132H168ZM182 130H183V126H182ZM235 130V129H234ZM239 130V129H238ZM15 131V130H14ZM29 131H27V132H29ZM45 131V130H44ZM122 131V136H124V131L123 130H121ZM138 131V130H137ZM190 131V130H189ZM197 131V130H196ZM261 131H262V133H264V130H260V134H261ZM2 132V134L4 133L3 131H1ZM43 132V131H42ZM50 132V131H49ZM60 132V131H59ZM59 132H57V133H59ZM67 132L65 133V136H66V134H67ZM76 132H73V134L74 133H76ZM95 132H97V131H95ZM130 133H132L131 131H129ZM138 132H141V131H138ZM157 132V131H156ZM157 133V135L158 134H160V133ZM170 132V131H169ZM202 132V133H201ZM240 132V131H239ZM37 133V131L34 133V134H36ZM45 133H48L47 131L45 132ZM44 133V134H45ZM64 133H63V131H62V134L64 135ZM86 133L87 132H85V135H86ZM116 133V134H117ZM142 133V132H141ZM140 133V134H141ZM145 133V132H144ZM154 133V132H153ZM192 133H193V131H192ZM200 133V134H199ZM6 134V133H5ZM12 134V133H11ZM18 134H20V133H18ZM32 134V133H31ZM39 134V133H38ZM53 134V133H52ZM54 134H56V133H54ZM94 134V133H93ZM110 134V133H109ZM129 134V133H128ZM128 134H126V135H128ZM132 134H134V133H132ZM138 134V133H137ZM139 134V135H140ZM148 134V133H147ZM166 131H165V134L163 133V135L164 136H160L161 137V139H160V141H158L157 143H156V146H155V142H151V143H154L153 145H152V147H154L155 146V149H156V151H157V153H156V155H159V156H161V157H163V159H168L167 160V162H165V161H161V159H160V161L162 162V165H163V162H165V164L163 165V166H160V162H159V159H158V164L157 163H155L154 161H152L153 163L151 164V167H150V169H148L149 167H148V163H147V159H145V157H143L145 160H142V161H144L143 163H147V171H146V173H143V175L141 176V173L140 172H135L134 170L136 169L135 167H133V165L132 166H130L129 167V169L131 168V170H132V172L133 173H135L136 175L137 174H139L138 176H139V182H137L138 180L136 179V185H137V187L138 188H131V189H133V191L134 190H136L137 191V193L136 192H133V194H135V195H133V194H131V195H129L128 193H132V191H131V189L130 190H128L130 187H131V185H133V184H135L134 183V178L136 177L135 175H133L134 177H132L133 178V184L131 183V184H129L130 183V181H132V179H130L131 177L130 176H127L128 178V181H129V188L127 189V191H130V192H128V193H126L127 191L125 190V188H124V190H125V192L124 193H126V195L128 194L129 196H132L131 198L129 197L128 199H126V198H124L123 197V201H124V199H126L124 202H121V206L120 205H118L117 207H118V210H120V208H122V210L123 211H125V212H121V214L123 215H121L120 214V212L118 213V214H120L121 216H122V218H121V216L120 215H118V214H116V216H120L118 219H116V220H114V215H111V214H113L115 211H117V209H116V206L114 205V211L112 210V213H110V215H108L109 213L108 212H110L111 210L110 209H112V208H107L106 210H107V212L104 210V209H102V212H103V214H104V216H106V214L110 217V216H113L112 217V221H111V223H109V219H107L106 217H105V220H103V221H105V224L104 223H102L101 224V228L103 227V229L104 230H99L100 229V227L99 226H97V225H100L99 223L98 224H96V226L98 227V230L96 229L97 227H95V233H97V235L98 234H100V232H105V230H108V229H106L109 225V227H111V224L112 223H115V224H113V225H115V226H112V228H115L116 230L114 231V229H113V231H112V229H110V230H108V231H106V232H108L109 233V235L110 236H106V235H104L105 233L103 232V235L102 236H105V237H108L109 238V241L111 242V243H108L109 241H108V238H107V240H106V242L104 243L103 242V244H105L104 246H105V248L107 247V245L108 244H112V242L113 241H115L113 244L114 245H116V247L118 248V249H120V250H118L117 252H113V251H111V250H109L108 249V247L106 248V249H108L109 251H108V253L111 255V263H113L112 262V260L113 261H117V255L120 253L119 251H124L125 249V253H127V250L129 249V248H131V247H129L128 246V243L130 244L131 243V241H132V243L130 244L131 246H132V244H134L133 243V241L136 243L138 240H133V239H130L131 237H136V235H138L136 238L137 239H139L140 237H142V235L143 234H145L144 232L142 233V232H140V231H142L144 228H142L141 226H140V228H142V230L139 228V226H138V223L139 222H141V219L142 218H146L148 215H149V213L151 212V211H153V209L150 211V209L153 207V206H155V204H156V202L154 201V200H156L155 198H154V196L152 195V190H154V189H157V190H159V189H161L162 190V186H160V183H161V181L163 182V179L165 178L164 176H161V177H164L162 180L160 179L161 177H159L158 175H160V174H162V172L161 171H163V173H164V170L165 169H163V167L164 166H166V169H167V166L169 165V162H170V164H172L171 162H172V160L173 161H176V159H181V158H184V157H188V154H189V152H191V149L192 148H189L190 147V145H189V147L187 148V147H177V145H176V147H172L173 145H172V143H169V144H171V145H169L168 144V141H167V139H169V137H170V135H169V137H167L166 136ZM170 134V133H169ZM175 134V133H174ZM179 134V133H178ZM185 134V133H184ZM187 134V133H186ZM185 134V135H186ZM243 134V133H242ZM22 135V134H21ZM30 135V134H29ZM37 135V134H36ZM47 135V134H46ZM46 135H44V136H46ZM60 136H61V133L59 134ZM95 135H94V137H95ZM121 134H119V136H120ZM130 135V134H129ZM129 135L127 136V137H129ZM138 135V136H139ZM143 135V134H142ZM156 135V137H153V139L155 138H158V136ZM171 135H172V132H171ZM180 135L182 136V134L180 133ZM184 135V136H185ZM194 135H195V130H194ZM259 135V134H258ZM15 136V135H14ZM26 136V135H25ZM34 136V135H33ZM41 136V134L39 135V138L38 139H41L42 138V136ZM59 136V137H60ZM64 136V137H65ZM87 136V135H86ZM86 136H84L83 135V138H85ZM89 136V135H88ZM111 136H113V133H112V135ZM118 135H117V137H119ZM122 136H120L121 137V139H124V137L122 138ZM135 136H136V134H135ZM135 136H134V142H136L135 141ZM152 136H154V134H152ZM187 136H188V138H189V140H190V138H192L193 137V135H192V137H191V134L189 133V135L187 134ZM196 136V135H195ZM239 137V138H237V137ZM247 135H245V137H246ZM261 136H262V134H261ZM12 137V136H11ZM47 137V136H46ZM49 137V136H48ZM53 138L55 137V139H56V141H57V139L59 138L58 136H57V138H56V135L54 136H52ZM63 137V138H64ZM67 137H69L68 135H67ZM147 137V136H146ZM172 137V136H171ZM170 137V138H171ZM257 137V136H256ZM14 138V137H13ZM21 138V137H20ZM25 138V137H24ZM26 138H27V136H26ZM35 138H37V137H35ZM44 138V137H43ZM66 138V137H65ZM77 139L75 136L73 137L72 136V138L71 139ZM87 138V137H86ZM113 137H111V139H112ZM116 138V137H115ZM173 138V137H172ZM188 138H187V141H188ZM196 138V137H195ZM194 138V139H195ZM255 138V137H254ZM259 138H260V136H259ZM10 140L12 139V138H9ZM54 139V140H55ZM70 139V138H69ZM74 139V140H75ZM109 139V141L111 140L110 138H108ZM126 139V138H125ZM124 139V140H125ZM142 139V138H141ZM144 139V138H143ZM159 139V138H158ZM176 139H177V137H176ZM194 139H192V141L194 140ZM251 139H253V138H251ZM43 140V139H42ZM45 140H46V138H45ZM59 140V142H60V138L58 139ZM79 140V139H78ZM85 140V139H84ZM90 140V139H89ZM116 140H117V138H116ZM115 140V141H116ZM123 140V141H124ZM133 143V145H134V142H133V139H131V137H129V139H128V142L129 143H127L128 145L130 144H132V143H130V141ZM173 140H175L174 138H173ZM260 140V139H259ZM261 140H262V142H264V140L261 138ZM5 141H7V140H5ZM9 141V140H8ZM13 141V140H12ZM11 141V142H12ZM28 141V140H27ZM26 141V142H27ZM32 141V140H31ZM39 141V140H38ZM48 141H49V139H48ZM52 141V140H51ZM70 141L71 140H69V143H67L68 141H67V138H66V141H65V139H64V141L62 142V144L64 143V142H66V143H64V144H70ZM115 141H114V143L113 144H115L114 146H116V143H115ZM120 141V140H119ZM144 141V140H143ZM147 140H145V142H146ZM155 141V140H154ZM166 141H167V143H166ZM171 142H173L172 140H170ZM244 139L241 141V144H243V145H241L240 144V140L239 141H237V142H239V144L242 146V148L243 147H245L244 146ZM245 141H247L246 139H245ZM251 141H253V140H251ZM30 142V141H29ZM58 142V141H57ZM58 142V143H59ZM72 142V141H71ZM74 142H76V141H74ZM94 142H95V140H94ZM96 142H95V145H98V143L96 144ZM126 142V141H125ZM139 142V141H138ZM150 142V141H149ZM18 143V142H17ZM23 143V142H22ZM45 143H47L46 141H45ZM78 143V142H77ZM77 143H75L76 145L74 146L75 148L74 149H76V146H80V142L78 143V145H77ZM86 143H89V141L88 142H86ZM143 143V142H142ZM174 143V142H173ZM247 143H249L250 144V142L248 141ZM256 142H254V148L253 149H250L248 146H246V147H248L249 149H248V152L246 153V154H244L240 159L237 157L238 155L236 154V157L237 158H235L236 160H238L237 162H236V160L235 159H232L233 157H234V155L235 154H233V156H232V162H233V165L231 164V166L230 167H226V165H225V169H226V171H224V172H222V173H219L220 172V170H222L223 169V167H219V172L218 173H216V171L215 172H211V170H209V163H210V159H209V157H205V158H207V159H203V161L202 162H195L194 161V163H190L189 165L187 164V167L186 166H184V169H182V168H180L179 167V164H178V168H180V169H182V173H184V174H180V175H186V177H187V183L189 184L188 186H190V184H192V187L190 186V188H189V191H188V187L186 188L187 190L186 191H188L187 192V194H186V192L183 190H180L179 188V190L182 192V193H184V195L182 196L181 195V192H180V195L183 197L182 198V201H181V204L183 205V209H184V211H185V209L187 208V206H188V203L192 200V199H198V198H196V196L198 195V193H200V192H203V193H205L204 194V196H209V197H207L206 199H208V198H210V195L211 196H213V198H215L216 197V200L217 201H220L221 203H225V204H227L226 202H227V199H226V201L224 200V198H227V197H225L224 196V192L222 191V190H224L225 192L226 191H228V190H230V191H232V194H230L229 196L230 197H232V198H235V200H234V202L236 201V202H238V204L240 203L241 205H242V208H245V207H248V205H249V207H250V204H251V202L252 201H255V200H262V202L264 201V174H262L261 172H260V169H261V167L264 169V144L262 145V146H260V145H258V147H256V145L257 144H255ZM26 144V143H25ZM50 144V143H49ZM54 144H56L55 142H54ZM73 144V143H72ZM85 144V143H84ZM99 144V145H100ZM107 144V143H106ZM125 143H123L122 145H124ZM127 144H125V145H127ZM144 144V143H143ZM146 144V143H145ZM195 144L196 143H194V146H195ZM252 144V143H251ZM259 144H261V141H260V143ZM22 145V144H21ZM30 145V144H29ZM29 145L26 147V148H28L29 147ZM36 145V144H35ZM51 145V144H50ZM53 145V144H52ZM57 145V144H56ZM71 145V144H70ZM69 145V146H70ZM74 145V144H73ZM86 145L87 144H85L84 145V148L86 147ZM98 145V146H99ZM121 145V144H120ZM119 145V146H120ZM128 145H127V148H128ZM136 145V144H135ZM138 145H140V144H138ZM185 145H187L186 144V142H185ZM201 145V146H202ZM205 145V146H206ZM240 145H239V147H240ZM10 146V145H9ZM9 146H7V147H9ZM15 146V145H14ZM67 146V145H66ZM72 146V145H71ZM82 147H83V145H81ZM79 147V150H77V151H79V152H81L82 150V147ZM94 146V145H93ZM113 146V147H114ZM199 146V145H198ZM228 146V147H227ZM251 147H252V145H250ZM60 148H61V146H59ZM90 147V146H89ZM107 148H108V146H106ZM112 147V148H113ZM130 147V146H129ZM137 147V146H136ZM144 147V146H143ZM146 147V146H145ZM144 147V148H145ZM195 147H197V146H195ZM208 146L206 147V149L207 148H209ZM245 147V148H246ZM17 148V147H16ZM24 148V147H23ZM25 148V149H26ZM33 148V147H32ZM56 148V147H55ZM68 148V150H71V149H69V147H67ZM71 148V147H70ZM73 148V147H72ZM83 148V149H84ZM91 148V147H90ZM116 148V147H115ZM120 148V154H121V150H122V146L121 147H118L117 149H119ZM125 148V147H124ZM123 148V149H124ZM148 149L149 148H151V146L150 147H147ZM146 148V149H147ZM201 148V147H200ZM209 148V149H210ZM14 149V148H13ZM24 149V150H25ZM29 150H30V148H28ZM34 149V148H33ZM33 149H31V150H33ZM54 149V148H53ZM58 148H56V149H54L51 153H52V155H48V153L51 151H49L47 154H45L46 156L45 157H43L44 159L47 157V155L49 156V159H51L50 158V156H52V158L54 159V162H51V160H48V158H47V161L49 162V164L48 165H51V170H52V165H53V163H54V166L56 165L57 167L56 168H60V169H65L66 171H67V176H68V178H69V181H67L68 182V186H66L67 188L69 187L70 189H72L73 188V192L76 194V196H74V194H72L73 192H71L70 193V195L72 194L74 197H76V199L74 198V202H73V204H78L79 203V205H80V210H81V216L80 215H78L77 214V217L79 218V216L80 217H85L84 219L86 220L85 222H87V219L86 218H88V220H89V217H86V215L89 213L88 212V210L87 209H89V208H85V202H83L84 201V199H83V197H85L84 195H85V191L86 190H84L82 187H81V185H80V181H78V179L79 178H77V181L76 180H74V175L76 174V173H74V167H76V166H74V164L75 165H77V163L78 162H76V161H78L80 158H79V156L77 157L76 156V151H75V153H73L74 151L72 150V154H75V157H77V158H79V159H77V160H75V158H72L74 155H72L71 157L66 153H64L65 152V149H64V151L62 152V151H60V149H58ZM61 149H63V148H61ZM94 149H95V147H94ZM137 149V148H136ZM145 149V150H146ZM154 149V148H153ZM10 150V149H9ZM18 150V149H17ZM21 150V149H20ZM19 150V151H20ZM85 150H86V148H85ZM85 150H83V152L85 151ZM98 151L97 152H95V154H96V156L98 157V158H96V160L97 159H99V160H97V161H99V162H97V164H98V166H100L101 168L100 169H102V172H100L101 174H100V176H99V178H97V180L98 179H101L100 181H101V189H103V187H105L104 185H103V183H104V180H105V177L107 176V169H108V171H110L111 170V172L112 173H114L115 174V172H117L118 170V168L117 167H119V163L121 162L122 163V161H123V159H125V161H123V162H125L126 164L128 163V162H126L127 160H130L129 158H131L132 156H129V155H131V153L133 152L132 151V148H131V150H130V148L127 150V149H125V151H128V153L126 152V154L124 153V155L123 156H125V158H123L122 160H118L117 159V161H119V163L117 162V164L115 163L114 165H116V167L114 166L113 168H117L116 170L117 171H115V172H113L112 170L113 169H111V167L113 166L112 165V163H111V167H110V163H109V161H110V155H111V158H112V155L114 156L111 160H115V156L117 155V150L116 149H109V150H105L104 148H103V146H101V150H100V148L99 149H97ZM150 150V149H149ZM149 150H147L148 152H149ZM196 150V149H195ZM208 150V149H207ZM206 150V151H207ZM227 150V149H226ZM231 150V149H230ZM230 150L228 149L227 151H229L230 152ZM244 150V149H243ZM18 151V153H19V156H21L22 158H23V155L21 154V153H23L24 151H20L19 152ZM46 151V150H45ZM86 151H88V150H86ZM96 151V150H95ZM141 151H142V149H141ZM152 149H151V151H150V155H151V153H152ZM197 152H198V150H196ZM204 150H202V152H203ZM222 151V150H221ZM238 151H241V150H238ZM9 152V151H8ZM16 152V151H15ZM27 152H28V150H27ZM31 152V151H30ZM43 152H44V150H43ZM89 152V151H88ZM88 152L86 153V154H88ZM123 152H124V150H123ZM122 152V153H123ZM144 152V151H143ZM147 152V153H148ZM236 151L234 150V153H235ZM13 153V152H12ZM17 153V154H18ZM32 153V152H31ZM69 153H71L70 151H69ZM98 153V154H97ZM134 153V152H133ZM139 153H141V152H138L137 153V156H138V154ZM145 154H146V156H147V158L149 159V157H151L150 155L148 156V154L146 153V152H144ZM205 153V152H204ZM208 153V152H207ZM233 153V151L231 152V154ZM236 153H238V152H236ZM242 153V152H241ZM241 153H239V154H241ZM255 153L256 154H258L259 155V157L257 158L256 156H255ZM25 154H26V151H25ZM33 154L34 153H32V155L28 152L27 153V160L29 159V161H27L26 159H24L23 161H25L26 163H24V165L25 164H27V162H28V164L27 165H25V166H23V165H21L20 167L22 168V169H20V180H22V179H25V178H27L28 177V179L30 178L29 176H32L33 175V173H34V171L37 173V171H36V168H35V166L36 165H34V161L33 160H36L37 158H38V156L37 155H39V153L37 154V155H35V156H37V158L36 159H34L35 157L33 156ZM44 154V153H43ZM85 154V153H84ZM92 154H93V151H92ZM92 154H90V156L92 155ZM94 154V155H95ZM127 154H129L128 155V159H126V156H127ZM144 154V155H145ZM154 154V153H153ZM172 155V156H168V155ZM210 154V153H209ZM209 154H206V155H209ZM227 154H228V152H227ZM230 154V153H229ZM5 155H7V154H5ZM81 155H83V154H81ZM80 155V156H81ZM107 155H108V157H107ZM140 155V154H139ZM155 155V154H154ZM198 155H199V152H198ZM202 155V154H201ZM216 155V154H215ZM14 156H16V154H14ZM32 156L34 157V158H32ZM40 156H42V155H40ZM85 156V155H84ZM83 156V157H84ZM87 156V155H86ZM119 156H121V155H119ZM119 156H117V158L119 157ZM164 156H168V158L166 157H164ZM190 156V155H189ZM205 156V155H204ZM217 156H220V155H216V157ZM229 157H230V155H228ZM18 157V156H17ZM82 157V158H83ZM122 157V156H121ZM158 157V156H157ZM157 157H155V159L157 158ZM174 157H176V159L174 158ZM194 157H195V155H194ZM12 158V157H11ZM20 158V157H19ZM21 158V159H22ZM42 157H40L39 159H41ZM87 158H88V156H87ZM86 157L85 158H83V159H87ZM93 159H95V157H92ZM172 160H171V159ZM44 159H42V160H44ZM52 159V160H53ZM82 159V160H83ZM138 159V158H137ZM188 159H189V157H188ZM195 159V158H194ZM216 159H218V158H216ZM224 158H221L220 160H221V162H222V160H223ZM10 160H12V159H10ZM14 160V159H13ZM11 161V162H14V161ZM81 160V159H80ZM82 160H81V163H82V166L84 165L83 163L85 162V160L82 162ZM134 160H136L135 158H134ZM152 160H154L153 158H152ZM193 160V159H192ZM201 160V159H200ZM219 159L216 161L218 164H220V161ZM225 160V159H224ZM227 160V159H226ZM230 160V159H229ZM5 161H6V159H5ZM47 161L45 160V163L47 164ZM88 161V160H87ZM86 161V162H87ZM93 161H95V160H93ZM116 161V160H115ZM141 161V162H142ZM149 161H151L150 159H149ZM157 161V160H156ZM180 161H182V160H180ZM184 161V160H183ZM213 161V160H212ZM215 161V160H214ZM235 161V162H234ZM4 162V161H3ZM9 163H10V161H8ZM16 162V161H15ZM19 162V161H18ZM36 162V161H35ZM44 162V161H43ZM52 164H51V163ZM85 162V163H86ZM91 162V161H90ZM135 162V161H134ZM225 162V161H224ZM223 162V163H224ZM22 163V162H21ZM37 163H39L40 164V162L38 161ZM45 163H43V164H45ZM88 163H89V161H88ZM87 163V164H88ZM93 163V162H92ZM146 163H145V165H146ZM155 163V164H154ZM173 163H175V162H173ZM176 163H178V160L176 161ZM176 163H175V165H176ZM184 163V162H183ZM226 163H228L227 161H226ZM229 163H230V161H229ZM6 164H7V162H6ZM11 165H13L12 163H10ZM9 164V165H10ZM16 164V163H15ZM79 164V163H78ZM97 164H96V166H97ZM129 165H131V163H128ZM181 164V163H180ZM222 164V163H221ZM225 164V163H224ZM81 165V164H80ZM79 165V168H80V170H81V166ZM93 165V164H92ZM108 166L107 168L105 167V166ZM125 164H121V167L122 166H124ZM144 165V166H145ZM183 165H185V163L183 164ZM37 166H41V164L40 165H38L37 164ZM44 165H42V167H43ZM46 166V165H45ZM44 166V167H45ZM86 166V165H85ZM90 166V165H89ZM97 166V167H98ZM143 166V165H142ZM170 166V165H169ZM173 166H174V164H173ZM173 166H170V168L171 167H173ZM214 166H216V165H214ZM11 169H12V167L11 166H9ZM15 167V169L17 168L16 167V165L14 166ZM38 167V169H40ZM43 167V168H44ZM49 167V166H48ZM133 167V168H132ZM6 168V167H5ZM42 168V169H43ZM46 168V167H45ZM45 168H44V170H45ZM90 168V167H89ZM103 168H105V170H103ZM135 168V169H134ZM143 168H145V167H143ZM170 168H168V169H170ZM173 168H175L174 169V171H176V166H174ZM3 169H4V167H3ZM17 169H19V168H17ZM16 169V170H17ZM35 169V170H34ZM41 169V170H42ZM50 169V168H49ZM91 169H93V167H91ZM128 169V170H129ZM134 169V170H133ZM138 169V168H137ZM136 169V170H137ZM167 169V170H168ZM224 169V170H225ZM10 170V169H9ZM16 170L15 171H13V173L15 172V174L17 175V173H16ZM41 170H39L38 172L40 173V171ZM47 170H48V168H47ZM57 170V169H56ZM59 170V169H58ZM79 170V169H78ZM77 169L75 170V171H78ZM93 170H96L97 171V168L96 169H93ZM93 170L91 171V172H93ZM119 170H121V169H119ZM127 170V169H126ZM125 170V171H126ZM143 170V169H142ZM43 171V170H42ZM49 171V170H48ZM48 171H46V172H48ZM53 171V170H52ZM62 171V170H61ZM65 171V172H66ZM84 171V170H83ZM83 171L81 172V173H83ZM86 171V170H85ZM87 171H89V170H87ZM99 171V170H98ZM130 171V170H129ZM138 171V170H137ZM140 171V170H139ZM174 171H172L174 174L176 173V172H174ZM49 172H51V171H49ZM58 172V171H57ZM63 172V171H62ZM120 172V171H119ZM123 172V171H122ZM126 172H128V171H126ZM158 172H161L160 174L158 173ZM171 172V174H173ZM45 173V172H44ZM64 173V172H63ZM80 173V174H81ZM96 172H94V174H95ZM128 173H130V172H128ZM167 171H165V176L167 175ZM170 173V172H169ZM14 174V175H15ZM46 174V173H45ZM44 174V175H45ZM60 174H61V172H60ZM60 174H59V176H60ZM110 174V172H108V175ZM122 174H124V173H122ZM170 174V175H171ZM174 174L173 175H171L172 177L171 178H173V179H176L175 177H173L174 176ZM238 174H241L243 177L242 178H240V179H238V180H235L233 177L234 176H236V175H238ZM34 175H35V173H34ZM33 175V176H34ZM41 175V174H40ZM39 175V176H40ZM52 175V174H51ZM62 176L60 177V179L62 180V178H63V180H64V175L63 174H61ZM77 175V174H76ZM83 175V174H82ZM89 175V174H88ZM96 175V174H95ZM127 175V174H126ZM129 175V174H128ZM131 175H132V173H131ZM158 177V181L160 182L159 184H158V182H157V180L155 181V178L154 177H156V176ZM164 175V174H163ZM169 175V174H168ZM169 175V176H170ZM176 175V174H175ZM178 176H176V177H179L180 175H179V173L177 174ZM6 176V175H5ZM8 176V175H7ZM42 176V175H41ZM57 176V178H58V175H56ZM91 176V175H90ZM93 176V175H92ZM141 176V177H140ZM240 176V175H239ZM35 177V176H34ZM33 177V179H35ZM38 177V176H37ZM44 177V176H43ZM65 177H66V174H65ZM77 177V176H76ZM83 177V176H82ZM88 177V176H87ZM93 177H95V176H93ZM97 177V176H96ZM110 177H112L111 179L113 180V182H114V180H115V177H116V174H115V177H114V175L113 176H110ZM109 177V178H110ZM124 177H125V174H124ZM185 177V176H184ZM8 178H9V176H8ZM39 178V177H38ZM42 178V177H41ZM41 178L39 179V180H41ZM44 178H46V177H44ZM47 178H49V177H47ZM52 178V177H51ZM57 178H54V182H56V179ZM67 178V177H66ZM67 178V179H68ZM85 178V177H84ZM91 178V177H90ZM89 178V179H90ZM137 178V177H136ZM181 178V177H180ZM179 178V181L180 180H182V179H184L183 177H182V179H180ZM239 178V177H238ZM14 179H15V176H14ZM31 179H32V177H31ZM60 179H59V181H60ZM76 179V178H75ZM83 179V178H82ZM88 179V178H87ZM118 179V178H117ZM120 179H122L121 177H120ZM161 181H160V180ZM169 179H170V177H169ZM178 179V178H177ZM174 180V181H178V180ZM37 181L36 183L37 184H39L38 182H40V181ZM49 180V179H48ZM51 180V179H50ZM50 180L49 181H46L45 183H48V182H50ZM96 179H95V182L97 181ZM111 180V181H112ZM125 180H126V177H125ZM166 181L165 182H167V179H165ZM16 181V180H15ZM29 182H30V180H28ZM32 181V180H31ZM59 181H58V179H57V183H51V184H53L54 185V189H53V186H52V189H53V191H54V193H56L59 189H61L60 187L59 188H57V186L59 185L60 186V184L61 183H63V181H61V183H59ZM65 181V180H64ZM65 181V182H66ZM100 181L98 180V182H96L98 185H96V183H95V185L96 186H100ZM107 181V178H106V180H105V182ZM110 181V182H111ZM120 181H122V180H120ZM127 180H126V182H128ZM170 182H171V179L169 180ZM168 181V184L170 183ZM174 181H172V183L174 182ZM183 181H185V180H183ZM4 182H6V181H3V184H4ZM25 182V181H24ZM33 182V181H32ZM30 183V185L31 184H33V183ZM51 182H53V180L51 181ZM89 182V181H88ZM155 182H157V184L155 183ZM16 183H17V181H16ZM45 183H44V185H45ZM108 183H109V181H108ZM112 183V182H111ZM117 183H119V181H117ZM122 183H123V181H122ZM138 183V184H137ZM140 183V184H139ZM171 183V184H172ZM182 183V182H181ZM181 183H179V184H176V186L177 187H179V185H183V183L181 184ZM9 184H10V182H9ZM22 184H25V183H22ZM48 184H50V183H48ZM58 184V185H57ZM90 184V183H89ZM113 184V183H112ZM112 184H110V185H112ZM127 184V185H128ZM167 184V183H166ZM171 184H169V185H171ZM186 184V183H185ZM185 184H184V186H185ZM5 185V184H4ZM11 185V184H10ZM19 185H20V183H19ZM40 185H42V183L40 184ZM40 185H37V187L39 188V186ZM55 185H56V189H57V191L55 190ZM64 185H66V184H64ZM106 185H107V183H106ZM140 185V186H139ZM165 185V184H164ZM163 185V186H164ZM175 185V184H174ZM1 186H2V183H1ZM21 186V185H20ZM20 186H18V187H20ZM29 185H27V187H28ZM43 186V185H42ZM45 186H47V185H45ZM45 186H43L42 188H44ZM48 186H50V185H48ZM51 186L50 187H45L44 189H46V188H49L48 189V192H49V190L51 189ZM61 186H63L62 184H61ZM83 186V185H82ZM93 186V183L91 184V186L90 187H92ZM108 186H109V184H108ZM135 186V185H134ZM171 186H173V185H171ZM183 186V187H184ZM14 187H16L15 185H14ZM13 187V188H14ZM17 187V188H18ZM22 187V186H21ZM20 187V188H21ZM37 187H35V189L37 188ZM84 187H86V188H89L88 187V185H86V186H84ZM119 187V186H118ZM124 187H126V185L124 186ZM133 187V186H132ZM162 187V188H161ZM169 186L168 185H166V187H165V189L164 190H166V191H168V189H166V188H168ZM175 187V186H174ZM177 187L175 188V190H177ZM181 187V186H180ZM11 188V187H10ZM25 188H26V186H25ZM29 188V187H28ZM41 188V187H40ZM64 188V187H63ZM63 188H62V190H63ZM66 188V189H67ZM96 189H97V187H95ZM109 188V187H108ZM114 188H117V186L116 187H114ZM119 188H121V187H119ZM119 188H117L116 190H114V192H113V196H114V193H116V191L117 192H119L118 190H119ZM6 189V188H5ZM4 189V190H5ZM24 189V188H23ZM22 189V190H23ZM91 189V188H90ZM106 189V188H105ZM173 190H174V188H172ZM183 189V188H182ZM184 189H185V187H184ZM235 189V190H234ZM8 190V189H7ZM11 190V189H10ZM15 190H17L16 188H15ZM21 190V189H20ZM26 190H27V188H26ZM33 190V189H32ZM37 190V189H36ZM40 190V189H39ZM37 191V193L38 192H40V191ZM68 190V189H67ZM67 190H65V192L67 191ZM92 190V189H91ZM123 190V189H122ZM121 190V191H122ZM173 190H170V188H169V191L170 192H172ZM9 191V190H8ZM8 191H6L5 190V192H8ZM11 191H13V190H11ZM45 191H47V189L45 190ZM56 191V192H55ZM93 191V190H92ZM95 191V190H94ZM103 191H104V189H103ZM110 191V190H109ZM18 192V190L16 191V193ZM20 192H23V191H20ZM32 192V191H31ZM51 192H52V190H51ZM50 192V194H53V192L51 193ZM64 192V195H66V193ZM67 192H69V191H67ZM88 192H89V190H88ZM88 192H87V194H88ZM96 192V191H95ZM97 192L100 194V190H99V188L97 189ZM105 192V191H104ZM162 192V191H161ZM161 192H159L160 193V195H162L161 194ZM164 192V191H163ZM222 192H223V194H222ZM229 192V191H228ZM25 193H27V191L25 192ZM44 193V192H43ZM42 193V194H43ZM59 193H60V191H59ZM59 193H57V194H59ZM62 191H61V193H60V195H61V197H62ZM121 193V192H120ZM123 193V192H122ZM158 193V192H157ZM166 193V192H165ZM178 193V191L177 192H175V193H173V194H176V195H178L177 194ZM202 193V194H203ZM230 193V192H229ZM68 194V193H67ZM91 195L93 194V192L92 193H90ZM94 194H96V193H94ZM94 194H93V196H94ZM104 194H106V193H104ZM110 194H111V192H110ZM18 196H19V194H17ZM23 195H24V193H23ZM27 195V197H28V193L26 194ZM35 194L33 193V196H34ZM40 195V194H39ZM38 194H37V196H39ZM44 195H45V193H44ZM43 195V196H44ZM48 195V197L50 198L51 196L49 195V194H47ZM54 195V194H53ZM101 195V194H100ZM117 195V194H116ZM114 196V197H118V196ZM121 195H123V194H120V196ZM125 195V196H126ZM155 195V194H154ZM164 195V194H163ZM166 195H168V192H167V194ZM165 195V196H166ZM172 194L170 193V196H171ZM180 195H178V196H180ZM227 195V194H226ZM7 196V195H6ZM11 196V195H10ZM10 196H9V198H10ZM33 196H31L30 195V198L31 197H33ZM55 196H56V194H55ZM67 196V195H66ZM72 196V197H73ZM89 196V195H88ZM97 196H99L98 194H97ZM112 196V197H113ZM153 196V197H152ZM164 196V197H165ZM169 196V195H168ZM167 196V197H168ZM169 196V197H170ZM181 196H180V199H179V197L177 198V197H175V196H173V197H175L177 200H178V202H179V200H181ZM229 196H228V198H229ZM14 197H16V200H18V198H17V196H14ZM25 197L26 196H24V199H25ZM26 197V198H27ZM47 196L45 197V198H48ZM68 197V196H67ZM87 197V196H86ZM85 197V198H86ZM95 197V196H94ZM94 197H92V200L94 201V202H92V203H95V199L97 200V198H95V199H93ZM101 197H102V195H101ZM106 197V196H105ZM104 197V198H105ZM110 197V196H109ZM108 197V198H109ZM127 197V196H126ZM161 197V196H160ZM159 197V198H160ZM166 197V198H167ZM173 197H171V198H173ZM198 197H199V195H198ZM203 197V196H202ZM8 198V197H7ZM34 198H36V196H34ZM40 198H42V197H40ZM60 198V197H56V201L58 202V199ZM65 197H63V199H62V201L63 200H66V198L64 199ZM70 198V196L67 198V200H70L69 199ZM107 198V199H108ZM122 198V197H121ZM154 198V199H153ZM212 198V200H214ZM22 199H23V196H22ZM29 199V198H28ZM26 200V201H22L23 202V204H19V206L20 207H22L23 205L26 207V206H28V204H30V206L32 207V202L30 201V200ZM32 199V198H31ZM72 199V198H71ZM101 199V202L102 201H104V200H102V198H100ZM116 199H119V198H115V200ZM162 199V198H161ZM175 199V200H176ZM211 199V198H210ZM14 200V199H13ZM33 200V199H32ZM36 200H38V199H36ZM36 200H34V201H36ZM44 200V198L42 199V201ZM47 200H49L50 201V199H47ZM46 199L44 200V204H42V207L45 205V207H46V209L43 207V209H45V210H47V212H51V204L50 203H48V201H47ZM55 200V199H54ZM60 200V199H59ZM66 200V201H67ZM89 200L90 199H87V201H88V203H89ZM92 200H90V201H92ZM114 199L112 198V201H113ZM114 200V201H115ZM122 200V199H121ZM174 200V201H175ZM202 200H204V199H202ZM209 200V199H208ZM216 200H214V201H216ZM231 200V199H230ZM233 200V199H232ZM231 200V201H232ZM9 201V200H8ZM29 201H30V203H29ZM42 201H40V202H42ZM73 201V200H72ZM76 201H78V202H76ZM111 201V202H112ZM114 201H113V203H114ZM155 202V204H154V202ZM157 201H159V200H157ZM171 201V200H170ZM192 201H194V200H192ZM201 201V200H200ZM210 201V200H209ZM225 201V202H224ZM13 202V201H12ZM16 202V201H15ZM19 202V201H18ZM61 202V201H60ZM69 202V201H68ZM98 202H100L99 201V199H98ZM107 202V201H106ZM111 202H107V203H110V207H111ZM116 202V201H115ZM172 202V201H171ZM197 202H199L198 200H196V203ZM202 202V201H201ZM205 202V201H204ZM211 202H213V201H211ZM262 202H260L261 204H263L264 205V202L262 203ZM32 203V204H31ZM34 203H37V202H34ZM43 203V202H42ZM56 203V202H55ZM54 203V204H55ZM72 203V202H71ZM87 203V204H88ZM107 203L105 204V206H107ZM112 203V204H113ZM119 203V202H118ZM160 203H161V201H160ZM200 203V202H199ZM208 203V202H207ZM210 203V202H209ZM219 203V202H218ZM221 203H219V205L221 204ZM229 203V202H228ZM233 202H231V205H233L232 204ZM2 204V203H1ZM7 204V203H6ZM17 204V205H18ZM41 204V203H40ZM40 204H38L39 206H40ZM50 204V205H49ZM57 204H59V203H57ZM62 204H63V202H62ZM69 204V203H68ZM96 204V203H95ZM98 204V203H97ZM101 204V203H100ZM102 204H103V202H102ZM163 204V203H162ZM174 204V203H173ZM173 204H170L169 206H171V205H173ZM180 204V205H181ZM191 204V203H190ZM202 204H203V202H202ZM202 204H200V205H202ZM248 204V205H247ZM8 205V204H7ZM16 205V203H15V210H17V208L19 207V206H17ZM34 205V204H33ZM38 205H37V207H38ZM60 205V204H59ZM66 205V204H65ZM79 205H75V206H79ZM157 205V204H156ZM165 205V203L163 204V206ZM166 205H168V204H166ZM178 206L179 208L178 209H180V207L181 206ZM195 205V202H194V204H193V206ZM197 205H198V203H197ZM207 205V204H206ZM215 205H217L216 204V202H215ZM222 205H224V204H222ZM222 205H221V207H222ZM230 204H229V206H231ZM244 205V206H243ZM245 205H247V206H245ZM255 205H257L258 206V203L257 204H254V205H252L251 204V208L253 209L254 208V206ZM262 205V208L264 207ZM29 206V208H31ZM55 206V205H54ZM62 207L61 208H63V206L64 205H61ZM67 206V205H66ZM65 206V207H66ZM72 206H74V205H72ZM72 206H71V208H72ZM91 206V203H90V205H89V207ZM96 207H93V209L94 208H98V209H101V208H99V207H101L102 205H100L99 207L97 206V205H95ZM104 206V208H106ZM113 206V205H112ZM151 206V207H150ZM163 206H161V207H163ZM175 207H176V205H174ZM196 206V205H195ZM199 206V205H198ZM203 206V205H202ZM210 205L208 204L207 205V207H209ZM213 206H214V202H213ZM229 206H227V207H229ZM256 206V207H257ZM8 207V206H7ZM19 207V208H20ZM36 207V206H35ZM35 207H33L34 209L33 210H35ZM42 207H41V209H42ZM56 207H58L57 205L55 206V208L54 207H52V209L54 208V210L53 211H55V209H56ZM60 207V206H59ZM59 207H58V209H59ZM88 207V206H87ZM149 207H150V209H149ZM157 207V206H156ZM166 207V209H167V207L168 206H165ZM165 207H163V208H165ZM172 207V206H171ZM189 207V209H190V206H188ZM192 207V206H191ZM205 207V206H204ZM215 207V206H214ZM220 207V206H219ZM219 207H217L218 209H219ZM220 207V208H221ZM226 208V205L225 206H223L222 208V210H224L225 208ZM235 207V206H234ZM1 208H2V210H4V212H6V208H4V205L3 206H1ZM1 208H0V210H1ZM22 208H24V207H22ZM22 208H20V210L22 209ZM29 208H25V210H26V212H27V214H28V212H30V211H28V210H32V209H29ZM76 208V207H75ZM74 208V209H75ZM78 208V207H77ZM76 208V209H77ZM91 208V207H90ZM140 208H142V211L143 212H141L139 209ZM177 208V207H176ZM195 208V207H194ZM200 209L202 208V207H199ZM199 208H198V210H199ZM206 208V207H205ZM204 208V209H205ZM239 208H241L240 206H239ZM42 209V210H43ZM57 209V210H58ZM66 209V208H65ZM110 211H109V210ZM140 211H138V210ZM155 209V208H154ZM157 209H158V207H157ZM166 209H164V210H166ZM174 209V208H173ZM177 209V210H178ZM182 209V208H181ZM181 209H180V211H181ZM204 209H202V210H204ZM210 209H213V208H211V206H210ZM226 209H228V208H226ZM238 209V208H237ZM246 209V208H245ZM243 209V212H245V213H243L244 214V216L242 215V214H240V215H242V216H238L237 214H238V211H237V217H236V219H235V217H234V215H231L232 217H233V220L232 219H230L231 217H230V215H228L230 212L232 213L233 211L231 210V211H229V209L228 210H226V211H224L225 212V214H226V212H229V213H227L226 215L229 217V219H230V222L229 221H227L226 220V222H228L227 223V225L226 226H228L229 224H233L234 225V228L236 227V226H238L239 227V230H238V232L237 231H235L234 232V230H233V232H232V234H231V231L229 230V232H230V234L231 235H233V237H232V239H235L236 240V236L238 237V239L236 240V243L238 244V241L241 239H239V237H240V235H242V236H244V239L242 238L241 239V241H239L240 243L241 242H243V244L245 245L244 247H247L246 246V244L250 247V249H251V246H253V245H258V248L256 247V246H254V247H256L255 249H256V251H257V249H261L262 251H263V254H264V216L263 217H261L260 215H258L257 216V214L258 213H254V209L256 210V208H254L253 210L251 209L248 213H251L252 214V211H253V213L254 214H252V216L250 215V214H248V213H246V210H249V208L248 209ZM260 209V210H259ZM15 210H14V214L15 215H17V217H18V214L15 212ZM32 210V211H33ZM45 210H44V213H45ZM67 210V209H66ZM69 210H71L70 209V206H69ZM73 210V209H72ZM71 210V211H72ZM139 212H137V211ZM146 210H148V213H145V212H147ZM169 210H172V209H169ZM169 210L167 209V211H164V213H166V214H164L163 216H164V218H166L167 216V214H169ZM177 210H172V211H174L175 212V214L179 217V215L177 214V213H179V212H177ZM187 211H189L188 210V208L186 209ZM197 210V211H198ZM207 210V209H206ZM220 210V209H219ZM235 210H236V207H235V209H234V212H235ZM245 210V211H244ZM258 210L260 211V213H262V212H264V211H261V207H258ZM257 210V211H258ZM22 211V210H21ZM62 211H63V209H62ZM71 211H69V214H71L70 212ZM75 211H77V210H75ZM87 211V212H86ZM90 211V214H91V211L92 210H89ZM106 212V214H105V212ZM157 212H159V210H156ZM161 211V210H160ZM163 211V210H162ZM162 211H161V213H162ZM213 211V210H212ZM4 212H2L1 213V215H3L4 214ZM9 212V211H8ZM19 212V211H18ZM26 212H25V214H26ZM36 212H37V209H36ZM35 212V213H36ZM59 212V211H58ZM68 211H66L65 212V210H64V213H66V219H67V217H68V219L69 218H72L71 217V215H69L68 213H67ZM78 212H80V211H78ZM78 212H76V213H78ZM93 212L95 213V212H97L96 211V209H94L93 210ZM118 212V211H117ZM117 212H115V213H117ZM137 212V213H136ZM153 212H155V210L153 211ZM153 212H152V214H153ZM157 212H155V213H157ZM174 212L172 213L171 211H170V213H172V214H174ZM191 212V211H190ZM208 212V211H207ZM214 212V211H213ZM233 212V213H234ZM240 212V211H239ZM10 213V212H9ZM20 213V212H19ZM22 213V212H21ZM54 213V212H53ZM97 213H99V211L97 212ZM140 213L141 214H145V215H147L146 217H141L140 218V216H142V215H140ZM160 213V212H159ZM182 213H184V212H182ZM188 213V212H187ZM202 213V212H201ZM204 213H205V211H204ZM218 213V212H217ZM217 213H216V216H217ZM232 213V214H233ZM6 214H8V213H6ZM22 214H24V213H22ZM37 215H33L34 217H36V216H38L39 217V214L38 213H36ZM47 214V213H46ZM49 214V213H48ZM74 214V213H73ZM80 214V213H79ZM102 214V215H103ZM151 214V215H152ZM174 214V215H175ZM185 214V213H184ZM189 214V213H188ZM205 214H207V213H205ZM262 214H264V213H262ZM5 215V214H4ZM3 215V216H4ZM14 215V216H15ZM28 215H30V217H32V214H28ZM28 215H26V216H28ZM45 215V214H44ZM50 215V214H49ZM52 215V214H51ZM69 215V216H68ZM89 215V214H88ZM92 215L93 214H91V216L90 217H92ZM155 215V214H154ZM160 215V214H159ZM171 215V214H170ZM170 215H169V217H170ZM191 215V217H190V219L191 218H193L192 217V214H190ZM204 215V214H203ZM214 215H215V213H214ZM225 215V216H226ZM250 215V216H249ZM25 216V217H26ZM47 216V215H46ZM61 216H64V214H61ZM73 216V215H72ZM97 216H98V214H97ZM153 216V215H152ZM172 216V215H171ZM199 216V215H198ZM206 216H208V214L207 215H204V220L206 221ZM249 216V217H248ZM254 216H257V218L255 219V217ZM259 216H260V218H259ZM16 217V216H15ZM22 217H24L23 215H22ZM29 217V216H28ZM34 217H32V219H34ZM47 217H49V216H47ZM108 217V218H109ZM125 219H124V218ZM154 217V216H153ZM156 217H158L159 218V216H157L156 215ZM173 218H174V216H172ZM171 217V218H172ZM210 218H211V216H209ZM209 217H207V218H209ZM219 217V215L217 216V218ZM228 217H227V219H228ZM242 217H244V219L242 218ZM254 217V218H253ZM0 218H2V217H0ZM3 218H6L7 219V216L5 215ZM62 219V220H66V219ZM76 218V217H75ZM96 218V217H95ZM103 219H104V217H102ZM111 218V217H110ZM121 218V219H120ZM150 218H152V217H150ZM149 218V219H150ZM163 218V219H164ZM182 218H183V216H182ZM185 218H188V216H186ZM194 218H195V216H194ZM201 218V217H200ZM199 218V219H200ZM237 218H241L240 220L239 219H237ZM13 219H14V217H13ZM16 219H18V218H16ZM15 219V220H16ZM24 219V218H23ZM30 219V218H29ZM36 219V218H35ZM50 219H51V217H50ZM50 219H48V221L50 220ZM68 219H67V221H68ZM73 219V218H72ZM81 219V218H80ZM92 219V218H91ZM91 219H90V221H91ZM101 219V218H100ZM148 218H146V220L144 221V219H142V221H144V223L143 222H141V223H143V224H145V222L146 221H148L147 222V225H146V227H149V224L151 223L149 220H147ZM152 219H154L153 221H156V220H158V219H156V218H152ZM176 219V218H175ZM225 219H226V217H225ZM11 220V219H10ZM14 220V221H15ZM39 220V219H38ZM46 220V219H45ZM69 220H71V219H69ZM75 220V219H74ZM106 220H108V221H106ZM115 222H114V221ZM168 220H171V219H169L168 218ZM180 221H181V218L179 219ZM179 220H177L176 219V221H178V222H180ZM183 220V219H182ZM189 220V219H188ZM194 220V219H193ZM193 220H191V221H193ZM207 220H210V219H207ZM219 220V219H218ZM221 220H222V218H221ZM4 220H2V222H3ZM36 221V220H35ZM34 221V222H35ZM52 221V220H51ZM73 221V220H72ZM79 221V220H78ZM83 221V220H82ZM94 221V220H93ZM138 221V222H137ZM152 221V220H151ZM165 221V223H166V221L167 220H164ZM187 221V220H186ZM199 221H201V220H199ZM210 221H212V220H210ZM223 221V220H222ZM2 222H1V225H2ZM5 222V221H4ZM7 222V221H6ZM12 222V221H11ZM10 222V223H11ZM27 222V221H26ZM32 222V221H31ZM37 222V221H36ZM47 222V221H46ZM45 222V223H46ZM96 222H98V221H96ZM106 222H108V225L106 224ZM156 222H159V220L158 221H156ZM168 223H169V221H167ZM171 222V221H170ZM173 222V221H172ZM195 222H197V220L196 221H194V222H192V223H190L191 224V226H193L194 224H195ZM207 222V221H206ZM205 222V223H206ZM214 222H216V219L214 220ZM224 223L223 224H225L226 222H225V220L223 221ZM237 224V225H235V223ZM14 223V222H13ZM12 223V224H13ZM30 223V222H29ZM48 224H49V222H47ZM47 223H46V228H47ZM52 223H53V221H52ZM52 223H51V225H52ZM57 223V222H56ZM60 223H62V221L60 222ZM64 223V222H63ZM74 223H76V222H74ZM94 223V222H93ZM174 223H175V220H174ZM173 223V224H174ZM186 223H189V221L188 222H186ZM200 223V222H199ZM204 223V222H203ZM204 223V224H205ZM27 224V223H26ZM32 224V223H31ZM30 224V225H31ZM81 224H82V222H81ZM87 224V223H86ZM104 224V225H103ZM152 224V223H151ZM158 224L159 223H157V225H156V227H159L158 226ZM177 224V223H176ZM178 224H180V223H178ZM183 224H185V221L183 222ZM203 224V225H204ZM209 224L210 223H207L206 225H208V227H209ZM212 224H213V221H212ZM3 225H6V223L5 224H3ZM24 225V224H23ZM50 225V227H52ZM55 225V224H54ZM69 225H70V223H69ZM103 225V226H102ZM106 225H107V227H106ZM139 225H141V224H139ZM153 225V224H152ZM151 225V226H152ZM180 225H182V224H180ZM186 225V224H185ZM184 225V226H185ZM197 225H199L200 226V228H201V224H197ZM202 225V226H203ZM211 225V224H210ZM219 224H217L216 226H218ZM26 226V225H25ZM44 227L43 228H45V225H43ZM67 226V225H66ZM74 226H75V224H74ZM73 225H72V227H74ZM79 226V224L77 225V227ZM105 226V227H104ZM145 226V225H144ZM169 226H170V224H169ZM177 226V225H176ZM191 226H187L185 229H189V231L192 229V227ZM223 226H225V225H223ZM226 226H225V228H226ZM231 226V225H230ZM12 227V226H11ZM15 227V226H14ZM14 227H12L13 228V230H11L10 229V227L8 228V227H6V228H8V229H10V230H4V232H3V234H2V238H4V239H6L8 236L10 237V239H11V237L13 238V234L15 233H17L16 231L17 230H14V229H16V228H14ZM18 227V226H17ZM30 227L31 226H29V229H30ZM58 227V226H57ZM62 227H63V225H62ZM71 227V225L70 226H67V229L68 228H70ZM72 227H71V229H70V231L72 230ZM80 227V226H79ZM81 227H82V225H81ZM108 227V228H109ZM145 227V228H146ZM153 227H154V225H153ZM153 227L150 229L149 228V230H151V231H154V229H155V227H154V229H153ZM161 227H163V226H161ZM160 227V228H161ZM195 227V226H194ZM206 227V226H205ZM211 227V226H210ZM219 228H220V226H218ZM229 227V226H228ZM227 227V228H228ZM232 227V226H231ZM1 228V227H0ZM31 228H34V227H31ZM61 228V227H60ZM87 228V227H86ZM225 228H224V230L222 231L223 233L225 232ZM18 229H20V228H18ZM28 229V228H27ZM26 229V232L27 231H29L28 232V234L30 233V231H31V229L29 230H27ZM38 229V228H37ZM63 229V228H62ZM76 229V228H75ZM91 229V228H90ZM90 229H88V230H90ZM153 229V230H152ZM178 229V228H177ZM183 229V228H182ZM195 230H196V232H197V230L198 229H196V227L194 228ZM203 229H204V226H203ZM207 229V227L204 229V231L203 230H198V232L197 233H193L192 231L191 232H187V233H190L189 235H187V233H185V235H187L188 237L186 238V239H190L191 240V242H190V244H188L187 246H186V248L185 249H183V251L181 252V253H179V255H181V256H183V257H185V258H190L191 260H193V258L194 259H197V257H200L199 259L202 261L201 262V264H203V260L201 259V258H208L209 256V254L206 256V254L207 253H203V254H201V253H199L197 250L198 249H196L195 247H197V245H199V244H203V242H205V240H206V233L208 234L207 236H211V233L209 234L208 233V231L206 232L205 230ZM210 229V228H209ZM208 229V230H209ZM214 229V228H213ZM223 229V228H222ZM221 229V230H222ZM230 229V228H229ZM3 230V229H2ZM50 230H51V228H50ZM77 230V229H76ZM147 230H148V228H147ZM147 230H145V231H147ZM157 230H159V229H157ZM165 230V229H164ZM164 230H162V231H164ZM167 230V229H166ZM220 230V231H221ZM236 230V229H235ZM13 231H15V232H13ZM19 231H21V230H19ZM48 231V230H47ZM63 231V230H62ZM67 232L65 233V232H63V234H65L63 237H65V239H66V234L68 233V231L69 230H66ZM96 231H98V232H96ZM140 233H139V232ZM144 231V230H143ZM181 232H182V230H180ZM186 230H183V232H185ZM210 231H211V229H210ZM209 231V232H210ZM33 232L34 233H36V231H34V229H33ZM53 232V231H52ZM56 232V231H55ZM73 232H74V230H73ZM81 232V231H80ZM86 232V231H85ZM90 232V231H89ZM112 232H113V234H112ZM157 232V231H156ZM216 232H218V231H215L214 232V235L216 234ZM20 233V232H19ZM19 233H17L16 235H19ZM25 233V232H24ZM33 233V234H34ZM45 233V232H44ZM108 233H106V234H108ZM147 233H150V235H151V232H149V231H147L146 232V234ZM153 233H155V232H153ZM159 233V232H158ZM1 234V233H0ZM56 234V233H55ZM59 234H62V233H59ZM62 234V235H63ZM71 234V233H70ZM79 234H81V233H79ZM87 234V232L83 235L84 237V239H85V235ZM102 234V233H101ZM130 234L132 235L131 237H127V236H130ZM133 234H135V235H133ZM140 234H142L140 237H139V235ZM145 234V235H146ZM237 234H239V236L237 235ZM21 235V234H20ZM30 235V234H29ZM31 235H32V232H31ZM54 235V234H53ZM57 235V234H56ZM61 235V236H62ZM68 235V234H67ZM76 235V234H75ZM74 235V236H75ZM82 235V234H81ZM89 234H87L86 236H88ZM125 235V239L127 240V241H129V240H131L130 242H127L126 240H118V242L116 241V240H113L112 239V237L114 238H123V236ZM22 236H24V235H22ZM27 236V235H26ZM49 236V237H48ZM47 237L48 238H50V240H52V237L50 236V233H49V235H48ZM60 236V237H61ZM72 236V235H71ZM89 236H91V234L89 235ZM88 236V237H89ZM99 236V235H98ZM147 236H148V234H147ZM174 236V235H173ZM178 236V235H177ZM180 236V235H179ZM216 236H218L217 234H216ZM219 236H220V234H219ZM228 236V235H227ZM6 237V238H5ZM33 236H31V238H32ZM35 237V236H34ZM40 237V236H39ZM46 237V238H47ZM62 237V238H63ZM76 237V236H75ZM80 237V236H79ZM127 237V238H126ZM146 237V236H145ZM164 237V236H163ZM181 237V236H180ZM180 237H178L179 239H180ZM212 237V236H211ZM223 237V236H222ZM16 238V237H15ZM18 238V237H17ZM36 238V237H35ZM42 238V237H41ZM54 238V237H53ZM57 238L58 237H56V241L55 242H57ZM68 238H71L70 237V235L67 237V239ZM90 238V237H89ZM143 238H144V235H143ZM159 238V237H158ZM213 238L215 239V237L213 236ZM9 239V238H8ZM72 239H74V238H72ZM71 239V242H69L68 240V243H70V244H72L73 242V240ZM77 238H75L74 240H76ZM81 239H82V237H81ZM88 239V238H87ZM91 239V238H90ZM101 239V238H100ZM129 239V240H128ZM146 240H148L147 239V237L145 238ZM144 239V240H145ZM163 239V238H162ZM209 238L207 237V240H208ZM222 240L224 239V238H221ZM221 239H219L218 241H221ZM231 239V240H232ZM0 240H1V238H0ZM3 240V239H2ZM46 239H44V240H42V242L44 241V242H46V241H48L49 239H47L46 241H45ZM54 240H55V238H54ZM60 241H61V239H59ZM59 240H58V242H59ZM83 240V239H82ZM112 240V241H111ZM139 240H141V239H139ZM150 240H152V238L150 239ZM170 240V239H169ZM210 240V239H209ZM243 240V241H242ZM30 241H32V240H30ZM29 241V243L30 244H28V242H26L27 244V246L28 245H30L31 247H27L26 248V246L25 245H22V247H23V249H25L26 248V251H24V252H26L27 253V250H28V252H29V249H32L33 250V248H34V250H33V253H34V251L36 250L35 248L36 247H34V246H37L36 244H33V243H31ZM33 241L35 242V240L33 239ZM39 240H37L36 242H38ZM63 241V240H62ZM93 241V240H92ZM119 241H120V243H122V246L123 245H126L127 246V248H126V246L125 247H123L124 249L122 250V247H121V244H119L118 245V243H119ZM125 241V242H124ZM149 241V240H148ZM147 241V243L149 244V242ZM153 241V240H152ZM172 244H173V242L175 243V239L173 240V238H172ZM181 241V240H180ZM186 241H188V240H186ZM211 241V240H210ZM216 242H217V240H215ZM214 241V242H215ZM232 241H234V240H232ZM8 242V241H7ZM51 242V241H50ZM52 242H53V240H52ZM66 242V241H65ZM75 242V241H74ZM76 242L78 243V244H82V241H80V239L78 238V240H76ZM90 241H88V243H89ZM158 242V241H157ZM215 242V243H216ZM223 242H224V240H223ZM222 242V243H223ZM235 242V241H234ZM4 243V242H3ZM6 243V242H5ZM4 243V244H5ZM10 243H11V241H10ZM14 243H16V242H14ZM24 243V242H23ZM60 243V242H59ZM63 243H64V241H63ZM91 243V245H93V243L95 244V242H90ZM102 243V242H101ZM107 243V244H106ZM125 243V244H124ZM168 243H170V242H167V244ZM199 243V244H198ZM205 243H207V242H205ZM213 243V242H212ZM212 243H210V244H212ZM214 243V244H215ZM219 243H221V242H219ZM222 243L219 245V246H221L222 245ZM229 243H231V241L229 242ZM8 244V243H7ZM7 244H5V245H7ZM13 244V243H12ZM17 244V243H16ZM32 244V245H31ZM41 244V243H40ZM75 244V243H74ZM171 244V245H172ZM194 244H197V245H195L194 246ZM208 244V243H207ZM207 244H206V246H207ZM209 244V245H210ZM233 244V245H232ZM231 245L234 247L235 245H237V244H235L234 245V243H232ZM15 245V244H14ZM42 245H44V243H42ZM49 245V244H48ZM57 245V244H56ZM59 245V244H58ZM64 245H66V244H64ZM63 245V246H64ZM114 245H111V246H114ZM137 245V244H136ZM150 245V247L149 248H153V246H151L152 245V242L149 244ZM148 245V246H149ZM153 245H154V242H153ZM170 245V244H169ZM177 245V244H176ZM203 245H205V244H203ZM231 245H229V246H231ZM240 245V244H239ZM242 245V244H241ZM32 246H33V248H32ZM53 246V245H52ZM68 246H70V245H68ZM79 246V245H78ZM87 246V245H86ZM89 246V245H88ZM160 247H162V245L160 244L159 245ZM179 246H181V245H179ZM206 246H203L204 248L206 247ZM211 246H213L214 247V245L212 244ZM223 246V245H222ZM221 246V248H223ZM9 247V246H8ZM16 247V246H15ZM43 247H45V246H43ZM66 247V246H65ZM74 247V246H73ZM72 247V249H74L75 247H76V245H75V247L73 248ZM80 247H82L83 248V246H80ZM80 247H79V249H80ZM89 247H92V246H89ZM89 247L88 248H86L87 250H89ZM121 247V248H120ZM133 247V246H132ZM138 247H139V244L137 245V247L135 246V248H134V253H133V249H130V250H128V253L127 254H129V251H132L131 253L133 254V255H135V253H136V255H138L137 253H138V251L136 250L135 251V249L137 248L138 249ZM154 247H158V246H154ZM164 247H165V245L163 246V249H164ZM171 247V246H170ZM173 245H172V248H167L166 250H173ZM202 246H200V249H202L201 248ZM210 247V246H209ZM207 248V252H209L210 251V248ZM227 247H228V244H227ZM233 247H228V248H232V250L234 251V253L235 254H232V250L230 249H228L229 250V256L230 255H232V257H233V255H235V256H239L238 254L236 255V251H238V249H239V247H240V249H242L241 248V246H236V247H238V249L235 251V249H233ZM243 247V246H242ZM243 247V248H244ZM249 247H247V248H249ZM2 248V247H1ZM0 248V249H1ZM4 248V247H3ZM40 248V247H39ZM45 248H47L48 249V247H45ZM51 248V247H50ZM67 248H70V247H67ZM77 248V247H76ZM75 248V249H76ZM104 247H103V249H105ZM114 248L115 247H113V250H114ZM177 248H178V245H177ZM180 248V247H179ZM198 248V247H197ZM215 248L217 249H219V247H217V246H215ZM247 248H245L244 250H240V251H244L243 252V256H244V253H246L247 254V252L250 250H246ZM18 249H19V247H18ZM18 249H16V250H18ZM22 248H21V250H23ZM37 249H38V246H37ZM47 249H45V250H47ZM63 249V248H62ZM105 249V250H106ZM116 249V248H115ZM143 249V248H142ZM154 249H156V248H154ZM162 249V250H163ZM199 249V250H200ZM215 249V250H216ZM4 249H2V251H3ZM15 250V251H16ZM45 250H44V252H45ZM56 250V249H55ZM68 251H69V249H67ZM78 250V249H77ZM92 249L90 248V250L88 251V253L91 251ZM102 250V249H101ZM157 250H159V247H158V249ZM161 250V249H160ZM175 250V249H174ZM173 250V251H174ZM203 250V249H202ZM205 250V249H204ZM222 250V249H221ZM4 251H7V250H4ZM3 251V255L2 256H4V252ZM9 251V250H8ZM31 251V250H30ZM37 251V250H36ZM49 251H51V249L49 250ZM49 251H48V253H49ZM81 251H82V249H81ZM80 251V252H81ZM93 251V250H92ZM115 251V250H114ZM143 251V250H142ZM169 251H167L168 253H169ZM172 251V253H174V254H176V257L177 256H179V255H177V252L175 253V252H173ZM177 251V250H176ZM240 251H238V252H240ZM247 251V252H246ZM253 251H255V250H253ZM1 252V251H0ZM17 252V251H16ZM15 252V253H16ZM19 253H20V251H18ZM23 251H22V255H21V253H20V255L21 256H23V253H24ZM37 252H39V249H38V251ZM37 252H35L37 255L35 256V257H38L39 255V253H37ZM58 252V251H57ZM105 252V251H104ZM119 252V253H118ZM157 252V251H156ZM160 252V251H159ZM203 252H205V251H203ZM222 252V251H221ZM230 252H231V254H230ZM258 252V251H257ZM260 252V251H259ZM9 253V252H8ZM72 253V252H71ZM75 253V252H74ZM99 253V252H98ZM114 253H118L117 255L116 254H114ZM122 253V252H121ZM125 253L124 254H122L123 256L125 255ZM130 253V256H128L127 254V257H129V259L128 258H126L125 256H124V258H123V256H122V258H123V260H122V258H121V264H139L138 262H137V260L138 259H136V258H138V256L140 257V255H138V256H134V257H132V254ZM142 253H144V252H142ZM155 253V252H154ZM158 253V252H157ZM164 253V252H163ZM249 253V252H248ZM1 254V253H0ZM10 254V253H9ZM28 255H29V257H34V254L32 255L30 252L29 253H27ZM40 254H41V252H40ZM42 254H43V252H42ZM53 254H54V251H53ZM64 254V253H63ZM87 254V253H86ZM92 254H94V252L92 253ZM103 254V253H102ZM162 254V253H161ZM220 254H222L223 256H224V253L222 252V253H220ZM252 256V257H254V258H252V257H249V260H250V258H252L253 259V261L252 262H250L248 259H246L248 256H250V255ZM248 254V256L246 257V255L244 256L245 257V259L247 260V261H249L250 262V264H264V255L263 254H261V255H255L254 253H251V251H250V253ZM12 255V254H11ZM14 255V254H13ZM17 255H18V253H17ZM24 255H25V253H24ZM45 256H46V254H44ZM52 255V254H51ZM148 255V254H147ZM157 255V254H156ZM163 255H165V253L163 254ZM211 255V254H210ZM215 255V254H214ZM213 255V256H214ZM1 256V257H2ZM6 256H7V254H6ZM27 256V255H26ZM78 256V255H77ZM91 255H89V257H90ZM92 256H94V255H92ZM95 256L97 257V255H96V253H95ZM94 256V257H95ZM100 256V255H99ZM150 256H151V254H150ZM154 257H155V254L153 255ZM172 255L170 254V257H171ZM8 257H9V255H8ZM28 257V258H29ZM79 257H81V255L79 256ZM88 257V258H89ZM118 257H120V256H118ZM157 257H158V255H157ZM162 257V256H161ZM12 258V257H11ZM20 258V257H19ZM27 258V257H26ZM28 258H27V260H28ZM107 258H108V260H109V256H107ZM142 258V257H141ZM145 258L147 259V257L145 256ZM145 258H144V260H145ZM172 258H174V257H172ZM211 258V257H210ZM220 258V257H219ZM219 258H217V259H219ZM224 259H225V257H223ZM234 258V257H233ZM16 259H18V257L16 258ZM16 259H15V261H16ZM23 259V258H22ZM34 259V258H33ZM32 259V260H33ZM36 259V258H35ZM63 259V258H62ZM73 259V258H72ZM90 259V258H89ZM89 259H88V261H89ZM189 259V260H190ZM223 259V260H224ZM244 259V258H243ZM245 259H244V262H243V264L245 263ZM5 260H7V259H5ZM21 260V259H20ZM20 260H19V263H20ZM30 261H31V259H29ZM47 260V259H46ZM64 260V259H63ZM76 260V259H75ZM81 260V259H80ZM119 260H120V258H119ZM143 260V261H144ZM150 260H152L151 258H150ZM149 260V261H150ZM188 260V261H189ZM209 260V259H208ZM207 259H206V261H208ZM214 257H213V260H210L209 261V263L211 262L212 264H216V261L214 262ZM223 261L222 259H219L218 260V263H219V261ZM230 260V259H229ZM233 260V259H232ZM235 260V259H234ZM236 260H237V258H236ZM18 261V260H17ZM22 261V260H21ZM30 261H28V262H30ZM43 261V260H42ZM55 261V259L53 260V262ZM60 261V260H59ZM82 261V260H81ZM91 261V260H90ZM88 262L89 264L90 263H92V262ZM139 261V260H138ZM141 262V264H144V262ZM148 260H147V262H149ZM174 260H172L171 262H173ZM198 261V260H197ZM225 261V260H224ZM227 261V260H226ZM225 261V262H226ZM246 261V262H247ZM23 262V261H22ZM32 262V261H31ZM34 262V261H33ZM67 262V261H66ZM65 262V263H66ZM86 262V261H85ZM101 262H103V261H101ZM120 262V261H119ZM163 262H164V260H163ZM163 262H162V264H163ZM183 262V261H182ZM190 262V261H189ZM193 262H195V261H193ZM200 261H198L197 263H199ZM228 262H230V261H228ZM249 262H248V264H249ZM2 263H3V261H2ZM6 263H10V262H6ZM14 263V262H13ZM42 263V262H41ZM46 263H48V262H46ZM52 263V262H51ZM118 263V261L115 263V264H117ZM152 263L154 264V262L152 261ZM157 263V262H156ZM155 263V264H156ZM161 263V262H160ZM159 263V264H160ZM165 263L167 264V262L165 261ZM170 263V262H169ZM168 263V264H169ZM180 263H181V261H180ZM180 263H178V264H180ZM196 263V264H197ZM235 263H237V262H235ZM0 264H1V262H0ZM5 264V263H4ZM81 264V263H80ZM92 264H96L95 263V260H94V262L92 263ZM118 264H120V263H118ZM148 264V263H147ZM149 264H151L150 262H149ZM173 264V263H172ZM175 264H176V262H175ZM181 264H183V263H181ZM188 264V263H187ZM189 264H191V263H189ZM247 264V263H246Z\"/></svg>",
  "mask_w": 264,
  "mask_h": 264
}]
</instances>
